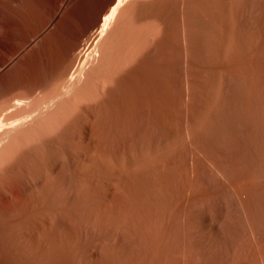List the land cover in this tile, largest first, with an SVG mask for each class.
Wrapping results in <instances>:
<instances>
[{
	"label": "bare ground",
	"instance_id": "1",
	"mask_svg": "<svg viewBox=\"0 0 264 264\" xmlns=\"http://www.w3.org/2000/svg\"><path fill=\"white\" fill-rule=\"evenodd\" d=\"M130 0H0V68L1 67H4V68H14V69H16L17 70V72H19V73H24L25 75H26V77L25 78H23V79H20L19 81V83H18V88L17 89H14V90H7L5 93H3L2 95H0V112L2 113L3 111H6L5 113H6V115L5 114H3L4 116H6L7 118H12L11 120L9 119L8 121H6V122H3L2 120H0V187L2 188V186H4L5 187V185L6 184H10L12 187H10L11 189H14L15 190V188L16 189H18V192H17V194H19L20 192V194H22L23 195V197H24V201H26V203L27 204H25L27 207H26V211L28 212H26V211H24V213L26 212V214L24 215V216H26V215H29V214H35L34 216H36V215H39L40 217V220H38V221H40L39 222V224L37 223V225H32V226H34L33 228H35V234L31 231V233H29L28 234V232H29V230L31 229V227L32 226H30L29 224L31 223H29V224H27L26 223V221H25V223H23L24 222V219L21 221V220H19V219H17L18 221H20V223L21 224H24L23 226H26V228H28L29 226H30V229L29 230H27V235H26V233H25V231H26V228L25 227H21L22 225H20V227L21 228H25V230L24 231H20V232H24V234H22L23 236H24V238H23V240L21 239L20 241H21V244H20V242H18L19 243V246L21 247V249L23 250L24 248H25V253L27 254V257H28V254H30L29 256H31L32 255V257L33 256H36V257H38L37 259H39V257H45V259H43V260H45V261H43L42 260V258H40L42 261H40V259H39V262H43V263H45L46 262V259H49V257L47 258L46 256H50L51 255V253H52V250H53V248L52 247H54V245H56L57 247H60V245H57V243H56V241H57V239H58V241H60V243H61V239H63L64 241H66V245L68 246V243H67V241H70L71 242V244L72 243H75L76 242V240H80V242H81V240L86 236H83L82 237V239H80L79 237H78V239H77V236H78V234H76L77 232H76V229H78V227L80 228L81 227V225L79 226V224H76V225H78L77 227L75 226V225H73L74 227H76L75 229H74V227L72 228L71 226V224H66V222L64 223H62V221L64 220V217H63V220L61 219V217L59 218V216L61 215V212L63 211V212H66V213H68L69 212V214H70V210L73 208H71V202L74 200V198H73V200L72 201H70V204H68L69 203V201L68 200H71V199H68V200H66V195L67 194H69L68 193V190L70 189V188H72V187H74V185L71 187V185L68 183L69 181H67V180H69V179H66V176H65V174L66 173H69L67 170H69L70 169V171H72L71 169L73 168L72 166H75V165H71L72 163H70V166H71V168H69V169H67L66 171L65 170H63V172L62 171H59L60 170V168H58L59 166H55V164H53L55 161V158L56 157H58V155L60 154V160L62 159V160H64V156H67V148L66 147H64V146H62V147H64V148H62V147H60L61 145V143H62V141H61V143L59 144V141L57 142V139H59V140H61L63 137L62 136H60V135H63V133H61L60 131H61V129L60 128H62V131H64V130H66V124H70V126H71V124H73V123H75V125H76V134H77V137L75 138L74 137V135L73 136H71L72 134H70V136L71 137H74L76 140H77V138H78V140L80 141V149H79V147H76L78 144V140L76 141V146H74V147H76L77 149L76 150H80V152H79V150H78V153L77 152H75V153H77L76 155H78V156H76L75 154V157H76V159L78 158V160H77V164H79V166L78 165H76V166H78L79 168L81 167V169H79V168H76L77 169V171L78 170H82V167H83V165L85 166L87 163V166L85 167V169L87 168V167H90L89 166V164L92 166H96L97 165V163H99L98 162V158H99V160L100 161H106V162H114V163H116L117 165H119V167L118 168H120V164H121V162H123V164L125 163V165H126V163H128L129 164V162L127 161L128 160V156H127V153L125 154L124 152L127 150V148L129 149V150H132V148H134V147H132V146H135V145H131V147L129 148V147H127V148H125L127 145L126 144H128V142L125 144L126 146L124 147L125 149H124V151H122V150H120L121 148L120 147H122L123 145H113L115 142H114V140L113 139H115V137L113 138V130H115V129H111V127L110 126H112V122L114 121V120H111V122H109V123H112V124H110L109 125V123H108V120H110V118L108 117V116H106V114H108V109H110V107L112 106V92H111V94H109L108 95V93H110V91H114V90H118V88L117 87H121V85H124V87H125V84L123 83V82H125V83H127L126 84V86H128V89H129V87L131 86V85H133V84H131V85H129L130 84V82H135L134 81V79H133V77L131 76L132 74L130 73V72H127L126 70H124V71H126V73H128L127 75H128V77H126L122 72H120V73H122V74H120V73H118L119 74V76L121 77V75H122V77H121V79H120V77H118L117 75H116V79H118V80H116L115 78V80L113 79V77L115 76H112V74H111V70H109L108 68L107 69H105L104 67H102L103 65L101 64L102 62V59L104 58V51H103V45H102V43H103V41H104V37H105V35L107 34V32L111 29V27L113 26V24L114 23H116L117 22V19L119 18V16L122 14V12L125 10V8H127V6H129V4L132 2H129ZM234 2H236V3H238L239 4V6H238V8L236 9L235 7H234ZM138 3L139 4H141V0H138ZM168 3L169 4H171V5H168ZM167 5V6H166ZM165 6V9H163V7ZM168 6H172L173 7V9H174V11H173V15H172V17L169 15L171 12H168L169 11V9L171 10L172 8H169ZM242 6H243V8H245V10L249 13V14H252L253 13V11H257V9L255 8V7H253V5H252V3H251V0H248L247 2H245L244 4H242ZM210 7H215V10L212 12V13H209V10H210ZM168 8V9H167ZM160 9H163V10H165L166 11V9H167V11H166V14H168V16H170L171 18H170V20H171V23L170 24H168V21H167V18H166V20L164 19V20H162L163 18H161L162 16L161 15H158L159 17H158V19H156V20H158V21H161L162 20V22L164 23V24H162L163 25V27H161V24L158 22H156L158 25H160L159 27H158V25L157 24H155V22H153L154 21V19L155 18H157V14H156V17H151L152 15H155V13L156 12H158ZM153 11V14L151 13ZM159 12H162V11H159ZM164 13V11L162 12V14ZM242 13H243V10H242V8H241V5H240V2L238 1V0H149V11H148V16H147V20H145V23H143V25H142V27L141 28H144V26H145V24H146V28L149 30V38H150V43H149V49H150V51H151V49L152 50H160V51H162V50H169V49H175L177 52H185V50H187V52H191V53H194V51L196 52L197 50H204V51H207V53H210V52H220V53H223V52H225V54H227L228 55V53H226L227 51H228V49H233V48H238V46L240 47V45H241V42H242V40H240L241 39V33L239 32V28H238V24H237V22H238V20H240V18L242 17ZM161 14V13H160ZM165 14V13H164ZM165 14V15H166ZM212 14V15H211ZM161 16V17H160ZM164 16V15H163ZM150 17V18H149ZM151 18H153V21H152V19ZM160 18V19H159ZM151 19V20H150ZM165 22H167V24L166 25H168V26H166L165 25ZM154 23V24H153ZM240 23H243V21H241ZM164 25L166 26V27H164ZM248 31H252L253 30V28L252 27H250V25L249 26H246L245 27ZM263 31H264V28H263ZM264 33V32H263ZM231 35H239L240 36V39H239V37H238V39L241 41H239L238 39H234V38H236V37H229V36H231ZM264 36V35H263ZM246 39H247V37H246ZM244 43H246L245 41H243ZM263 42V41H262ZM243 46H244V44H242ZM262 45L264 46V44L262 43ZM242 46V47H243ZM246 46H248V45H246ZM246 46L245 47H243V49H245L246 48ZM258 46V45H257ZM256 46V47H257ZM262 46V47H263ZM259 47V46H258ZM236 48V49H237ZM127 49V51H128V48H126ZM243 49H241V50H243ZM258 49V48H257ZM259 49H261V47H259ZM258 49V50H259ZM130 50V49H129ZM174 50V51H175ZM189 50V51H188ZM226 50V51H225ZM241 50H239V52L241 51ZM248 48H247V52H248ZM153 51V52H154ZM171 51V50H170ZM169 51V53L171 54V52ZM173 51V50H172ZM236 51V50H235ZM168 52V51H167ZM232 52V51H231ZM245 52V51H244ZM261 52V51H260ZM125 53L128 55V53L129 52H126L125 51ZM155 54L156 53H158L157 51H155L154 52ZM160 53V52H159ZM158 53V54H159ZM162 53H164V51L162 52ZM162 53H161V55H162ZM166 53V52H165ZM200 54L202 53V52H199ZM215 53V54H216ZM233 53H235L234 51H233ZM233 53H232V55H233ZM238 53V52H237ZM262 53V52H261ZM126 54H125V56H126ZM151 52H150V58H152L151 57ZM157 54V55H158ZM170 54H169V56H170ZM174 54H176V53H174ZM178 54H180V53H178ZM182 54V53H181ZM186 54H188V53H186L185 52V55ZM190 54V53H189ZM188 54V55H189ZM206 54V53H205ZM225 54H223V56L225 55ZM236 54V53H235ZM239 54V53H238ZM156 55V56H157ZM173 55V54H172ZM183 55V54H182ZM181 55V57H179V59H180V61H179V59H178V62H180V67L179 68H181V67H184V66H182V64L184 65V62H185V59L187 58V56H182ZM195 54H191V55H189L188 56V58L189 59H191V63H192V59L194 58V59H196L195 57H191V56H194ZM214 55V54H213ZM232 55L230 54V58L232 57ZM247 55V54H246ZM154 56V55H153ZM164 56V55H163ZM173 56H175V55H173ZM202 56V55H201ZM203 56H205L204 54H203ZM202 56V57H203ZM207 56V55H206ZM205 56V58H206V60H208L207 59V57ZM210 56V55H209ZM208 56V57H209ZM216 56H218V55H216ZM221 56H222V54H221ZM241 56V55H240ZM243 56V58H245L246 59V57H244V55H242ZM241 56V57H242ZM262 56V55H261ZM155 57V56H154ZM158 57V56H157ZM165 57L167 58L168 56H166L165 55ZM165 57H162V58H165ZM184 57H186V58H184ZM211 57V56H210ZM226 57V60L227 61H229V57H227V56H225ZM234 57V56H233ZM240 57V59H242ZM249 57V56H248ZM247 57V58H248ZM126 58H127V56H126ZM171 58L172 57H170V60H171ZM174 58V57H173ZM204 58V57H203ZM212 58H214V56L212 57ZM211 58V59H212ZM216 58V57H215ZM220 58L221 57H218L217 59H219L220 60ZM227 58H229V59H227ZM236 58V57H235ZM156 59H158V58H156ZM176 59V58H175ZM199 59H200V57H199ZM198 59V60H199ZM210 59V58H209ZM223 59V58H222ZM234 59V58H233ZM239 59V60H240ZM263 59V58H262ZM149 60H151V59H149ZM154 60V59H153ZM158 60H160V57H159V59ZM187 60V59H186ZM216 60V59H215ZM243 60V59H242ZM242 60H241V63H242ZM247 60V59H246ZM245 60V61H246ZM163 61V60H162ZM162 61H161V64H162ZM168 61H169V58H168ZM172 61V60H171ZM173 61H175L174 59H173ZM172 61V62H173ZM195 61V60H194ZM202 61V60H201ZM200 61V62H201ZM209 62H210V60H208ZM101 62V63H100ZM142 62V61H141ZM141 62H139L140 63V65L142 66V63ZM155 62V61H154ZM157 62V61H156ZM164 62H167V61H165V59H164ZM187 62V61H186ZM185 62V63H186ZM199 62V61H198ZM217 62V61H216ZM221 62V61H220ZM230 62V61H229ZM243 62H244V60H243ZM250 62V61H249ZM249 62L247 63V64H249ZM257 62V61H256ZM138 63V64H139ZM160 63V62H159ZM168 63V62H167ZM169 63H171V62H169ZM202 63V62H201ZM211 63H213V60L211 61ZM222 63H224V62H222ZM236 62H235V60H233V64H235ZM245 63V62H244ZM243 63V64H244ZM143 64H145L144 62H143ZM147 64V63H146ZM152 64V63H151ZM164 64V63H163ZM162 64V65H163ZM188 64H189V62H188ZM193 64V63H192ZM210 64V63H209ZM215 64V63H214ZM218 64V63H217ZM216 64V65H217ZM226 64V63H225ZM239 66L241 65L239 62L237 63ZM246 64V65H247ZM167 65V64H166ZM172 65V64H171ZM171 65H170V67H171ZM186 65V64H185ZM191 65V64H190ZM195 65V64H194ZM208 65V64H207ZM222 65V64H221ZM221 65H220V67H221ZM227 65H229L228 64V62H227ZM232 65V64H231ZM230 65V66H231ZM245 65V64H244ZM245 65V66H246ZM254 65V64H253ZM257 65H258V63H257ZM257 65H254V67L255 66H257ZM262 65H263V68H264V63H262ZM138 66V65H137ZM136 66V67H137ZM144 66H146V65H143V67ZM147 66H149V65H147ZM146 66V67H147ZM159 66V65H158ZM169 66V65H168ZM168 66H167V68H168ZM173 66V65H172ZM176 66V65H175ZM189 66V65H188ZM187 65H186V67H188ZM192 66V65H191ZM201 66V65H200ZM223 66H224V64H223ZM237 66V65H236ZM235 66V67H236ZM238 66V67H239ZM243 65H241L240 67H242ZM247 66H249V65H247ZM135 67V68H136ZM140 67V66H139ZM152 67V66H151ZM162 67V66H161ZM177 67V66H176ZM185 67V68H186ZM198 66H197V64H196V66L194 67V69L195 68H197ZM233 67H234V65H233ZM232 67V68H233ZM239 67V68H240ZM258 67V66H257ZM138 68V67H137ZM155 67H153V69H154ZM160 68V67H159ZM162 68H165V67H162ZM178 68V69H179ZM201 68V67H200ZM210 68V67H209ZM215 68V67H214ZM219 68V67H218ZM227 68V67H226ZM228 68H229V66H228ZM231 68V67H230ZM243 68H244V66H243ZM259 68V67H258ZM147 69V68H146ZM149 70H150V68H148ZM152 69V68H151ZM152 69V70H153ZM174 69H175V67H174ZM177 69V68H176ZM183 69V68H182ZM189 69H191V67H189ZM217 69V68H216ZM221 69V68H220ZM235 70L234 71H237L238 69L237 68H234ZM241 69V68H240ZM245 69H246V67H245ZM252 69H253V67H252ZM255 69H257L256 67H255ZM255 69H253V71L255 70ZM260 70H264V69H262L261 68V66H260V68H259ZM258 69V70H259ZM140 70V69H139ZM171 70V69H170ZM169 70V72H172L173 74H174V72L173 71H170ZM181 70V69H180ZM184 70V69H183ZM186 70V69H185ZM193 70V69H192ZM198 71H199V69H197ZM212 70V69H211ZM227 70V69H226ZM228 70H230V69H228ZM244 71V73L245 72H247L246 70H244V69H241V71ZM251 70V69H250ZM259 70V71H260ZM145 71V70H144ZM151 71V70H150ZM156 71L157 70H155V73H156ZM158 71H159V69H158ZM161 71V70H160ZM166 71H167V69H166ZM165 71V72H166ZM191 71V70H190ZM196 71V70H195ZM194 71V72H195ZM218 71V70H217ZM220 71V70H219ZM225 72V70H221V72ZM232 71V70H231ZM231 71H228V73L230 72L231 73ZM233 71V72H234ZM243 71H242V75H243ZM248 71H249V69H248ZM252 71V72H253ZM258 71V72H259ZM148 73H149V71H147ZM151 72H153V71H151ZM150 72V73H151ZM165 72H163L164 74H166ZM192 72V71H191ZM213 72V71H212ZM223 72V73H224ZM232 72V73H233ZM139 73V72H138ZM141 73V72H140ZM144 73V72H143ZM147 73V74H148ZM154 72H153V74H155ZM176 73V72H175ZM183 74L185 73V75L187 76V74L186 73H189L188 71H186V72H182ZM181 73V71H180V74H179V78H180V75L182 74ZM201 72H199V74H200ZM215 73H217V72H215ZM221 73V75H225L226 73ZM231 73V74H232ZM117 74V73H116ZM129 74H130V76L132 77V81H130L129 80ZM137 74V73H136ZM157 74V73H156ZM164 74H162V75H164ZM178 74V73H177ZM197 74H198V72H197ZM220 74V73H219ZM219 74H218V80L220 79L219 78ZM237 74V73H236ZM236 74H234V75H236ZM240 74L241 73H239V76H240ZM257 74V73H256ZM255 74V76L257 77V75ZM0 75H2V72L0 71ZM124 75V76H123ZM138 75V74H137ZM144 75L146 76V78H147V75H146V73H144ZM150 75H152V74H150ZM161 75V76H162ZM167 75H169V74H167ZM166 75V76H167ZM190 75H192V77L194 76L192 73L191 74H189L188 75V77L190 76ZM196 75V74H195ZM217 75V74H216ZM228 75V74H227ZM234 75H231L232 77L234 76ZM238 75V74H237ZM252 75H254V74H252ZM259 75V74H258ZM261 75H262V73H261ZM112 76V77H111ZM140 76V75H139ZM141 76H142V74H141ZM149 76V75H148ZM154 76V75H153ZM157 76V75H156ZM159 76H160V72H159ZM159 76H157V79H158V77ZM165 76V77H166ZM182 76H184V75H182ZM201 75H199V77H200ZM251 76V75H250ZM260 76V75H259ZM125 77V78H124ZM138 77V76H137ZM169 77V76H168ZM171 77V76H170ZM172 77H173V75H172ZM176 77V76H175ZM174 77V78H175ZM185 77V76H184ZM191 77V76H190ZM189 77V78H190ZM190 78V79H193V78ZM198 77V76H197ZM197 77H195L194 79H196V81H197ZM231 77V78H232ZM235 77V76H234ZM238 77V76H237ZM241 77V76H240ZM111 78L113 79V81L111 80ZM128 79V81H130L129 82V84H128V82H126V81H123V79L125 80V79ZM149 78H150V76H149ZM149 78H147L146 80H148ZM154 78V77H153ZM152 78V79H153ZM156 78V77H155ZM183 78V77H182ZM181 78V79H182ZM214 78V77H213ZM221 78L222 79H224L222 76H221ZM230 78V76L227 78V79H229ZM230 78V79H231ZM239 78V77H238ZM238 78H236L235 80H233V81H236ZM252 78H253V76H252ZM255 78V77H254ZM110 79V80H109ZM126 79V80H127ZM138 79V78H137ZM151 79V80H152ZM162 79V78H161ZM160 79V80H161ZM164 80H165V78H163ZM170 79V78H169ZM173 79V78H172ZM178 79V78H177ZM189 79V81H193V80H190ZM199 79V78H198ZM119 80H121V82L122 83H120V84H116V81H119ZM143 80H144V78H143ZM154 80H156V79H154ZM154 80H152V81H154ZM186 80H187V78H186ZM185 80V82H187ZM206 80V79H205ZM214 80V79H213ZM212 80V81H213ZM226 79H224V81H225ZM255 80V79H254ZM259 80H260V78H259ZM114 81H115V83H114ZM137 81V80H136ZM142 81V80H141ZM152 81H150V82H152ZM157 81V80H156ZM155 81V83H157ZM173 81H175V80H173ZM172 81V82H173ZM183 80H180V82H182ZM199 81V80H198ZM201 81V80H200ZM199 81V82H200ZM209 80H207V82H208ZM211 81V80H210ZM211 81V82H212ZM220 81V80H219ZM223 81V80H222ZM230 81H232V79L230 80ZM237 81H239L240 82V80H237ZM236 81V82H237ZM256 81H257V79H256ZM144 82V81H143ZM143 82H141V85H142V83ZM148 83H149V80L147 81ZM158 82H159V80H158ZM161 82H165V81H161ZM171 82V83H172ZM180 82H179V84H180ZM184 82V83H185ZM210 82V83H211ZM214 82H216L215 80H214ZM228 82V81H227ZM257 82H259V81H257ZM256 82V83H257ZM262 82V81H261ZM261 82H259V84L261 83ZM139 83V82H138ZM137 83V84H138ZM144 83H146V82H144ZM154 83V82H153ZM154 83V84H155ZM167 83H169L168 81H167ZM176 83V82H175ZM174 82H173V84H175ZM178 83V82H177ZM188 83V82H187ZM203 82H201V84H202ZM205 83H206V81H205ZM209 83V84H210ZM217 83V82H216ZM215 83V84H216ZM232 83V82H231ZM241 83V82H240ZM264 83V82H263ZM262 83V84H263ZM114 84H116V85H114ZM135 84V83H134ZM136 84V85H137ZM160 83H158L157 85V87H159L161 84H163V83H161L160 85H159ZM166 84V83H165ZM194 84V83H193ZM204 84V83H203ZM202 84V85H203ZM209 84H207V85H209ZM214 84V85H215ZM218 84H221V88H222V84H223V82L222 83H218ZM234 84V83H233ZM232 84V86H229V88L230 87H233L234 85ZM239 84V83H238ZM259 84H257V85H259ZM139 85H140V83H139ZM141 85H140V87H141ZM147 85V84H146ZM145 85V86H146ZM150 84H148L147 85V87L149 86ZM153 85V84H152ZM168 85V84H167ZM167 85L165 86V85H162L160 88H162L163 86H165V87H167ZM170 85V84H169ZM172 85V84H171ZM182 85V84H181ZM191 85V84H190ZM206 85V84H205ZM226 85V84H225ZM229 85H230V83H229ZM237 85V84H236ZM256 85V86H257ZM261 85V84H260ZM259 85V86H260ZM264 85V84H263ZM115 86H117V87H115ZM135 86V85H134ZM138 86V85H137ZM144 86V85H143ZM176 86V85H175ZM184 86H186V85H184ZM183 85H182V87H184ZM188 86V85H187ZM193 86V85H192ZM196 86V85H195ZM194 86V87H195ZM198 86H200V85H198ZM220 85H218V87H219ZM238 86H240V85H238ZM238 86H236V87H238ZM245 86V85H244ZM249 86V85H248ZM253 86V85H252ZM255 86V85H254ZM262 86V85H261ZM119 87V88H120ZM150 87V86H149ZM155 87V86H154ZM153 87V88H154ZM170 87H173V85L172 86H170ZM189 87V86H188ZM188 87H184V88H187L188 89ZM191 87V86H190ZM197 87V86H196ZM207 87V86H206ZM215 88H216V86H214ZM217 87V89L219 90V88ZM226 87V86H225ZM224 87V88H225ZM243 87V86H242ZM246 87H247V85H246ZM258 87V86H257ZM263 87V86H262ZM134 88V87H133ZM141 88H143V87H141ZM146 87H144V92H146L145 90L147 89H145ZM151 89H152V86L150 87ZM160 88H157V89H160ZM179 88H181V87H179ZM197 88H199V87H197ZM220 88V90H222ZM228 87L226 88V90L227 89H229ZM234 88V87H233ZM241 88V86L239 87V89ZM245 88V87H244ZM243 88V89H244ZM248 88V87H247ZM253 88V87H252ZM252 88H250L249 87V89H252ZM125 89H127V87L126 88H124V90ZM127 89V90H128ZM135 89H137V88H135ZM163 89H165V91H167L168 90V87H167V89L166 88H163ZM170 89V88H169ZM172 89H175V87L174 88H172ZM172 89H171V94L173 93L172 92ZM190 89V88H189ZM188 89V90H189ZM200 89H202V91H203V87L201 86V88ZM205 89V88H204ZM238 89V90H239ZM242 89V88H241ZM246 89V88H245ZM123 88H122V90H118V91H115L114 92V94L115 95H117V93L116 92H121L122 94H123ZM126 90V91H127ZM133 90V89H132ZM142 90V89H141ZM161 90V89H160ZM177 90V89H176ZM175 90V91H176ZM181 90H183V89H181ZM192 90H194V88H192ZM199 90V89H198ZM209 89H207V91H208ZM219 90V91H220ZM230 90H232V89H230ZM233 90H235V89H233ZM232 90V91H233ZM238 90H237V92H238ZM255 90V89H254ZM254 90H253V92H254ZM256 90H258L257 88H256ZM139 91V90H138ZM137 91V92H138ZM151 91V90H150ZM152 91H156V90H152ZM174 91V92H175ZM187 91V90H186ZM196 91V90H195ZM202 91L200 90V92L202 93ZM205 91H206V89H205ZM204 91V92H205ZM215 91V90H214ZM229 91V90H228ZM228 91L226 92V93H228ZM232 91L230 92V93H232ZM236 91V90H235ZM245 91H247V90H245ZM250 91V90H249ZM120 92L118 93L119 95H120ZM128 92V91H127ZM126 92V93H127ZM131 92V91H130ZM142 92H143V90H142ZM143 92V93H144ZM149 92V91H148ZM147 92V93H148ZM157 92H158V90H157ZM160 92V91H159ZM164 92V91H163ZM169 92V91H168ZM167 92V93H168ZM180 92V91H179ZM182 92V91H181ZM180 92V93H181ZM183 92H185L184 90H183ZM183 92H182V95H183ZM188 93L189 92H191V90L190 91H187ZM193 92V91H192ZM203 92V93H204ZM211 92V91H210ZM225 92V91H224ZM239 92H240V90H239ZM241 92H243V91H241ZM258 92H259V90H258ZM261 92V91H260ZM259 92V93H260ZM262 92H263V90H262ZM126 93H124V94H126ZM136 92H134V94H135ZM143 93H141L142 95H144ZM151 93V92H150ZM153 93V92H152ZM162 93V92H161ZM176 93H177V91H176ZM197 94H198V92H196ZM208 94H209V92H207ZM215 93H216V91H215ZM214 93V94H215ZM218 93V92H217ZM216 93V94H217ZM225 93V94H226ZM236 93V92H235ZM122 94L120 95V96H122ZM130 94V93H129ZM134 94H132V97L134 96ZM139 94V93H138ZM140 94V95H141ZM146 94V93H145ZM154 94V93H153ZM155 94H157V95H159L158 93H155ZM154 94V95H155ZM165 94V93H164ZM174 94V93H173ZM179 94V93H178ZM185 94V93H184ZM187 94V93H186ZM200 94V93H199ZM205 94V93H204ZM211 94H212V92H211ZM219 94V93H218ZM234 94V93H233ZM241 94V93H240ZM244 94V93H243ZM247 95H248V92L246 93ZM114 95V98L115 97H118V96H115ZM127 95H128V93H127ZM151 95V94H150ZM149 95V96H150ZM189 95H191V94H189ZM189 95L186 97V99L189 97ZM194 95V94H193ZM206 95V94H205ZM220 95V94H219ZM218 95V96H219ZM224 95V94H223ZM230 95H232V94H230ZM258 95V94H257ZM256 95V96H257ZM262 96L264 95V93H262L261 94ZM129 96V95H128ZM131 96V95H130ZM138 96V95H137ZM147 96V95H146ZM153 96V95H152ZM151 96V97H152ZM167 96V98H168V96L169 95H166ZM173 96H175V97H177L176 95H173ZM181 96V95H180ZM192 96V95H191ZM197 96V95H196ZM201 96H202V94H201ZM201 96H199V98L201 97ZM209 96H210V94H209ZM214 96V95H213ZM213 96H212V98H213ZM225 96V95H224ZM227 96V95H226ZM225 96V97H226ZM249 97L251 96L250 95V93H249V95H248ZM262 96H260V97H262ZM110 97H111V100H110ZM123 97V96H122ZM127 96L125 95V100L127 99H129V97L128 98H126ZM135 97V96H134ZM141 97V96H140ZM143 97V96H142ZM156 98H157V96H155ZM159 97V96H158ZM169 97H171V96H169ZM182 97V96H181ZM184 97V96H183ZM182 97V98H183ZM211 97V96H210ZM216 98H217V96H215ZM224 97V98H225ZM234 97H235V95H234ZM241 97V96H240ZM239 97V98H240ZM259 97V96H258ZM257 97V98H258ZM260 97L258 98V99H260ZM121 98V97H120ZM138 98V97H137ZM149 98V97H148ZM153 98V97H152ZM156 98H154V99H156ZM162 98V97H161ZM174 98V97H173ZM172 98V99H173ZM208 98V97H207ZM218 98H220V97H218ZM221 98H222V96H221ZM220 98V99H221ZM231 98V97H230ZM251 98V97H250ZM115 99H117V98H115ZM122 99V98H121ZM123 99H124V97H123ZM136 99V98H135ZM141 99H143V98H141ZM150 99V98H149ZM169 100V103H170V99L171 98H168ZM178 99V98H177ZM176 99V100H177ZM190 99H191V97H190ZM193 99H194V97H193ZM198 99V98H197ZM203 99H205V96H203ZM203 99H202V101H203ZM229 99V98H228ZM228 99H225V100H228ZM233 99V98H232ZM236 99V98H235ZM249 99V98H248ZM263 99H264V97H263ZM118 100V102H119V99H117ZM126 100V101H127ZM138 100V99H137ZM136 100V101H137ZM145 100H146V98H145ZM150 100H152V99H150ZM157 100H160V99H157ZM175 100V99H174ZM179 100V99H178ZM184 102H186V100L185 99H182ZM181 99L179 100V101H182ZM189 100V99H188ZM196 100V99H195ZM201 100V99H200ZM208 100V99H207ZM206 100V101H207ZM216 99H214L213 101L214 102H217L218 100H216ZM224 100V99H223ZM223 100H222V102H223ZM230 100V99H229ZM228 100V101H229ZM234 100V99H233ZM233 100H232V102H233ZM237 100H238V98H237ZM241 100V99H240ZM257 100V99H256ZM140 101V100H139ZM149 101V100H148ZM156 101V100H155ZM154 101V102H155ZM182 101V102H183ZM197 101V100H196ZM196 101H194V103L196 102ZM202 101H201V105H202ZM205 101V100H204ZM204 101H203V104H206V102L204 103ZM211 101V100H210ZM228 101H226V104H227V102ZM264 101V100H263ZM114 103L115 102H117L116 100L115 101H113ZM124 103V101L122 100L121 101V103ZM128 102H132V101H130V100H128L127 101V103ZM141 102H142V100H141ZM146 102V101H145ZM144 101H143V103H142V105H144V103H145ZM154 102H153V104H152V101H151V104L153 105V106H155V105H158V103H157V101L155 102V103H157V104H155L154 105ZM167 102V101H166ZM181 102V103H182ZM191 102V101H190ZM192 102H193V100H192ZM214 102L213 103H211V104H213V107H217V106H214ZM219 102H220V100H219ZM231 102V103H232ZM238 102V101H237ZM242 102H244V101H242ZM111 103V104H110ZM122 103V104H123ZM137 103H138V101H137ZM140 103V102H139ZM177 103H179V102H177ZM176 103V104H177ZM179 103L180 105H182V104H187V102L186 103ZM200 103V102H199ZM208 103H209V101H208ZM225 103V102H224ZM257 103V102H256ZM119 104V103H118ZM117 104V105H118ZM126 104V103H125ZM132 104H134V101H133V103ZM146 104H147V102H146ZM150 104V103H149ZM167 105H169L168 103H166ZM173 105H174V103H172ZM175 104V105H176ZM198 104V103H197ZM210 104V103H209ZM229 104V103H228ZM233 104V103H232ZM231 104V105H232ZM238 104H239V102H238ZM251 104V103H250ZM263 104H264V102H263ZM262 104V105H263ZM115 106H116V103L114 104ZM131 105V104H130ZM140 105V104H139ZM148 105V104H147ZM167 105H166V108H168L167 107ZM174 105V106H175ZM180 105H178V106H180ZM190 105L192 106L193 104H191L190 103ZM189 105V106H190ZM194 105H196V103L194 104ZM208 105V104H207ZM215 105H217V104H215ZM220 104H218V106H219ZM234 105H235V103H234ZM233 105V106H234ZM240 105V104H239ZM242 105V104H241ZM248 105H249V103H248ZM108 106H110V107H108ZM115 106H113L114 108H115ZM120 106V105H119ZM125 106V105H124ZM132 106V105H131ZM136 107H140V106H137V105H135ZM134 105L132 106L133 108L135 107ZM159 106V105H158ZM188 106V105H187ZM188 106V107H189ZM198 106V105H197ZM209 106H212V105H209ZM227 106V105H226ZM230 106V105H229ZM243 106V105H242ZM246 106V105H245ZM244 106V107H245ZM251 106V105H250ZM249 106V107H250ZM264 106V105H263ZM122 107V106H121ZM121 107L119 108V109H121ZM147 107V106H146ZM156 107V106H155ZM170 107V106H169ZM180 107H183V106H180ZM193 107H195V106H193ZM202 107V106H201ZM225 107V106H224ZM223 107V108H224ZM232 107V106H231ZM238 107H240V106H238ZM254 107H256V106H254ZM105 108H107V109H105ZM112 108V107H111ZM125 108V107H124ZM142 108V107H141ZM143 108H145V106L143 107ZM157 108V107H156ZM162 108V107H161ZM173 108V107H172ZM172 108H170V109H172ZM176 108H177V106H176ZM191 107H189V109H190ZM196 108V107H195ZM197 108H200V107H197ZM203 108V107H202ZM208 108V107H207ZM234 108H235V106H234ZM252 108V107H251ZM250 108V109H251ZM257 108V107H256ZM104 109H105V111H104ZM150 108H147V110H149ZM158 109V108H157ZM163 109V108H162ZM165 109V108H164ZM174 109V108H173ZM187 109V108H186ZM193 108H191V110L190 111H193L192 110ZM212 109H215V108H212ZM217 109V108H216ZM225 109V108H224ZM242 109V108H241ZM247 109V108H246ZM255 109V108H254ZM254 109H251V110H253L254 111ZM114 110V109H113ZM122 110H124L123 108H122ZM130 110V109H129ZM126 111L128 114H129V112L130 111ZM135 110V109H134ZM138 110V109H137ZM146 110V111H147ZM153 109L151 108V110L150 111H152ZM161 110V109H160ZM178 110H179V108H178ZM183 110V109H182ZM194 110H196V109H194ZM200 111H201V109H199ZM203 110H204V108H203ZM203 110L201 111V112H203ZM209 108H208V111H207V109L205 110V112H209ZM219 110V109H218ZM220 110H222L221 109V107H220ZM219 110V111H220ZM233 110V109H232ZM237 110H240V109H237ZM245 110V109H244ZM261 110H263V109H261ZM7 111H9V112H7ZM145 111V112H146ZM166 111V110H165ZM170 110H168V114H170L171 112H169ZM172 111V110H171ZM174 111H175V109H174ZM184 111V110H183ZM197 111V110H196ZM222 111H224L225 112V110H222ZM241 111V110H240ZM248 111H250V110H248ZM253 111L251 112V114L253 113ZM256 111V110H255ZM258 111V110H257ZM256 111V112H257ZM264 111V110H263ZM263 111H262V113H259V114H264L263 113ZM104 112H106L105 113V116L107 117V118H109V119H107L106 117V120H105V118H103L102 117V115L104 114ZM110 112H112L111 110H110ZM114 112V111H113ZM116 112V111H115ZM118 112V111H117ZM120 112V111H119ZM122 112V111H121ZM120 112V113H121ZM125 111H124V113H126ZM142 112H144V110H142ZM159 112V111H158ZM157 112V110H156V113H158ZM161 112V111H160ZM160 112H159V114H160ZM162 112H163V110H162ZM176 112V111H175ZM179 113H181L180 111H178ZM187 112V111H186ZM205 112H203V113H205ZM211 112V111H210ZM209 112V113H210ZM212 112H214V114L215 113H217V112H215L214 110L212 111ZM235 112H236V110H235ZM242 112V111H241ZM0 113V115L2 116V114ZM119 113V114H120ZM126 113V114H127ZM147 113L148 112H146V115H147ZM152 113H153V111L151 112V115H152ZM183 113V112H182ZM181 113V114H182ZM185 113V112H184ZM194 113V111L191 113V112H187V117H188V119L187 120H190L191 122H194L195 121V119H194V117L195 116H193V115H195V114H193ZM198 114H199V112H197ZM197 113H196V115H197ZM209 113H208V115H206L207 113H205L204 115H205V117L207 118V116H208V118L207 119H211V118H209L210 116H209ZM231 112H230V110H229V113H227L226 112V116L228 115V114H230ZM245 113V112H244ZM111 114V117H112V113H110ZM116 115H117V117H118V115L119 114H117V113H115ZM155 114V113H154ZM154 114H153V117H154ZM158 114V115H159ZM164 114V113H163ZM167 114V116L165 115L164 117L166 118V117H168L169 115ZM178 114V113H177ZM181 114H178V115H181ZM220 114V113H219ZM221 114H223V113H221ZM239 114H243V112L242 113H239ZM247 114H249V113H247ZM254 114V113H253ZM257 114V113H256ZM255 114V115H256ZM257 115V116H260V115ZM114 115V114H113ZM171 115V114H170ZM184 116H185V114H183ZM203 115V114H202ZM203 115V116H204ZM216 115H218V113L216 114ZM231 115V114H230ZM127 116V115H126ZM126 116H124V117H126ZM129 116H131L132 117V115H129ZM148 116V118H149V115H147ZM157 116V115H156ZM176 116V115H175ZM184 116H183V120H184ZM198 116V115H197ZM196 116V117H197ZM213 115L211 114V117H212ZM215 116V115H214ZM221 116V115H220ZM223 116H225V115H223ZM229 116V115H228ZM234 116V115H233ZM243 116V115H242ZM244 116H246V115H244ZM263 116V115H262ZM261 116V117H262ZM14 117V118H13ZM102 117V118H101ZM113 117H115V115L113 116ZM112 117V118H113ZM124 117H120L121 118V120L123 119V121H124ZM144 117H145V114H144ZM159 117V116H158ZM157 117V118H158ZM161 117H162V115H161ZM170 117V119H171V116H169ZM172 117H174V115L172 116ZM177 117V116H176ZM200 117H201V119H203L202 118V116H201V114H200ZM230 117V116H229ZM249 117H251L250 115H249ZM253 117V116H252ZM256 117V116H255ZM260 117V118H261ZM5 118V117H4ZM6 118V119H7ZM129 118V117H128ZM127 117L125 118V119H128ZM178 118V117H177ZM180 118V117H179ZM178 118V119H179ZM190 118V119H189ZM205 118V119H206ZM213 118V117H212ZM215 118V117H214ZM217 118H218V116H217ZM217 118H216V122H217ZM220 118V117H219ZM218 118V119H219ZM222 118V117H221ZM235 118H237L236 116H235ZM234 118V119H235ZM241 118V117H240ZM244 118V117H243ZM257 118V117H256ZM259 118V117H258ZM257 118V119H258ZM264 118V117H263ZM1 119V118H0ZM99 119H101V121H102V119H104L105 120V122L107 121V123H108V125L106 126L105 124H103V123H105L104 122V120L102 121L103 123V125H105L104 127H102L103 125L101 124V122H100V120ZM116 119V118H115ZM118 119V118H117ZM130 119V118H129ZM132 119H134V118H132ZM146 119V118H145ZM144 119V120H145ZM159 119V118H158ZM169 119V120H170ZM173 119V118H172ZM176 119V118H175ZM186 119L184 120V122H186ZM200 119V120H201ZM226 119V118H225ZM229 118H227V120H228ZM245 119H247L246 117H245ZM253 119H255V118H253ZM252 119V120H253ZM99 120V121H98ZM120 120V121H121ZM131 120V119H130ZM148 119H146L145 120V122L147 121ZM150 120V119H149ZM152 120V119H151ZM160 120H161V118H160ZM162 120H163V118H162ZM161 120V121H162ZM169 120H168V122H169ZM198 117H197V120L194 122V123H196V122H198ZM208 120V121H209ZM221 120H223V119H221ZM221 120H219V122L221 121ZM231 120H233V119H231ZM241 120H242V118H241ZM249 120V119H248ZM127 121V120H126ZM132 121V120H131ZM164 121H167V120H164ZM171 121V120H170ZM174 121V120H173ZM176 121H180V119L179 120H175V123H176ZM202 121V120H201ZM200 121V122H201ZM213 121V120H212ZM214 121V123H216ZM226 120H224L223 122H225ZM229 121V120H228ZM234 121H236L237 122V120L235 119V120H233V121H230V122H234ZM239 121V126H241L242 127V125H240V120H238ZM245 121V120H244ZM247 121V120H246ZM250 122H251V120H249ZM254 121L255 120H253V123L252 124H254ZM257 121H259V119L258 120H256V122ZM262 121H263V119H262ZM71 122H73V123H71ZM98 122L100 123V124H98ZM155 124H157L156 122H158V120L157 119H155ZM163 122V121H162ZM248 122V121H247ZM247 122H243V123H247ZM261 122V121H260ZM264 122V121H263ZM66 123V124H65ZM94 123H95V126H96V123H97V127L99 126V128L96 130L95 128H97V127H95V128H93L94 127ZM129 123V122H128ZM151 123H152V121H151ZM160 123V125L162 124L161 122H159ZM159 123L157 124L158 126H159ZM164 123V122H163ZM181 123H182V121H181ZM187 124H189L188 126L190 127H187V124H186V126L185 127H187V129H185V131H187L186 133L188 134V128L190 129V131H195V130H197V128L199 127V126H197V127H195L196 129H193V128H191L192 126V124L190 125V123L189 122H186ZM210 123V122H209ZM211 123H213V122H211ZM218 123V122H217ZM226 123H228V122H226ZM238 123V122H237ZM146 124H147V126L149 127V123L148 122H146ZM153 124V123H152ZM165 124H167V122L165 123ZM165 124H163L164 126H165ZM168 124H172V123H168ZM166 125V127L167 126H169V125ZM176 124H178V123H176ZM175 124V125H176ZM197 124V123H196ZM196 124H194V125H196ZM208 124V123H207ZM220 124H221V122H220ZM223 124H225V123H223ZM231 125H232V123H230ZM63 125H65V129H63ZM74 124H73V126H75ZM92 125H93V127H92ZM123 125V124H122ZM157 125H154V126H156L157 127ZM173 125H174V122H173ZM180 125H182V124H180ZM209 125V124H208ZM212 125H214V124H212ZM230 125V126H231ZM237 125V124H236ZM244 125H247V124H244ZM250 125V124H249ZM72 126V127H73ZM126 126H128V125H126ZM145 126V125H144ZM163 126V127H164ZM210 126H211V124H210ZM215 126V125H214ZM213 126V127H214ZM251 126V125H250ZM258 126H259V124H258ZM258 126H256V128L258 127ZM67 127H69V126H67ZM101 127V128H100ZM106 127V128H105ZM108 127V128H107ZM109 127H110V129H109ZM123 127H124V125H123ZM129 127V126H128ZM127 127V128H128ZM146 127V126H145ZM150 127H152V126H150ZM160 127V126H159ZM159 127L158 128H156V129H158V131H159ZM162 127V126H161ZM173 127H175V126H173ZM176 127H180L179 126V124H178V126H176ZM181 127H183V126H181ZM194 127V126H193ZM216 127H218L217 125H216ZM220 127H222V125L220 126ZM224 127V126H223ZM222 127V128H223ZM234 127H235V125H234ZM237 128H239L238 126H236ZM247 128L249 127L248 125L246 126ZM253 127H255V126H253ZM104 128V129H103ZM124 128H126V127H124ZM210 128H212V126L210 127ZM219 128V127H218ZM222 128L220 129V130H222ZM224 128H226V127H224ZM227 128H229V127H227ZM231 128V127H230ZM250 128V127H249ZM249 128L247 129V130H249ZM255 128V129H256ZM260 128V127H259ZM262 128H263V126H262ZM95 129V130H94ZM100 129H101V131H100ZM106 129V130H105ZM107 129L110 131H112L111 132V134L110 135H108L109 137V139H110V137H111V135H112V137L111 138H113L112 140H113V144H112V142L107 138V139H102L103 138V136L102 137H100V138H98L96 135H98L99 133H102V131L103 130H105L104 132H106L107 133ZM144 129V128H143ZM150 128H148L147 130H149ZM170 128L169 127H167V130L166 131H168ZM172 129V128H171ZM170 129V130H171ZM174 129V128H173ZM180 129V128H179ZM191 129H193V130H191ZM233 129V128H232ZM240 129V128H239ZM252 129V128H251ZM254 129V128H253ZM60 130V131H59ZM67 130H69V131H67ZM67 130H66V132L67 133H70V131H74V129L73 128H71V130L69 129V128H67ZM119 132H120V128L119 129H117ZM117 130H116V133H117ZM128 130V129H127ZM161 130H164V128L162 129L161 128ZM160 130V131H161ZM169 130V131H170ZM178 130V129H177ZM176 130V131H177ZM183 130H184V127H183ZM209 130V129H208ZM207 130V131H208ZM213 130V129H212ZM215 130H216V128H215ZM218 130V129H217ZM226 130V129H225ZM228 130V129H227ZM226 130V131H227ZM230 130V129H229ZM242 130V129H241ZM246 129H245V132L244 133H246V131H247ZM262 129L260 128V131H261ZM109 131H108V133H109ZM122 131H124V129L122 130ZM121 131V132H122ZM181 131H182V128H181ZM181 131H180V133H181ZM194 131L193 132H191V133H193V136H192V134H191V136L193 137V138H195L197 135H195V133H194ZM226 131H222V132H224L226 135L228 134ZM233 131V130H232ZM232 131H230V132H232ZM236 131V130H235ZM256 131V130H255ZM255 131H253V132H255ZM263 131H264V129H263ZM57 132H60V133H57ZM98 133V134H94V133ZM103 132V134H105ZM115 132V131H114ZM125 132V131H124ZM148 132H150V133H152L151 131H148ZM165 131H163V133H164ZM204 132V131H203ZM213 132V131H212ZM215 132V131H214ZM219 132V131H218ZM221 132V131H220ZM219 132V133H220ZM221 132V133H222ZM248 132V131H247ZM250 133H251V131H249ZM55 133H57L60 137H61V139L60 138H57L58 136L55 134ZM67 133H66V135H67ZM74 133V132H73ZM126 133V132H125ZM129 133V132H128ZM128 133H126V134H123V136H125V135H127ZM131 133H133V132H131ZM144 133H145V129H144ZM147 133V132H146ZM156 133H159V132H156ZM167 134H168V132H166ZM173 133V132H172ZM175 133V132H174ZM173 133V134H174ZM177 133H179L178 131H177ZM176 133V134H177ZM197 133V132H196ZM199 133V132H198ZM209 133H210V131H209ZM221 133H220V135H221ZM233 133H236V132H233ZM239 133H240V131H239ZM243 132H241V134H242ZM243 133V135H245ZM130 134V133H129ZM134 134V133H133ZM133 134H131V135H133ZM214 134V133H213ZM213 134H212V136H213ZM230 134V133H229ZM246 134H248V133H246ZM261 134H262V132H261ZM65 135V136H66ZM95 135V136H94ZM100 135H98V136H100ZM115 135H117V134H115ZM114 135V136H115ZM130 135V136H131ZM135 135V134H134ZM133 135V136H134ZM142 135V134H141ZM145 135V134H144ZM144 135H143V137H144ZM149 135V134H148ZM152 135V134H151ZM155 135V134H154ZM158 135H161L160 133L158 134ZM164 136H165V133L163 134ZM162 135V136H163ZM189 135V134H188ZM201 135H203V134H201ZM209 135H211V134H209ZM214 135H216L217 136V134H216V132H215V134ZM263 135H264V133H263ZM55 136H57V137H55ZM76 136V135H75ZM107 136V135H106ZM120 136V135H119ZM119 136H117V137H119ZM133 136L132 137H130L131 139L133 138ZM145 136H147V135H145ZM153 136V135H152ZM151 136V137H152ZM163 136V137H164ZM190 136V135H189ZM195 136V137H194ZM215 136V137H216ZM229 136V135H228ZM231 136V135H230ZM229 136V137H230ZM232 136H234V135H232ZM231 136V137H232ZM237 135H235V137H236ZM240 136V135H239ZM239 136H237V137H239ZM248 136V135H247ZM252 136V135H251ZM250 136V137H251ZM116 137V138H117ZM127 137H129L128 135H127ZM143 137H141L142 139H143ZM157 137V136H156ZM155 137V138H156ZM160 138V139H163V140H166V139H164L165 137L167 138V139H171V137L170 138H168L169 137V135L167 136H165L164 138ZM178 137V136H177ZM180 137H184V136H180ZM187 137V136H186ZM206 137V136H205ZM214 137V138H215ZM218 137V136H217ZM220 137V136H219ZM223 137V136H222ZM221 137V138H222ZM229 137H226V139H228ZM235 137H233V138H235ZM245 137V136H244ZM250 137H248V138H250ZM104 138H106V137H104ZM126 138V137H125ZM138 138V137H137ZM140 138V137H139ZM138 138V141L140 140L141 141V139H139ZM173 139H175L176 140V138L175 137H172ZM179 138V137H178ZM177 138V139H178ZM181 138V139H182ZM192 138V139H193ZM197 138V137H196ZM207 138H208V135H207ZM224 139H225V137H223ZM223 138H222V140H223ZM248 138H246V139H248ZM75 139L73 140V141H75ZM120 139H122V138H120L119 137V139H117V140H120ZM124 139V138H123ZM127 139L128 138H126V140H123V142L124 141H127ZM135 139V138H134ZM150 138L149 137H147V140L148 141H150L149 140ZM152 139H153V137H152ZM187 139V138H186ZM185 139V141H186V143H187V140ZM191 139V138H190ZM199 139L200 138H198V140L196 139V141H199ZM203 139H204V136H203ZM211 139H213V138H211ZM216 139V138H215ZM220 139V138H219ZM236 139V138H235ZM245 139V140H246ZM262 139V138H261ZM264 139V138H263ZM63 140V139H62ZM143 140H145V139H143ZM142 140V141H143ZM163 140H161V141H163ZM195 140V139H194ZM210 140V139H209ZM231 140V139H230ZM233 140V139H232ZM244 140V139H243ZM249 140H251V139H249ZM116 141V140H115ZM131 142H133V144H134V142L135 141H133V140H130ZM136 141H137V139H136ZM146 141V140H145ZM152 141H154V140H152ZM158 141H160V140H158ZM158 141H157V143H158ZM161 141L159 142V143H161ZM172 141V140H171ZM180 141V140H179ZM184 140H182V142H183ZM184 141V142H185ZM204 141V140H203ZM206 141V140H205ZM216 141V140H215ZM219 142H221L220 140H218ZM218 141H217V143H218ZM226 141V140H225ZM227 141H229V140H227ZM262 141V143L261 144H263V140H261ZM111 142V143H110ZM166 142H169V140L168 141H166ZM181 141H180V144H179V147H177V148H179L178 149V152L179 151H181L182 150V148H181V146L184 144H182L181 145V143H182ZM192 142V141H191ZM190 142V143H191ZM194 142V141H193ZM192 142V143H193ZM200 142V141H199ZM210 142H212V140L210 141ZM210 142H209V145L211 146L212 145V143H214V141L210 144ZM116 143H118V142H116ZM137 143V142H136ZM139 143V142H138ZM142 143H145L144 141L142 142ZM152 143V142H151ZM158 143V144H159ZM165 143V142H164ZM170 143V142H169ZM189 143V142H188ZM191 143V144H192ZM201 143H202V141H201ZM205 143V142H204ZM224 143V142H223ZM223 143H222V145H223ZM225 143H231L230 141L229 142H225ZM236 143H237V141H236ZM250 143V142H249ZM74 144H75V142H74ZM120 144V143H119ZM121 144H122V142H121ZM148 144H149V142H148ZM153 144H155V142H153ZM153 144H152V146H153ZM157 144V145H158ZM163 144V143H162ZM171 144H173V143H171ZM171 144H169L171 147H172V145ZM206 144H207V142H206ZM214 144H216V142L214 143ZM213 144V145H214ZM239 144H241L240 142H239ZM239 144H238V146H239ZM244 144V143H243ZM243 144H241V145H243ZM247 144V143H246ZM259 144H260V142H259ZM260 144V146L262 147V145ZM129 145V144H128ZM138 145V144H137ZM136 145V146H137ZM156 145V146H157ZM181 145V146H180ZM189 145V144H188ZM196 145H198V144H195V146ZM200 145V144H199ZM198 145V146H199ZM204 145V144H203ZM221 145V144H220ZM225 145V144H224ZM226 145H228V144H226ZM235 145V144H234ZM233 145V146H234ZM240 145V146H241ZM253 145V144H252ZM264 145V144H263ZM67 146V145H66ZM130 146V145H129ZM140 147H141V145H139ZM151 146V147H152ZM160 146V145H159ZM158 146V147H159ZM167 147H169L168 146V144L166 145ZM175 146H178L177 144L175 145ZM194 146V145H193ZM193 146H191V147H193ZM201 146H202V144H201ZM218 146H219V143H218ZM233 146H231V147H233ZM240 146H239V148H240ZM255 146V145H254ZM258 146V145H257ZM27 147H29V148H27ZM143 147H144V145H143ZM146 147V146H145ZM148 147V146H147ZM147 147H146V149H147ZM161 147V146H160ZM165 147V146H164ZM167 147H165V149L167 148ZM173 147H174V145H173ZM184 147V146H183ZM189 147V146H188ZM203 147V150H204V147H206V146H202ZM201 147V148H202ZM214 147V146H213ZM224 147V146H223ZM228 147V146H227ZM226 147V148H227ZM236 147V146H235ZM242 147V146H241ZM244 147V146H243ZM245 147H247V146H245ZM61 148H62V150H61ZM70 148H73V146L72 147H70ZM69 148V149H70ZM149 148H150V144H149ZM148 148V149H149ZM154 148H155V146H153V150H154ZM176 148V147H175ZM181 148V149H180ZM201 148H199V149H201ZM210 148H212V147H210ZM219 148H220V146H219ZM229 148H230V146H229ZM229 148H228V151H229ZM237 149H239L238 147H236ZM235 148V149H236ZM247 148H249V147H247ZM256 148V147H255ZM254 148V149H255ZM258 148H260L259 146H258ZM257 148V150H260V149H258ZM264 147H262V149H263ZM28 149V150H27ZM66 150L65 152L63 151V150ZM123 149V148H122ZM145 149V148H144ZM145 149V150H146ZM187 149V148H186ZM191 149V148H190ZM194 149V148H193ZM192 149V150H193ZM207 149H208V147H207ZM207 149L205 150V151H207ZM216 148H213V151L215 150ZM222 149H225V148H222ZM222 149H220V150H222ZM234 149V150H235ZM245 149V148H244ZM252 149H253V147H252ZM253 149V150H254ZM71 150V149H70ZM73 150V149H72ZM76 150H74V151H76ZM128 150V151H129ZM135 150H138V149H135ZM139 150H140V148H139ZM151 150V149H150ZM149 150V151H150ZM171 149H169V150H167V151H170ZM173 150H176V149H173ZM197 150V149H196ZM217 150V149H216ZM215 150V151H216ZM219 150V151H220ZM240 150V149H239ZM243 150V149H242ZM247 150V149H246ZM245 150V151H246ZM249 150H251V149H249ZM256 149H255V152L257 151ZM134 151V150H133ZM140 151H142V152H144V150L142 149V150H140ZM155 151H156V149H155ZM160 151H161V148H160ZM159 151V152H160ZM163 151V150H162ZM162 151H161V153H162ZM185 151V150H184ZM191 151V150H190ZM210 151V150H209ZM211 151H212V149H211ZM213 151H212V153H213ZM218 151V150H217ZM217 151H216V153H217ZM219 151H218V153H219ZM224 151H227V150H224ZM223 151V152H224ZM228 151L227 152H224V153H228ZM241 151V150H240ZM248 151V150H247ZM252 151V150H251ZM264 151V150H263ZM70 152H72L71 154L70 153H68V154H70V155H72L73 154V151H70ZM154 152V151H153ZM158 152V153H159ZM171 152V151H170ZM172 152H174V151H172ZM171 152V153H172ZM183 152V151H182ZM192 153H193V151H191ZM190 152V153H191ZM197 152L199 153V151L197 150ZM196 151H194V153H197ZM221 152V151H220ZM233 152H235V151H233ZM232 152V153H233ZM243 152V151H242ZM261 152V151H260ZM64 153L66 154V155H64ZM79 153H81V157L79 156ZM129 153H133V152H131V151H129ZM128 153V154H129ZM150 153H151V151H150ZM150 153H149V156H150ZM154 153H156V152H154ZM160 153V154H161ZM193 153V154H194ZM207 153H208V151H207ZM210 153V152H209ZM211 153V154H212ZM232 153L231 154H229V156L230 155H232ZM241 153V152H240ZM239 153V154H240ZM244 153V152H243ZM246 153H249V152H246ZM254 153V152H253ZM257 153V152H256ZM159 154V155H160ZM163 156H165V155H167V152H166V154H165V152H163ZM170 154V153H169ZM169 154H168V157H170L169 156ZM176 155H177V152L175 153ZM180 154H181V152H180ZM180 154H178V155H180ZM186 154H188V152L186 153ZM201 154V153H200ZM221 154H222V152H221ZM220 154V155H221ZM237 154V153H236ZM235 154V156H239V154L238 155H236ZM245 154V153H244ZM259 154V153H258ZM61 155H64V156H61ZM73 155V156H74ZM140 155L141 154H139V156L138 157H136V158H140L142 161L144 160L143 158H141L140 157ZM146 155H147V153H146ZM156 155V154H155ZM154 155V156H155ZM184 155V154H183ZM183 155L181 156V157H183ZM204 155V154H203ZM202 155V156H203ZM205 155H206V153H205ZM216 155V154H215ZM222 155H224V154H222ZM221 155V156H222ZM241 155V154H240ZM246 155V154H245ZM248 155V154H247ZM249 155H250V153H249ZM256 156H257V154H255ZM132 156H133V154H132ZM134 156H136V155H134ZM148 156V159L150 158ZM173 156H175L174 155V153H173ZM194 156H195V154H194ZM197 156V155H196ZM206 156H208V158L210 157L209 155H206ZM206 156H204V157H200L201 158V160H202V158H204V159H206L207 157ZM225 156H226V154H225ZM228 156V157H229ZM252 156V158H254V155H251ZM250 156V157H251ZM259 157H262L263 156V158H264V152L262 153V156H260V155H258ZM70 158H71V156H69ZM74 157V158H75ZM146 157V156H145ZM144 157V158H145ZM157 157V156H156ZM162 157V155L160 156V159H162L161 158ZM166 157V156H165ZM164 157V159H166ZM179 157V156H178ZM187 157H189L188 159H189V161L191 160V157H190V155L189 156H187ZM206 157V158H205ZM212 157H215V156H213L212 155ZM219 158H220V156H218ZM227 157V158H228ZM233 157H234V155H233ZM232 157V158H233ZM242 157V159H245V158H247V157H244V155L243 156H241ZM244 157V158H243ZM249 157V158H250ZM67 158V157H66ZM74 158H72V159H74ZM136 158H134V159H136ZM147 158V157H146ZM158 158H159V156H158ZM158 158H156V159H158ZM180 158V157H179ZM178 158V159H179ZM186 158V157H185ZM193 158V157H192ZM199 158V157H198ZM197 158V159H198ZM224 158V157H223ZM222 158V159H223ZM236 158V157H235ZM240 158V157H239ZM238 158V159H239ZM261 159V158H259V160H258V157H256V159H257V161H258V163H260L261 165H263L264 166V159ZM58 161H59V158H56ZM97 160V163L95 162V164L96 165H94V162L93 161H96ZM155 159V158H154ZM155 159V160H156ZM170 159V158H169ZM175 159V158H174ZM181 159V158H180ZM204 159L201 161V163L202 162H204ZM212 158H210V160H211ZM215 159H218L217 158V156L215 157ZM221 159V160H222ZM226 159V158H225ZM237 159V158H236ZM235 159V160H236ZM237 159V160H238ZM242 159H240V160H242ZM260 159L261 160H263V161H260ZM15 160H20V162L22 161L23 162V166L22 165H19V166H22V167H15V165L16 164H14V161ZM139 160V159H138ZM137 160V161H138ZM139 161V162H137V163H139L140 164V162L141 163H143L142 161ZM154 160V161H155ZM168 160V159H167ZM186 160H187V158H186ZM194 160H196V159H193V161ZM199 160V162H200V159H198ZM220 159H218L217 160V162L219 161ZM220 160V161H221ZM227 160V159H226ZM237 160H236V163H237ZM239 160V161H240ZM17 161V162H18ZM70 161H73V160H70ZM74 161H75V159H74ZM74 161H73V163H74ZM129 161H131L132 162V159H130L129 158ZM135 161V160H134ZM154 161H152V162H154ZM158 160H156L155 162H157ZM162 161V160H161ZM170 161V160H169ZM171 161H172V159H171ZM170 161V162H171ZM174 161H178V160H174ZM183 161V159L181 160V162ZM185 161V160H184ZM188 161V160H187ZM214 161V160H213ZM244 161V160H243ZM250 161H253V160H251V158H250ZM249 161V162H250ZM256 161V160H255ZM254 161V162H255ZM16 162V161H15ZM57 162V161H56ZM55 162V163H56ZM92 162H93V164H92ZM106 162H104V164L106 163ZM148 162V161H147ZM151 161H149V165L151 164V169H152V164H153V166L155 165V163H150ZM164 162H165V160H164ZM173 162V161H172ZM172 162L170 163V164H172ZM212 162V161H211ZM223 162H225V160L223 161ZM227 162V161H226ZM262 162H263V164H262ZM19 163V162H18ZM76 163H74V164H76ZM109 163V164H110ZM114 163H113V165H110L111 167L113 166L114 168H115V165H114ZM133 163V162H132ZM136 163V164H137ZM158 163V162H157ZM159 163H160V161H159ZM159 163H158V165H159ZM161 163H163V162H161ZM166 163V162H165ZM165 163H164V165H165ZM169 163V162H168ZM180 163V162H179ZM183 163V162H182ZM187 163V162H186ZM190 163V162H189ZM207 163V162H206ZM213 163H216V161L215 162H213ZM218 163H220V162H218ZM218 163H216V165H215V167L218 165ZM239 163H241V161L239 162ZM14 166H13V165ZM21 164V163H20ZM104 164H102V165H104ZM127 164V165H128ZM134 164V163H133ZM132 164V165H133ZM146 164V159L144 160V163H143V167L142 168H144V165ZM170 164H167V165H169L168 167L170 168V166L172 167V165H170ZM181 164V163H180ZM185 164V163H184ZM191 164V163H190ZM190 164H185L186 166L187 165H190ZM193 164H194V162H193ZM205 164V163H204ZM208 164H209V162H208ZM208 164H206V165H208ZM212 164V163H211ZM224 164V163H223ZM242 164H244V162L242 163ZM246 164H247V161H246ZM54 165V166H53ZM57 165H60V164H57ZM80 165H82V166H80ZM99 165H100V163H99ZM117 165H116V167H117ZM126 165V166H127ZM131 165V166H132ZM161 165V164H160ZM176 165H177V163H176ZM182 165V164H181ZM181 165H179L178 164V168H181L180 170H184V168L183 167H181ZM184 165V167H186ZM202 165H203V163H202ZM210 165V164H209ZM209 165H208V167H209ZM226 165H227V163H226ZM236 165H238V164H236ZM251 165V164H250ZM254 164H252V166H253ZM18 166V165H17ZM69 166V167H70ZM75 166V167H76ZM107 166H108V163H107ZM125 166V167H126ZM137 166H139L138 164H137ZM156 166H157V164H156ZM166 166V165H165ZM175 165L173 164V167H174ZM192 166V165H191ZM190 166V167H191ZM212 166L213 165H210V168H209V170L210 169H213L212 168ZM221 166H223L222 165V163H221ZM220 166V167H221ZM229 166V165H228ZM240 166H242L241 164H240ZM244 166V165H243ZM243 166L241 167V168H243ZM56 169H55V168ZM74 167V168H75ZM93 167V168H94ZM96 167H98V166H96ZM95 167V168H96ZM104 167V166H103ZM102 167V168H103ZM113 167H112V172L114 173V171L113 170H115V169H113ZM122 167V166H121ZM124 167V166H123ZM140 168H141V166H139ZM146 167H147V165H146ZM160 167V166H159ZM190 167H188V168H190ZM194 167H197V166H194ZM200 168H201V165L199 166ZM219 167V168H220ZM247 167V166H246ZM250 167V166H249ZM254 167V166H253ZM256 168L257 167H259L258 165L257 166H255ZM84 168V167H83ZM101 168V169H102ZM104 168H106V166L104 167ZM108 168V167H107ZM117 168V169H118ZM134 168L135 169H133L132 168V170H135L136 171V169H138V168H136L135 166H134ZM148 168V167H147ZM154 168V167H153ZM162 168V167H161ZM165 168H167V167H165ZM176 168V167H175ZM177 168V169H178ZM183 168V169H182ZM204 168H205V165H204ZM203 167H202V170L204 169ZM218 168V169H219ZM264 168V167H263ZM262 168V169H263ZM91 169L92 168H87V170H90L91 171ZM97 169V168H96ZM100 169V168H99ZM127 169V168H126ZM158 169V168H157ZM160 169V168H159ZM158 169V170H159ZM163 169V168H162ZM168 169V168H167ZM172 169V168H171ZM177 169H175V170H177ZM191 169H194V168H191ZM190 169V170H191ZM208 169V168H207ZM217 169V170H218ZM224 169V168H223ZM230 169V168H229ZM258 170H260L259 168H257ZM75 170V169H74ZM87 170H85V171H87ZM98 170V169H97ZM109 170V168L107 169V172H109L108 171ZM111 170V169H110ZM120 170H123V168L122 169H120ZM125 170V169H124ZM148 170H149V168H148ZM153 170V169H152ZM152 170H150V172L152 171ZM170 170V169H169ZM186 170V169H185ZM184 170V171H185ZM200 170V169H199ZM198 170V167H197V172L199 171ZM208 170V171H209ZM214 170H216L215 168H214ZM216 170V171H217ZM222 170V169H221ZM250 170V169H249ZM254 170V169H253ZM37 171H38V174H39V176H38V174H36L37 175V177H35L34 175V173H37ZM89 171V172H90ZM95 169H94V173H95ZM116 171V170H115ZM140 171H142V169L140 170ZM154 171V170H153ZM152 171V172H153ZM162 171V170H161ZM172 171V170H171ZM192 171V170H191ZM204 171H206V170H204ZM206 172V173H209V172ZM212 171V170H211ZM219 171H220V169H219ZM251 171H252V169H251ZM7 172H8V174H7ZM9 172L11 173V174H9ZM66 172V173H65ZM79 172V171H78ZM76 173V172H73L74 174H79V173ZM84 172V169H83V171L81 172V175H82V177H84L83 176V173ZM88 171L87 172H85V175L87 176V174L89 173ZM91 172H93V169H92V171ZM99 172V171H98ZM104 172V174H105V171H103ZM106 172V173H107ZM120 172V171H119ZM119 172L117 171V173L119 174ZM125 172H127V171H125ZM125 172H124V174H125ZM130 172V174L132 175V173H131V171H129ZM147 172V171H146ZM149 172V173H150ZM155 172H156V168H155ZM157 172H159V171H157ZM157 172H156V174H157ZM165 172H167V170H165ZM176 172V171H175ZM175 172L172 174L173 176H174V174H175ZM177 172H179V170L177 171ZM183 172V171H182ZM187 172V171H186ZM190 172V171H189ZM201 172V171H200ZM203 172V171H202ZM212 172H214V171H212ZM218 172V171H217ZM222 172V171H221ZM253 172H255V171H253ZM258 172V171H257ZM259 172H261V171H259ZM262 172H264V171H262ZM94 173H92L93 175H92V177H94ZM100 173H101V171H100ZM122 173H123V171H122ZM138 173V172H137ZM140 173V172H139ZM142 173V172H141ZM162 172H160V174H161ZM181 172H179V174H180ZM194 173V172H193ZM205 173V174H206ZM236 173V172H235ZM234 173V174H235ZM241 173V172H240ZM256 173V172H255ZM90 174V173H89ZM98 174V173H97ZM115 174H116V172H115ZM134 174H135V172H134ZM155 173L154 174H151V175H156ZM170 174V173H169ZM169 174H167L168 175V177H169ZM185 174V173H184ZM187 174H189L188 172H187ZM186 174V175H187ZM195 174H197L196 172H195ZM200 174V173H199ZM215 174V173H214ZM231 174V173H230ZM229 174V175H230ZM243 174V173H242ZM245 174V173H244ZM258 174V173H257ZM262 174V173H261ZM67 175V174H66ZM80 175V174H79ZM78 175V176H79ZM80 175V176H81ZM102 176H103V174H101ZM120 175V174H119ZM118 175V178L119 177H121V176H119ZM139 175V174H138ZM142 175H144V174H142ZM159 175V174H158ZM164 175V174H163ZM162 174H161V177L163 176ZM165 175H166V173H165ZM181 175V174H180ZM179 175V176H180ZM186 175H185V177H181L180 176V179L182 178H187L186 177ZM191 177H193V174L191 175V174H189ZM202 175V174H201ZM200 175V176H201ZM204 175V174H203ZM207 175V174H206ZM228 175V177H230ZM239 175H241V174H239ZM70 175H68L67 177H69ZM73 175L71 174V177H72ZM76 175H74V177H75ZM98 176L99 177H102V176H100V174H98ZM97 176V177H98ZM108 176V175H107ZM109 176H110V173H109ZM112 176H114V178H115V175L113 174V175H111L110 177H112ZM124 176H126V175H124ZM128 176V175H127ZM144 176H146V175H144ZM172 176V177H173ZM177 176V175H176ZM176 176H174V177H176ZM184 176V175H183ZM198 176V175H197ZM241 176H243V175H241ZM244 176H246V174L244 175ZM260 176H262V175H260ZM35 177V178H34ZM73 177V178H74ZM89 177H91L90 175H89ZM128 177H130V175L128 176ZM134 177H135V175H134ZM141 177V176H140ZM139 177V178H140ZM147 177V176H146ZM153 177V176H152ZM159 176H157L156 178H158ZM190 177V178H191ZM231 177H233V175L231 176ZM238 177V176H237ZM240 177V176H239ZM238 177V178H239ZM263 177H264V174H263ZM263 177H262V179H263ZM72 178V179H73ZM76 178H78L77 176H76ZM95 178V180H96V176L94 177ZM103 178H105V177H103ZM102 178V179H103ZM116 178H117V176H116ZM117 178V179H118ZM133 178V177H132ZM141 178H144L143 176L141 177ZM148 179L150 178V177H147ZM147 178H146V180H144V184H146V182L145 181H149V180H147ZM154 178V177H153ZM153 178H151L152 180H153ZM177 178V177H176ZM196 178V177H195ZM194 177H193V180L195 179ZM203 178H205V177H203ZM202 178V179H203ZM207 178V177H206ZM220 178H222V177H220ZM227 178V177H226ZM226 178H225V180H226ZM236 178V176L234 177V179ZM247 178V177H246ZM9 179H10V182H9ZM71 179V178H70ZM71 179V180H72ZM79 179V178H78ZM90 178H87V180H89ZM93 179V178H92ZM91 179V180H92ZM98 179V178H97ZM100 179V178H99ZM113 179V178H112ZM123 179H124V177H123ZM123 179H121L122 181H123ZM127 179V178H126ZM129 179H131V178H129ZM136 179V178H135ZM134 179V181H137V179L135 180ZM150 179V180H151ZM155 179V178H154ZM161 179H163V178H161ZM166 179V178H165ZM164 179V180H165ZM174 179V178H173ZM181 179V180H182ZM197 179V178H196ZM229 179V178H228ZM231 179H233V178H231ZM242 180H245L243 177L241 178ZM261 179V180H262ZM84 180H86V179H84ZM94 180V179H93ZM101 180V179H100ZM99 180V181H100ZM128 180V179H127ZM139 180H141V179H139ZM143 180H141V182H143ZM164 180H161V181H164ZM171 181H173L172 180V178L170 179ZM192 180V179H191ZM209 180V179H208ZM222 180H223V178H222ZM230 180V179H229ZM236 180H237V178H236ZM247 181H248V179H246ZM8 181V182H7ZM82 180H80V182H81ZM104 181H106V179L104 180ZM115 181L117 182V180L115 179ZM118 181H120V180H118ZM126 181V180H125ZM130 181V180H129ZM134 181H133V183H134ZM158 181H160V180H158ZM160 181V182H161ZM175 181H176V179H175ZM188 181V180H187ZM190 181V180H189ZM196 181V180H195ZM205 181V180H204ZM228 181V180H227ZM227 181H223L225 184L224 185H226V182ZM231 181V180H230ZM246 181V182H247ZM252 180H250V182H251ZM262 181H264V179L262 180ZM261 181V182H262ZM72 182H73V180H72ZM71 182V183H72ZM76 182V181H75ZM86 182V181H85ZM92 182V181H91ZM97 182V181H96ZM101 182H103V180L102 181H100L99 183H101ZM112 182V181H111ZM114 182V181H113ZM121 182V181H120ZM139 182V181H138ZM137 182V183H138ZM153 182H154V180H153ZM180 182H182L181 184H184V183H187L186 181L183 183V180L182 181H180ZM192 182V181H191ZM198 182H199V180H198ZM222 182V181H221ZM222 182V183H223ZM235 181H232L231 182V187H232V183H234ZM237 182H238V180H237ZM239 182H240V179H239ZM238 182V184L236 185V187H239L238 185L240 184ZM243 182V181H242ZM249 182V181H248ZM78 183H79V181H78ZM94 183V181L92 182V184ZM108 183H110V182H108ZM122 183V182H121ZM123 183H124V181H123ZM123 183H122V186H123ZM127 183V182H126ZM136 183V182H135ZM151 183V182H150ZM159 183V182H158ZM167 183H168V181H167ZM166 183V181L164 182V184H167ZM169 183L171 184V182L169 181ZM175 183V182H174ZM174 183H173V186L172 187H170V185H166V186H169L170 188H171V191H173L172 190V188L174 189V194H175V192L177 191V189H176V187H180V186H175V188H174ZM82 184V183H81ZM88 184V183H87ZM113 184V183H112ZM115 185H116V183H114ZM131 184V183H130ZM141 184V183H140ZM143 183H142V186L144 185ZM180 184V185H181ZM189 184V183H188ZM229 185H230V183H228ZM235 184V183H234ZM249 184V183H248ZM251 184H255L254 183V181H253V183H251ZM250 184V185H251ZM262 183H260V184H256L255 186H252V187H254V188H256V186H258V188H259V185H260V187H262L261 189H263V184L261 185ZM9 185V186H10ZM70 185V186H69ZM88 185H90V184H88ZM101 185V184H100ZM105 185V184H104ZM111 185V184H110ZM125 185V184H124ZM138 185H139V183H138ZM148 185V184H147ZM150 185V184H149ZM176 185H178V183L176 184ZM193 185V184H192ZM199 185H201L200 183H199ZM198 185V186H199ZM205 185H207V184H205ZM242 185V184H241ZM244 185V184H243ZM8 185L6 186L7 188L9 187ZM78 186H81V185H79L78 184ZM91 186V185H90ZM97 186V185H96ZM102 186V185H101ZM114 186V185H113ZM113 186H111V187H113ZM129 186V185H128ZM132 186H133V184H132ZM134 186H136V185H134ZM145 186V185H144ZM151 186V185H150ZM150 186H149V188H150ZM153 186V185H152ZM151 186V187H152ZM154 186L155 187H157L155 184H154ZM162 186V184L160 183V186L159 187H161ZM189 186V185H188ZM234 186V185H233ZM15 187V188H14ZM70 187V188H69ZM88 187V186H87ZM98 187V186H97ZM110 187V188H111ZM119 187V186H118ZM140 186H138V188H139ZM146 187V186H145ZM144 187V188H145ZM148 187V186H147ZM162 187H165V186H162ZM185 187V186H184ZM187 187V186H186ZM191 187H196V184H195V186H191ZM205 187V186H204ZM207 187V186H206ZM205 187V188H206ZM226 187H228V185L226 186ZM230 187V186H229ZM228 187V188H229ZM244 187V186H243ZM247 187H250V186H247ZM1 188H0V191H1ZM75 188V187H74ZM73 188V189H74ZM84 189V191L82 190V189ZM93 188H94V186H93ZM101 188V187H100ZM106 188V187H105ZM109 188V189H110ZM115 189H116V187H114ZM123 188H125L124 186L122 187V191H125V189L123 190ZM133 188V187H132ZM136 188H137V186L135 187V188H133V189H135V191H136ZM142 188V187H141ZM144 188H143V190H144ZM154 188V187H153ZM166 188H168V187H165V189ZM183 188V187H182ZM188 188V187H187ZM186 188V189H187ZM190 188V187H189ZM189 188L187 189V190H189ZM203 188V187H202ZM234 188H235V186H234ZM234 188H232V190L234 189ZM240 188V187H239ZM246 188V187H245ZM244 188V189H245ZM253 188V190L254 191H252L253 192V194H254V192H255V190L256 189H254ZM258 188H257V190H258ZM6 189V188H5ZM4 189V190H5ZM79 189V188H78ZM80 189H81V191H83L84 192V195H86L85 194V186L83 187V185L80 187ZM96 189V188H95ZM102 189V188H101ZM103 189H104V187H103ZM118 190H120L121 189V187H120V189L119 188H117ZM116 189V190H117ZM140 189V188H139ZM151 189V188H150ZM150 189H148V190H150ZM157 190H158V192H159V190L161 189H158V188H156ZM164 189V188H163ZM162 189V190H163ZM169 189V188H168ZM196 189H197V187H196ZM209 189V188H208ZM231 189V188H230ZM238 189V188H237ZM248 189V188H247ZM261 189L259 188V190H260V192H261V194H262V191H261ZM13 190V191H14ZM19 190H20V192H19ZM75 190H77V189H74V191ZM87 190V189H86ZM88 190H89V188H88ZM93 190V189H92ZM92 190L91 191H89V192H92ZM100 190V189H99ZM114 191V192H117V191ZM130 193H131V191H133L132 189H131V187H130ZM128 189H127V191H129ZM152 190H154V189H152ZM176 190V191H175ZM185 190V189H184ZM186 190V191H187ZM191 190V189H190ZM192 190H194V189H192ZM191 190V191H192ZM201 190V189H200ZM204 190H206V189H204ZM203 190V191H204ZM231 190V191H232ZM240 190H242V187L240 188ZM240 190H233V191H240ZM246 190V189H245ZM250 190V189H249ZM264 190V189H263ZM2 191H3V189H2ZM6 191V195H8V196H13V195H16V192L15 193H13V194H11L10 193V191L12 192V190H5ZM5 191H3V192H5ZM17 191V190H16ZM73 191V192H74ZM80 190H78L77 192H79ZM80 191V192H81ZM98 191V190H97ZM96 191V192H97ZM102 191V190H101ZM107 191V190H106ZM106 191H105V193H106ZM121 190H120V193L122 192ZM135 191H133L131 194H133ZM137 191H138V189H137ZM136 191V193H138V194H141V193H143L144 191H142L141 189L139 190V192H141V193H139V192H137ZM154 191H156V190H154ZM170 191V190H169ZM169 191L167 190V191H165V192H168L169 193ZM186 191H184V193L186 192ZM206 191H208V190H206ZM215 191V190H214ZM219 191V190H218ZM79 192V193H80ZM88 191H86V193H87ZM95 192V191H94ZM94 192H93V194H94ZM95 192V193H96ZM100 192V191H99ZM113 192V191H112ZM146 192V191H145ZM149 192V191H148ZM148 192H146L147 193V195L150 193H148ZM157 191H156V193H158ZM164 192V191H163ZM162 192V193H163ZM180 192V190L178 191V192H176V193H179ZM181 192H183L182 190H181ZM180 192V193H181ZM217 192V191H216ZM241 192L242 191H240V193H239V195H241ZM248 192H250V191H248ZM252 192H250V193H252ZM259 192V193H260ZM101 193V192H100ZM108 193H109V191H108ZM119 193V192H118ZM161 190H160V192L158 193V195L160 196L161 194ZM173 193V192H172ZM187 193V192H186ZM190 193V192H189ZM192 193H194V192H192ZM196 193V192H195ZM200 193V192H199ZM210 193V192H209ZM212 193H214V192H212ZM245 193V192H244ZM243 193V194H244ZM264 193V192H263ZM19 194V195H20ZM71 195L70 196H73V194H72V192L70 193ZM76 194V193H75ZM88 194V193H87ZM90 194H92V193H90ZM92 194V195H93ZM111 194V193H110ZM121 194H124V192L123 193H121ZM121 194H120V196H121ZM126 194H129V193H126ZM125 194V195H126ZM138 194H133L132 196L131 195H129V196H131V198L133 197V199L134 198H136L137 196H139ZM153 194H155V193H153ZM152 194V192H151V195H153ZM188 194V193H187ZM196 194H198V191H197V193ZM195 194V195H196ZM204 194V193H203ZM208 193H206L205 195H207ZM218 194H219V192H218ZM225 194V193H224ZM229 194H231V193H229ZM234 194V193H233ZM233 194H232V196H233ZM237 194V193H236ZM253 194L251 195V196H253ZM255 194H258V193H255ZM259 195L260 197L262 196V195ZM4 195H5V193H4ZM22 195H21V197H22ZM81 195H82V193H81ZM95 195V194H94ZM93 195V196H94ZM108 195V194H107ZM116 195V194H115ZM118 195V194H117ZM136 195V196H135ZM156 195V194H155ZM157 195V196H158ZM168 195V194H167ZM170 195V194H169ZM179 195V194H178ZM183 194H181V196H182ZM216 195V194H215ZM227 195H228V193H227ZM227 195H221V196H223L224 198L225 197H228ZM247 195H248V193L246 194V197H247ZM1 196H3V195H1ZM4 197V198H6V199H8L9 197ZM18 195H16V197H17ZM69 195H67V197H68ZM102 196V195H101ZM100 196V197H101ZM106 196V195H105ZM111 196H113V197H111V198H113L114 199V195H111ZM119 196V195H118ZM117 196V197H118ZM120 196H119V200H121V202H123V197H122V199H120ZM127 196V198L129 197L128 195H126ZM135 196V197H134ZM141 196H143V194L141 195ZM149 196V195H148ZM184 196V195H183ZM185 196H186V194H185ZM187 196H189V195H187ZM193 196H194V194H193ZM200 196V195H199ZM202 196V195H201ZM201 196L199 197V198H201ZM208 196V195H207ZM214 196V195H213ZM213 196H211V194H210V199H211V197H213ZM217 196V198H218V195H216ZM220 196V197H221ZM244 196V195H243ZM258 196V195H257ZM259 196L256 198V199H258L259 198ZM14 197V196H13ZM16 197H14V198H16ZM19 197V196H18ZM22 197V198H23ZM84 197V196H83ZM92 197V196H91ZM95 197V199H96V196H94ZM97 197H99V196H97ZM117 197H115L116 199H118ZM152 197V196H151ZM161 197V196H160ZM159 197V198H160ZM166 198H167V196H165ZM171 197H172V195H171ZM195 197H198V196H195ZM230 197V196H229ZM233 197H235V195L233 196ZM236 197H238V199H239V196H236ZM255 197H256V195H255ZM3 198V197H2ZM65 198V199H64ZM69 198V197H68ZM88 198V197H87ZM87 198H84V199H87ZM89 198H90V195H89ZM110 198V197H109ZM124 198H126V197H124ZM126 198V200H129V199H127ZM131 198H130V200H129V202L131 201H136V200H138V199H142L143 200V198L141 197H137V199L135 200H131ZM147 198V197H146ZM157 198V197H156ZM162 198H164V196L162 197ZM166 198H164V199H166ZM168 198H170V197H168ZM176 198V197H175ZM181 198V197H180ZM188 198H191V197H188ZM187 197L185 198V199H188ZM202 198H204V196L202 197ZM208 198H209V196H208ZM208 198H207V200H208ZM241 198H242V196H241ZM249 198H250V196H249ZM254 198V197H253ZM10 200L12 199L11 197L9 198ZM78 199H81L82 200V198H80V197H78ZM83 199V200H84ZM92 199H94L93 197H92ZM94 199V200H95ZM100 199V198H99ZM101 199H103V198H101ZM113 199H110L111 201H113L112 202V204H110V206H106V207H108L109 209V211L108 212H106L107 211V209L104 207V209H106L105 211H104V209H103V211L104 212H106V213H108V214H106L105 215V213H103L104 214V216H105V219H107V215L110 217V215H109V213H111V217H112V215L113 214H115V216L117 215V214H122V215H124V214H127V216L129 215V214H131V215H129V216H131V217H129V218H132V215H134L135 214V212H136V210H138L139 208L140 209H142V207L143 206H147L148 207V209H151V208H149V205L147 204H144L142 207L139 205V208L137 207V205L135 206V207H132V206H130L129 205V203L125 200L124 202H127L128 204H126V203H121V202H119L118 200L116 201V199L115 200H113ZM145 199V198H144ZM161 199V198H160ZM173 198H171L170 200H172ZM177 199H178V197H177ZM176 199V200H177ZM209 199V201H208V203H207V201H205V198H204V203L206 202V206H207V208H208V205H209V202L211 201L212 203L214 202V200L212 201V200H210ZM222 199V198H221ZM227 199V198H226ZM230 199H232V197L230 198ZM243 199V198H242ZM241 199V200H242ZM255 199V198H254ZM263 199V198H262ZM261 198L259 199V200H262ZM14 200V199H13ZM83 200H82V202H83ZM104 200V199H103ZM141 200V201H142ZM152 201H154L153 200V197H152V199H151ZM151 200L149 199L148 200V202L150 201L151 202ZM170 200L168 199V201L170 202ZM175 200V199H174ZM219 200V199H218ZM234 200V199H233ZM236 200V199H235ZM234 200V201H235ZM249 200V199H248ZM247 200V201H248ZM253 200V199H252ZM1 201V200H0ZM17 201V200H16ZM19 201V200H18ZM77 201V200H76ZM75 201V202H76ZM79 201V200H78ZM104 201H106V200H104ZM103 201V202H104ZM164 201V200H163ZM173 201V200H172ZM178 201V200H177ZM185 202L187 201V200H184ZM184 201H183V203H184ZM192 201H193V199H192ZM191 201V202H192ZM195 201H199V199L197 200H195ZM195 201H193V202H195ZM201 201H203V199H201ZM231 201V200H230ZM246 200L244 199V202H245ZM264 201V200H263ZM262 201V202H263ZM7 202H8V200H7ZM11 202V201H10ZM21 202H22V199H21ZM68 202V203H67ZM74 202V201H73ZM72 202V203H73ZM81 202V203H82ZM85 203H86V201H84ZM92 202V201H91ZM98 202H99V200H98ZM103 202H101V205H102V203ZM145 202H146V200H145ZM144 202V203H145ZM155 202L157 203V200H155ZM161 202H162V200H161ZM180 202V201H179ZM189 202V201H188ZM193 202L191 203V205L193 204ZM237 200H236V204H237ZM242 202V201H241ZM243 202V203H244ZM248 202H250V201H248ZM254 202H255V200H254ZM14 203H15V201H14ZM80 203V204H81ZM85 203L83 204V206L85 205ZM88 205H86V206H90V202H89V200H88ZM93 203V202H92ZM94 203H96L95 201H94ZM100 203V202H99ZM139 202H137L136 201V204H138ZM152 203V202H151ZM163 203V202H162ZM168 203V202H167ZM176 202H174L173 201V204H175ZM181 203V205L183 204L182 203V201L180 202ZM190 203V202H189ZM189 203H185V206H183V207H180L181 209L183 208L184 210H185V208L188 206L189 208H194V207H190L189 205H187L186 206V204H189ZM202 203V202H201ZM203 203V204H204ZM231 203L232 204H234L232 201H231ZM239 204H240V206L242 205L240 202H238ZM255 203H258V202H255ZM254 203V204H255ZM8 204V203H7ZM16 204H19V203H16ZM76 204H78L77 202H76ZM75 204V205H76ZM103 204H105V203H103ZM131 204V203H130ZM154 205L153 206H155V203H153ZM168 204H170V203H168ZM177 204V203H176ZM175 204V205H176ZM198 204H199V202H198ZM202 204V205H203ZM214 204V203H213ZM224 205H226L225 203H223ZM235 204V205H236ZM238 204V205H239ZM249 204V203H248ZM252 204H253V202H252ZM259 204H261V202H259ZM258 204V205H259ZM1 205H3V204H1ZM75 205H72V206H74L75 207ZM101 205H99L98 204V206H101ZM107 205H109L108 203H107ZM132 205L134 206L135 204H134V202L132 203ZM151 205V204H150ZM164 205V204H163ZM162 205V206H163ZM166 206H167V204H165ZM165 205H164V208H166L165 207ZM172 205V204H171ZM179 203H178V208H179ZM184 205V204H183ZM198 206L196 203H194V206ZM201 205V204H200ZM204 205V206H205ZM212 205V204H211ZM262 205V204H261ZM9 207H10V205H8ZM12 206H14V204L12 205ZM19 206V205H18ZM20 206H22V205H20ZM19 206V207H20ZM96 206V205H95ZM104 206V205H103ZM153 206H152V208H153ZM173 206V205H172ZM176 206H175V208H176ZM205 206V207H206ZM210 206V205H209ZM227 206V205H226ZM225 206V207H226ZM242 206H252V208L251 209H253L254 207V205H242ZM256 206V205H255ZM7 207V206H6ZM14 207H17V206H14ZM18 207V208H19ZM81 207H82V204H81ZM85 207V206H84ZM91 207V206H90ZM137 207V208H136ZM159 207V206H158ZM157 207V208H158ZM161 207V206H160ZM168 207H170V206H168ZM185 207V208H184ZM201 207V206H200ZM205 207H203V208H205ZM211 207V206H210ZM225 207H223V208H225ZM234 207V206H233ZM236 207V206H235ZM234 207V208H235ZM259 207V206H258ZM263 207V208H262ZM260 209L263 211V214H262V216H263V219H262V225L263 226H261V227H263V228H261V229H263L262 230V237H257L258 239H262L263 238V241H258L257 240V238H256V240H257V243H259V242H262V246L260 245V247L262 248L261 249V251H262V253L260 254V259L259 260H261V264H264V203H263V206H262ZM1 208H2V206H1ZM11 208V207H10ZM78 209H79V211H80V209L82 210V208H79V207H77ZM77 208H75V210L77 211L78 209ZM93 207H91V210H93L92 209ZM95 208V207H94ZM101 208V207H100ZM99 208V209H100ZM144 208V207H143ZM173 207H171L170 209L171 210H173L172 209ZM202 208V207H201ZM207 208H205V209H207ZM212 208V207H211ZM211 208H208V209H211ZM250 208H248L249 209V211L251 210ZM7 209V208H6ZM5 209V210H6ZM84 209H86V208H83V210ZM89 209V208H88ZM95 209H98V208H95ZM98 209V210H99ZM136 209V210H135ZM147 208H144V210H140V211H137L136 213H139V214H141L142 213V211H146V212H148L147 210H146ZM155 209V208H154ZM160 209V208H159ZM159 209H157V210H159ZM161 209H163V208H161ZM161 209H160V211H161ZM167 209H169V208H167ZM170 209L169 210H167L168 212H170ZM195 209H196V207H195ZM207 209V211H209ZM222 209V208H221ZM236 209H238V208H236ZM242 209H244V208H242ZM245 209H247V207L245 208ZM257 209V208H256ZM11 210V209H10ZM14 210V209H13ZM17 210V209H16ZM24 210V209H23ZM23 210H21L22 212H23ZM61 210V212H58V211H60ZM82 210V211H83ZM91 210H88V213H89V211H91ZM174 210H176V209H174ZM190 210L191 209H189V211L186 209L185 211H187V213L188 212H190ZM204 210V209H203ZM222 210H224V209H222ZM240 210H241V208H240ZM240 210H238V211H240ZM254 210V209H253ZM253 210H252V212H253ZM259 210V209H258ZM257 210V211H258ZM261 210H260V212H261ZM2 210H0V212H1ZM18 211H20V209L18 210ZM72 211V210H71ZM74 211V210H73ZM76 211H74L73 213H71V214H73V215H76ZM95 211V210H94ZM97 211V210H96ZM102 210L100 211V213H102L103 212ZM151 211V210H150ZM150 211L148 212V213H150ZM155 211V210H154ZM164 211V210H163ZM178 211V210H177ZM176 211V213L178 214V213H180V212H177ZM183 210H181V212H182ZM196 211V210H195ZM206 211V210H205ZM243 211V210H242ZM246 212H248L247 210H245ZM4 212V211H3ZM7 212V211H6ZM8 212H10V211H8ZM7 212V213H8ZM14 212H16V211H14ZM86 211H83L82 213L84 214ZM92 212V211H91ZM152 212V211H151ZM165 212H166V210H165ZM167 212V214L168 215H170L171 216V212H170V214ZM174 212V211H173ZM192 212V211H191ZM190 212V213H191ZM210 212H211V210H210ZM213 212V211H212ZM245 212V213H246ZM252 212H251V215H252ZM256 212V211H255ZM11 213V212H10ZM13 213V212H12ZM23 213V214H24ZM58 213L60 214V215H58ZM80 213H81V211H80ZM79 213V214H80ZM87 213V212H86ZM87 213V214H88ZM99 213V212H98ZM153 213V212H152ZM160 213H162V212H160ZM164 213V212H163ZM162 213V214H163ZM183 213V212H182ZM186 213V212H185ZM187 213L186 214H184V217L187 215ZM196 213H197V211H196ZM205 213V214H204ZM203 214L204 215H206V212H204ZM222 213V212H221ZM239 213V212H238ZM237 212H235V214H238ZM243 213V212H242ZM3 214H5V213H3ZM13 214H15V213H13ZM13 214H11L12 216H13ZM20 214V213H19ZM18 214V215H19ZM56 214L58 215V217L56 216ZM86 214V215H87ZM91 214V213H90ZM103 214H98L99 216H100V218H101V216L103 215ZM119 214V215H120ZM138 214V215H139ZM142 214H144V213H142ZM162 214H160V215H162ZM165 214V213H164ZM174 214V213H173ZM192 214H194V213H192ZM200 214V213H199ZM202 214V213H201ZM200 214V215H201ZM212 213H210V215H211ZM233 214H234V210H233ZM239 214H241V213H239ZM259 214V213H258ZM261 214V213H260ZM9 214H7V216H8ZM17 215V214H16ZM22 215V214H21ZM32 215H31V217H32ZM66 215V214H65ZM92 215V214H91ZM90 215V216H91ZM122 215L120 216V217H122ZM137 215V214H136ZM136 215H135V217H136ZM149 216L150 214H147V213H145V215H143V216H145L146 218H147V216ZM168 215H166V216H168ZM182 215V214H181ZM191 215V214H190ZM190 215H188V216H190ZM195 215H197V214H195ZM199 215V217H201ZM223 214H221V216H222ZM243 215H245L244 213H243ZM255 215V214H254ZM257 215V214H256ZM15 216V215H14ZM67 216V215H66ZM65 216V217H66ZM83 216H85V215H83ZM89 216V217H90ZM98 216V217H99ZM104 216H102L103 217V220H102V222H104ZM115 216H113L112 218H115ZM141 216V215H140ZM139 216V217H140ZM151 216V215H150ZM152 216H153V214H152ZM154 216H155V214H154ZM157 216V215H156ZM166 216H165V218H166ZM173 216V218H174V215H172ZM177 216V215H176ZM179 216V215H178ZM198 216V215H197ZM196 216V217H197ZM214 216V214H212V217ZM217 214L215 215V218H213L214 220L216 219V218H218L219 216H217ZM238 216H240V215H238ZM246 216V215H245ZM9 217H10V215H9ZM17 217V216H16ZM18 217H20V216H18ZM17 217V218H18ZM68 218H66V220L68 219H70L69 217H71V216H67ZM78 217V216H77ZM77 217H75L76 219H77ZM81 217V216H80ZM79 217V218H80ZM97 217V216H96ZM97 217V218H98ZM108 217V219L109 220H111L110 218ZM117 217H119L118 215H117ZM117 217H116V219H117ZM138 217V216H137ZM136 217V218H137ZM162 217H163V215H162ZM209 217H211V216H209ZM235 217V216H234ZM242 217V216H241ZM240 217V218H241ZM247 217H250V216H247ZM253 217V216H252ZM255 217V216H254ZM253 217V218H254ZM6 218V217H5ZM15 218V217H14ZM25 218V217H24ZM82 218V217H81ZM87 218V217H86ZM90 218H93V217H90ZM90 218H89V220L88 221H91L90 220ZM95 218V217H94ZM93 218V219H94ZM96 218V220H99V218L97 219ZM123 218H125L124 216H123ZM128 218V217H127ZM141 219H143L142 217H140ZM149 218V217H148ZM157 218H158V216H157ZM156 218V219H157ZM160 218V217H159ZM178 218V217H177ZM182 218V217H181ZM190 218V217H189ZM201 218H204L205 219V217H201ZM201 218H199L200 220H198V224H201L200 223V221L202 220ZM207 218V217H206ZM222 218V217H221ZM220 218V219H221ZM243 218H245L244 216H243ZM242 218V219H243ZM255 218H257V216L255 217ZM255 218L253 219V220H255ZM260 218V217H259ZM259 218H257V219H259ZM8 219V218H7ZM12 220H13V218H11ZM28 219V218H27ZM27 219H25V220H27ZM29 219H30V216H29ZM29 219H28V221H29ZM31 219H33V218H31ZM75 219V220H76ZM84 219H85V217H84ZM145 219V218H144ZM155 219V220H156ZM161 219V218H160ZM168 219H169V217H168ZM167 219V220H168ZM180 219V218H179ZM185 219H188V218H185ZM190 219H193V220H195L194 218H190ZM210 219V218H209ZM261 219V218H260ZM5 220V219H4ZM37 220V219H36ZM35 220V221H36ZM60 220H62V221H60ZM71 220H73V218L71 219ZM87 220V219H86ZM113 220V219H112ZM118 220V219H117ZM121 220V219H120ZM119 220V221H120ZM125 220V219H124ZM129 220V219H128ZM128 220H126V221H128ZM136 220V219H135ZM149 220V219H148ZM151 220H153V219H151ZM197 220V219H196ZM195 220V221H196ZM205 220H207V219H205ZM211 220V219H210ZM222 220H223V218H222ZM238 220V219H237ZM244 220V219H243ZM247 220V219H246ZM252 220V221H253ZM9 221V220H8ZM14 221V220H13ZM15 221H16V219H15ZM18 221H16V223L18 222ZM35 221L34 222H32V224L34 223L35 224ZM74 221V220H73ZM73 221H71L72 222V224H75ZM77 221H79L78 219L76 220V222ZM81 221H82V219H81ZM93 221V220H92ZM91 221V222H92ZM119 221H117V222H119ZM144 220H142L141 222V224H143V223H145V221L143 222ZM154 221V220H153ZM166 221V220H165ZM171 221V220H170ZM174 221V220H173ZM175 221H177V220H175ZM179 221V220H178ZM177 221V222H178ZM183 222V226L186 224V221L185 220H182ZM185 221V222H184ZM189 221H191V220H188V222ZM208 221V220H207ZM219 221H221V220H219ZM240 221V220H239ZM245 221V220H244ZM251 221V222H252ZM257 221V220H256ZM256 221H254V222H256ZM259 221V220H258ZM258 221L256 222L257 224H258ZM5 222V221H4ZM3 222V223H4ZM70 222V221H69ZM80 222V221H79ZM96 222V221H95ZM94 222V223H95ZM98 222V221H97ZM101 222V221H100ZM108 222V221H107ZM112 222V221H111ZM123 222V221H122ZM128 222H130V221H128ZM134 221H132V222H130L131 224L133 223ZM140 222V221H139ZM138 222V223H139ZM161 222V221H160ZM168 222V221H167ZM166 222V223H167ZM181 222V219H180V221H179V223ZM203 222V221H202ZM209 222V221H208ZM212 222V221H211ZM214 222H216V220L214 221ZM238 222V221H237ZM249 222V221H248ZM250 222V223H251ZM5 223H7V220H6V222ZM9 223H10V221H9ZM12 223V222H11ZM20 223H18V224H20ZM92 224V225H95V224ZM137 222L135 223L134 222V224H138ZM150 223V222H149ZM152 223V222H151ZM155 223V222H154ZM157 223H159V222H157ZM157 223H156V225H157ZM162 223V222H161ZM166 223H165V225H166ZM176 223V222H175ZM181 223V224H182ZM185 223V224H184ZM194 223V222H193ZM213 223V222H212ZM219 223H224V222H219ZM242 223V222H241ZM244 223V225L243 226H245L246 225V223H247V221H246V223L245 222H243ZM259 223H261L260 221H259ZM8 224V223H7ZM7 224H5V225H7ZM14 224V223H13ZM29 225V226H27V225ZM85 224H87L86 226H87V228L89 227V225L88 224H90L91 225V223L90 222H88V223H85ZM114 224H117L116 222L114 223ZM120 224V222L118 223V225ZM126 224H128V223H126ZM125 224V226H127ZM134 224H132L133 226H134ZM146 224V223H145ZM144 224V225H145ZM147 224H148V221H147ZM146 224V225H147ZM160 224V223H159ZM170 224H172V223H170ZM170 224H168V226H169V230L170 229H172L173 227L170 225ZM173 224H174V222H173ZM178 224V223H177ZM181 224H179V226L181 225ZM196 224V223H195ZM203 224V223H202ZM205 224V223H204ZM206 224H207V222H206ZM211 224V223H210ZM215 224V223H214ZM218 224V223H217ZM229 224H230V222H229ZM229 224H226V225H229ZM233 224V223H232ZM231 224V225H232ZM3 225V227H4V224H2ZM11 225V224H10ZM71 225V226H70ZM91 225V226H92ZM97 225H98V223H97ZM102 225V224H101ZM104 225V224H103ZM105 225H106V228L108 227V224H106L105 223ZM104 225V226H105ZM118 225H116V226H118ZM121 225V224H120ZM119 225V226H120ZM124 225V224H123ZM122 225V226H123ZM144 225H142V226H144ZM155 225V224H154ZM163 225H164V223H163ZM162 225V226H163ZM165 225H164V228L166 229V227H165ZM190 224H188V226H189ZM208 225V224H207ZM216 225V224H215ZM224 225V224H223ZM224 226L225 228L226 227H228V226ZM238 225V224H237ZM247 225H248V223H247ZM253 225V224H252ZM252 225H250V226H252ZM8 226V225H7ZM11 226H15V225H11ZM11 226H9L10 228H11ZM84 226V225H83ZM111 226V224H109V228H111L110 227ZM115 225L113 226L114 227V229H115V227H116ZM122 226H121V228H122ZM149 226V228L151 227V225H147V227ZM167 226V225H166ZM170 226L172 227V228H170ZM197 226V225H196ZM209 226V225H208ZM210 226H212V225H210ZM222 226V225H221ZM249 225H248V228L250 227ZM254 226V225H253ZM6 227V226H5ZM17 227V226H16ZM19 227V226H18ZM17 227V228H18ZM94 227V226H93ZM97 227V226H96ZM124 227V226H123ZM129 227H131V225H128V228ZM134 227H137V225L136 226H134ZM138 227H140V225H138ZM137 227V229H139ZM152 227H155V226H153L152 225ZM151 227V228H152ZM186 227V228H185ZM185 229L187 230V226L185 225ZM189 227H191V225L189 226ZM192 227H193V225H192ZM192 227H191V229H192ZM201 227V226H200ZM200 227H196V228H200ZM214 227V226H213ZM234 227V226H233ZM238 227H240V226H238ZM238 227H237V229H236V232H235V234L237 233H239V232H237L238 231ZM247 227V226H246ZM245 227V228H246ZM259 227V226H256V224H255V229H257V228ZM31 229V230H34V229ZM81 228H83V227H81ZM80 228V229H81ZM90 228V227H89ZM89 228H88V230H89ZM99 227H97V229H98ZM103 228V227H102ZM146 227H143V229H145ZM163 228V227H162ZM161 228V229H162ZM175 228H178V227H176L175 226ZM181 229V230H185V229ZM195 227H193V229H194ZM202 228V227H201ZM209 228V227H208ZM219 228H220V226H219ZM228 228H230V227H228ZM242 227H240V229H241ZM244 228V227H243ZM244 228V229H245ZM2 229V228H1ZM6 229H8V228H6ZM12 229V228H11ZM11 229L9 230V231H11ZM13 229H16V228H14L13 227ZM85 229V228H84ZM83 229V230H84ZM95 230H96V228H94ZM100 229H101V226H100ZM122 229H124V228H122ZM130 229V228H129ZM131 229H132V227H131ZM135 229V228H134ZM136 229V230H137ZM141 229V228H140ZM139 229V231H141ZM155 229V228H154ZM156 229H158V225L156 226ZM160 229V228H159ZM178 229H180V228H178ZM177 229V231H179ZM203 229V228H202ZM206 229V228H205ZM204 229V231H206ZM213 229V228H212ZM223 229V228H222ZM227 229V228H226ZM231 229V228H230ZM230 229H229V231H230ZM255 229H253V230H255ZM4 230V229H3ZM20 230V229H19ZM82 230V229H81ZM81 230H80V232H81ZM82 230V232H84L85 233V231H83ZM94 230V231H95ZM110 230V229H109ZM124 230H126V228L124 229ZM123 230V231H124ZM168 230V229H167ZM166 230V231H167ZM168 230V231H169ZM173 230H175V229H173ZM180 230V231H181ZM196 230V229H195ZM201 230V229H200ZM216 230V229H215ZM214 230V231H215ZM234 229H232L231 231L232 232H234L233 231ZM242 230V229H241ZM246 230V229H245ZM244 230V231H245ZM248 230V229H247ZM8 231V230H7ZM6 231V232H7ZM15 231V230H14ZM13 231V232H14ZM17 231V230H16ZM91 231V230H90ZM93 231V230H92ZM91 231V233L90 234H92L93 232ZM97 231V230H96ZM95 231V232H96ZM102 231V230H101ZM107 231H108V229H107ZM110 231H112V230H110ZM110 231H108V232H110ZM115 231H119V230H117V228L115 229ZM114 231V232H115ZM128 231V230H127ZM130 231V230H129ZM132 231V230H131ZM134 231V230H133ZM139 231L137 230L135 233H139ZM142 231H144V230H142ZM149 231V232H148ZM148 231H146V232H148V234H150V232H155V231H151V230H148ZM164 231V230H163ZM167 231V232H168ZM172 231V230H171ZM188 231V230H187ZM189 231H190V229H189ZM189 231H188V234L190 235V233H189ZM191 231H193V230H191ZM190 231V232H191ZM202 231V230H201ZM224 231V230H223ZM228 231V230H227ZM228 231V232H229ZM231 231H230V233H231ZM240 231V230H239ZM249 232H251L250 230H248ZM257 231H259L258 229H257ZM261 231V230H260ZM4 231H2V233H3ZM12 232V233H13ZM94 232V233H95ZM104 232V231H103ZM120 232H122L121 231V229H120ZM159 232V231H158ZM157 232V233H158ZM175 232V231H174ZM183 232V231H182ZM197 232H198V229H197ZM203 232V231H202ZM202 232H200V233H202ZM222 232V231H221ZM224 232H226V231H224ZM253 232H255L254 234H256V231H253ZM8 233V235H9V232H7ZM32 233H33V235H32ZM79 233V232H78ZM86 233H87V231H86ZM94 233H93V235H94ZM106 233V232H105ZM119 233V232H118ZM125 233V232H124ZM126 233H128V232H126ZM125 233V234H126ZM134 233V232H133ZM132 233V234H133ZM159 233H161V231L159 232ZM158 233V234H159ZM164 233V232H163ZM172 233H173V231H172ZM179 233V232H178ZM184 234L186 233L185 231L183 232ZM199 233V234H200ZM203 233H205V232H203ZM209 233H210V231H209ZM211 233H212V230H211ZM258 233H260V232H258ZM5 234L6 233H3L2 235H3V237H5ZM15 234H17V232L15 233ZM20 234V235H21ZM88 234V233H87ZM96 234V233H95ZM98 234H99V232L96 234L97 236H98ZM100 234H102V233H100ZM111 234V233H110ZM113 234V233H112ZM111 234V235H112ZM122 234H123V232H122ZM125 234H123L124 236H126ZM131 234V232H130V234L128 233V235H132ZM141 234V233H140ZM139 234V235H140ZM144 234V233H143ZM152 234V233H151ZM150 234V235H151ZM156 234V233H155ZM168 234V233H167ZM175 234H177V233H175ZM183 234V235H184ZM193 234V233H192ZM194 234L195 235H197L195 232H194ZM218 234V233H217ZM233 235H234V233H232ZM236 234V236H240V235H237ZM240 234V233H239ZM242 234V233H241ZM250 234V233H249ZM13 234H11V237H13L12 236ZM84 235V234H83ZM103 235H104V233H103ZM114 235V234H113ZM113 235H112V237H113ZM115 235H116V233H115ZM121 235V234H120ZM138 234H137V240H138V243H139V241L141 240V238L142 237H139L140 239H138V236H139ZM150 235H148V237L150 236ZM157 235V234H156ZM161 235V234H160ZM159 235V236H160ZM179 235V234H178ZM177 235V236H178ZM186 235V234H185ZM203 235V234H202ZM220 235H221V233H220ZM223 236H224V233L222 234ZM247 235V234H246ZM253 235V234H252ZM16 236V235H15ZM18 236V235H17ZM36 236V237H35ZM79 236H82L81 234H79ZM106 236V235H105ZM104 236V237H105ZM124 236H122V237H124ZM133 236V235H132ZM135 236V235H134ZM141 236V235H140ZM143 236V235H142ZM153 236V235H152ZM158 236V235H157ZM162 237H164V235L162 234L161 235ZM160 236V237H161ZM166 236V235H165ZM170 236H171V234H170ZM173 236H176V235H173ZM176 236V237H177ZM199 237H200V235H198ZM198 236H197V239H198V241H201L199 238H198ZM205 236V235H204ZM204 236H201V237H204ZM208 236H209V234H208ZM211 236V235H210ZM209 236V237H210ZM214 237L215 236H218V235H213ZM212 236V237H213ZM235 236V235H234ZM242 236V235H241ZM261 236V235H260ZM2 237V238H3ZM9 237V236H8ZM20 236H18V238H19ZM88 237H90V235L88 236ZM118 237V236H117ZM117 237H113L114 239H116ZM122 237H121V239H122ZM126 237H128V236H126ZM146 237H147V235H146ZM151 237V236H150ZM166 237H169V236H166ZM192 237L194 238V236H191V239H192ZM226 237H227V234H226ZM228 237H229V235H228ZM230 237H232L231 235H230ZM248 238V239H250L249 237H251V236H245V238ZM253 237V236H252ZM5 238H7V237H5ZM17 238V239H18ZM92 238V237H91ZM94 238V237H93ZM96 238V237H95ZM106 238H107V236H106ZM110 238V237H109ZM113 238H112V240H113ZM144 238V237H143ZM153 238H154V241H155V237L153 236ZM159 238V237H158ZM171 238H173V237H171ZM171 238H168V239H170L171 240ZM180 238H182V237H180ZM180 238H179V240H180ZM189 238H190V236H189ZM189 238H188V240H189ZM234 238V237H233ZM0 239H1V236H0ZM8 239V238H7ZM14 239V238H13ZM12 239V240H13ZM15 239H16V237H15ZM16 239V240H17ZM60 239V240H59ZM100 239H101V237H100ZM99 239V240H100ZM126 239V238H125ZM131 239V247L133 248V246H135V245H133V239H134V241H135V237L134 238H128V240H130ZM148 239V238H147ZM150 239H152V238H150ZM163 240H164V238H162ZM166 239V238H165ZM174 239V238H173ZM176 239V238H175ZM184 239V238H183ZM190 239V240H191ZM196 239V240H197ZM201 239H203V238H201ZM205 239V238H204ZM203 239V240H204ZM207 240H208V238H206ZM205 239V240H206ZM216 239V238H215ZM235 239V238H234ZM238 239V238H237ZM4 240V238L2 239V241ZM10 240V241H9ZM15 240V241H16ZM84 240V239H83ZM95 240V239H94ZM103 240H105V239H103ZM108 240H110V239H108L107 238V241ZM112 240H110L109 242V246H108V249H109V247L111 248V247H113L114 248V244L112 243ZM117 240V239H116ZM118 240H119V238H118ZM123 240V239H122ZM162 240V241H163ZM178 240V239H177ZM178 240V241H179ZM185 240H187V239H185ZM193 240V239H192ZM195 239H194V241H196ZM221 240H222V238H221ZM225 240V239H224ZM229 240V239H228ZM233 240V239H232ZM245 240V239H244ZM243 240V241H244ZM8 241L11 243V239H8ZM8 241H6V242H8ZM15 241L13 240V242L15 243ZM77 241V242H78ZM86 241H87V239H86ZM85 240L84 241H82V242H86ZM91 241H93V240H91ZM98 241V240H97ZM96 241V242H97ZM100 241H102V239L100 240ZM142 241V240H141ZM145 241V240H144ZM148 241V240H147ZM146 241V242H147ZM172 241V240H171ZM174 241V240H173ZM172 241V242H173ZM197 241V242H198ZM220 241V240H219ZM219 241L217 242V243H219ZM227 243L229 242V241H227V239L225 240ZM245 241H249V242H251L250 240H245ZM253 241V240H252ZM6 242H4V243H6ZM13 242L11 243V244H13ZM16 242V243H17ZM80 242H78V244L80 243ZM88 242L90 243V241H89V238H88ZM87 242V243H88ZM103 242V241H102ZM101 242V243H102ZM120 242V241H119ZM125 242H126V240H124V244H125ZM160 242H161V240H160ZM167 242V241H166ZM176 242V241H175ZM180 242H182V241H180ZM210 242H211V240H210ZM215 241L213 240V243H214ZM222 242H223V240H222ZM226 242H224V243H226ZM238 242H239V240H238ZM3 243V244H4ZM17 243V244H18ZM23 243V244H22ZM53 243V245H51ZM55 243V244H54ZM86 243V244H87ZM100 243V242H99ZM99 243H97V244H99ZM105 243H107L106 241H105ZM113 245H112V244ZM115 243V242H114ZM136 244H137V242H135ZM148 243H153V242H149L148 241ZM156 243H158V242H156ZM162 243H164V242H162ZM169 243H171V242H169ZM169 243H167V244H169ZM178 243V242H177ZM183 243H184V241H183ZM192 243H194V242H192ZM190 241L189 242H187L186 241V243H184V244H182L183 246H185V248H186V250L188 249V250H191L192 252H193V249L195 248V247H198V245L199 244H196V246L194 247L193 245H195V244H193V245H191L192 244ZM217 243H214V244H217ZM223 243V244H224ZM226 243V244H227ZM232 242H229L228 244H230V245H232L231 244ZM236 243H237V241H236ZM241 242H239V244H240ZM243 243V242H242ZM241 243V244H242ZM253 242H251V244H252ZM254 243H256V242H254ZM11 244H10V246H11ZM62 244H63V242H62ZM70 244V243H69ZM70 244V247H72V245H74V244H72L71 245ZM77 244V243H76ZM76 244L74 245V247H72L73 249H72V252H73V250L75 251V248H76V250H79V251H76V252H71V248L68 246V253H69V251L71 252V254H75V256L74 255H71V254H69V257L70 256H74V258H76V256H78L77 257V259L79 258V260H81V258L79 257V255L81 254L80 253V249H78L77 247H79L78 245L76 246ZM91 244V243H90ZM108 244V243H107ZM110 244H111V246H110ZM116 244H117V242H116ZM120 244H122L121 246H120ZM142 244V243H141ZM160 244V243H159ZM172 245H174V243H171ZM170 244V245H171ZM205 243H203V245H204ZM207 244H209V243H207ZM220 245H221V243H219ZM222 244V245H223ZM245 244H247V242H245ZM259 244H261V243H259ZM0 245L2 246V244L0 243ZM9 245V244H8ZM22 245V246H21ZM23 245H24V248H22L23 247ZM64 245V244H63ZM81 245V244H80ZM93 245H95V242H94V244ZM102 245H104L105 246V244H102ZM101 245V246H102ZM118 245V244H117ZM128 245H129V243H128ZM133 245V246H132ZM143 245H145V244H143ZM150 245V244H149ZM154 245V244H153ZM163 245V244H162ZM161 245V246H162ZM171 245V246H172ZM202 245V244H201ZM202 245V246H203ZM213 245V244H212ZM218 245V244H217ZM217 245H216V247H217ZM236 245V244H235ZM257 245V244H256ZM0 246V247H1ZM4 246L5 247H7L5 244H4ZM50 246H51V248H52V250H50L51 248H50ZM62 246V245H61ZM86 246V245H85ZM84 246V247H85ZM87 246H88V244H87ZM92 246V245H91ZM103 246V247H104ZM122 246H123V248H122ZM137 246V245H136ZM135 246V247H136ZM168 247H169V245H167ZM170 246V247H171ZM175 247L177 246V245H174ZM183 246L181 247V248H183ZM200 246V245H199ZM237 246V245H236ZM242 246H245V245H243L242 244ZM250 246V245H249ZM253 246V245H252ZM252 246H250V247H252ZM255 246V245H254ZM5 247H4V249H5ZM9 247V246H8ZM7 247V249H9ZM63 247V248H62ZM61 248L62 249H64L65 250V245L64 246H62ZM88 247H90V246H88ZM94 247H96V246H94ZM115 247H117V246H115ZM119 247H121L120 249H123L122 251H125L126 250V248H127V246L125 245H123V243H119V245H118V249H119ZM138 247H140V246H138ZM142 247V246H141ZM140 247V249H142L143 251H144V249L143 248H141ZM146 247H147V245H146ZM149 247V246H148ZM147 247V248H148ZM152 247V246H151ZM163 247H165V245L163 246ZM174 247V248H175ZM192 247V248H191ZM194 247V248H193ZM203 247H205V246H203ZM208 247L210 248V246L208 245ZM211 247H213V246H211ZM215 247V246H214ZM239 247V246H238ZM248 247V246H247ZM249 247V248H250ZM258 247H259V245H258ZM2 248V247H1ZM18 248V247H17ZM55 248V247H54ZM80 248V247H79ZM83 248V247H82ZM117 248L115 249L116 251H117ZM130 248V247H129ZM129 248L127 249L130 253H131V248H130V250H129ZM166 248V247H165ZM176 248H178V246L176 247ZM202 248V247H201ZM219 248H221V246L219 247ZM218 248V249H219ZM226 248H228V247H226ZM230 248V247H229ZM235 248V247H234ZM240 248V247H239ZM238 248V249H239ZM242 248V247H241ZM255 248V247H254ZM4 249L2 250V251H4ZM10 249H11V247H10ZM10 249L9 250H7V251H10ZM21 249H20V251H21ZM59 248H56V251H55V253L53 254V257H54V255L57 253V250H58ZM87 249V248H86ZM100 249V251H102L101 250V247L99 248ZM103 249V248H102ZM105 249V248H104ZM107 249V248H106ZM107 249V250H108ZM114 249H112V250H114ZM136 249H139V248H136ZM134 250V251H136V254L138 255L140 252H141V250H139V251H137V250ZM150 249V248H149ZM152 249H153V247H152ZM155 249H156V246H155ZM159 249V248H158ZM161 249V248H160ZM159 249V250H160ZM170 249H172V248H170ZM214 249V248H213ZM217 248H216V250H218ZM222 249H225V246H224V248H222ZM231 249H233V247L231 248ZM237 249V248H236ZM238 249H237V252L236 253H234L233 251H231V252H233L235 255L238 253ZM243 249V248H242ZM248 249V248H247ZM246 249V250H247ZM12 250V249H11ZM61 250V249H60ZM59 250V251H60ZM63 250V253L65 252V251H67V250H65L64 251ZM89 250V249H88ZM96 250V249H95ZM97 250H98V248H97ZM111 249H109V251H110ZM112 250L110 251V253L112 252ZM126 250V251H127ZM157 250V249H156ZM155 250V251H156ZM169 250V249H168ZM180 250H182V249H178V251H180ZM184 250V249H183ZM186 250H185V252H186ZM196 250H199V249H196ZM201 250V249H200ZM205 250V249H204ZM220 250V249H219ZM228 250V253H229V249H227ZM226 250V251H227ZM235 250V249H234ZM251 250V249H250ZM256 249H254V251H255ZM2 251H0L1 253H2ZM14 251V250H13ZM13 251L11 252V253H13ZM16 251V250H15ZM19 251V250H18ZM24 251H23V253H24ZM51 251V252H50ZM87 251V250H86ZM93 251V250H92ZM100 251H99V253H100ZM105 251V250H104ZM120 252H121V250H119ZM150 251V250H149ZM154 253H155V251H154V249L152 250ZM158 251V250H157ZM165 251V250H164ZM174 251V250H173ZM177 251V250H176ZM206 251V250H205ZM209 252L211 251V250H208ZM215 251V250H214ZM222 251V250H221ZM236 251V250H235ZM244 251H245V249H244ZM257 251V250H256ZM28 252V253H27ZM50 252V253H49ZM78 252V253H77ZM84 252V251H83ZM91 252V251H90ZM97 252V251H96ZM103 252V251H102ZM106 252V251H105ZM118 252V251H117ZM138 252V253H137ZM160 252H163V249H162V251H160ZM159 252V253H160ZM172 251H170L168 254L171 256V254H173V253H171ZM181 252H183V251H181ZM184 252V253H185ZM188 252V251H187ZM190 252V251H189ZM188 252V253H189ZM191 252V253H192ZM199 252L200 251H198V254H199ZM202 252V251H201ZM212 252V251H211ZM217 251H215V253H216ZM225 252V251H224ZM230 252V253H231ZM251 252V251H250ZM250 252H248V253H250ZM5 252H3V254H4ZM25 253H24V255H25ZM59 254L61 253V252H58ZM62 253V254H63ZM65 253H67V252H65ZM80 253V254H79ZM91 253H93V252H91ZM90 253V254H91ZM95 253V252H94ZM93 253V254H94ZM109 252H107V254H108ZM110 253H109V256H107V257H109L110 258ZM114 253V252H113ZM119 253V252H118ZM117 253V255H116V252H115V254L114 255H116V259H118L119 260V258L122 256H120L119 254ZM134 253V252H133ZM147 253V249H146V251H145V254ZM150 253H152V252H150ZM150 253H148V254H150ZM153 253V254H154ZM171 253V254H170ZM179 253V252H178ZM197 253V252H196ZM202 253H204V252H202ZM206 253V252H205ZM204 253V254H205ZM208 253V252H207ZM206 253V254H207ZM214 253V254H215ZM223 253V252H222ZM227 253V252H226ZM240 253H242V252H240ZM244 253V252H243ZM246 253V252H245ZM244 253V254H245ZM251 253H254L253 251L251 252ZM250 253V254H251ZM5 254H7V253H5ZM48 254V255H47ZM89 254V253H88ZM87 254V252H86V254L85 255H88ZM96 254V253H95ZM97 254H98V252H97ZM121 254H122V252H121ZM124 254V253H123ZM136 254H131L132 255V259H133V256L134 255H136ZM141 254H143V255H141ZM144 253H140V256H139V258L141 257V258H143V256L145 257V256H147L148 254H146L145 255ZM156 254V256H157V253H155ZM165 252H164V256H165ZM175 254H177V252H175ZM197 254V255H198ZM205 254V255H206ZM212 254H213V252H212ZM223 254H225V253H223ZM243 254V255H244ZM249 254V255H250ZM257 254H259V252L257 253ZM10 255V254H9ZM12 255V254H11ZM14 255V254H13ZM12 255V256H13ZM19 255H21V253L19 254ZM19 255H18V257H19ZM46 255V256H45ZM58 255V254H57ZM67 255V254H66ZM99 256H97L96 255V258L98 259V257H101L100 256V254H98ZM111 255H112V253H111ZM114 255H112V257L113 258H110V259H114L115 258V256ZM125 255V254H124ZM123 255V256H124ZM127 255H128V253H127ZM130 255V254H129ZM128 255V256H129ZM134 256V258L136 257H138V256ZM161 254H159L158 256H160ZM163 255V254H162ZM179 255H183L182 253H180ZM185 255V254H184ZM189 255V254H188ZM194 255H196L195 254V252H194ZM194 255H192V258H194L193 256ZM216 256L214 257L213 256V260H215L214 258H217V254H215ZM240 255V254H239ZM238 254H237V257H235V256H233V259H235V258H238V256H239ZM249 255H247V256H249ZM252 255V254H251ZM16 258H17V256L16 255H14ZM14 256L12 257V259L14 258ZM56 256V255H55ZM60 257H61V255H59ZM65 256V255H64ZM84 256V255H83ZM83 256H82V258H83ZM91 256V255H90ZM117 256L119 257V258H117ZM122 256V257H123ZM151 255H149V257H150ZM153 256V255H152ZM155 256V257H156ZM158 256H157V259L155 258V257H153V258H155L156 260H158ZM202 256V255H201ZM204 256V255H203ZM207 256H208V254H207ZM212 256V255H211ZM231 255H229V257H230ZM246 256V255H245ZM244 256V257H245ZM256 256H258V255H256ZM23 257H25V256H23ZM32 257H30V258H32ZM36 257H33V258H35V260H37L36 259ZM93 257V256H92ZM106 257V258H107ZM121 257V258H122ZM126 257V256H125ZM124 257V258H125ZM148 257V256H147ZM148 257V258H149ZM162 257V256H161ZM166 259H168L167 258V254H166ZM164 257V258H165ZM178 257V259L181 261L182 259H180L179 258V256H177ZM183 257V256H182ZM181 257V258H182ZM187 257V256H186ZM188 257H190V256H188ZM198 257V256H197ZM222 257H224L223 255H222ZM227 257V256H226ZM228 257V258H229ZM239 257H241V256H239ZM243 257V256H242ZM252 257V256H251ZM8 258V257H7ZM21 258V257H20ZM52 258V257H51ZM55 258V257H54ZM65 259H66V257H64ZM74 258H71V259H73L74 261L76 260V259H74ZM85 258V257H84ZM94 258V257H93ZM105 258V257H104ZM120 258V259H121ZM129 258V257H128ZM127 258V259H128ZM135 258V260H138V259H136ZM148 258H146L145 260H144V258H143V260L144 261H146L145 263H144V261L142 260V259H140L139 260V262H141V264H142V261H143V263L144 264H149L150 262H152L153 261V259H152V257H151V260L152 261H150ZM172 259H173V255H172V257H171ZM170 258V259H171ZM184 258V257H183ZM204 258V257H203ZM202 258V259H203ZM208 258V257H207ZM219 258V257H218ZM218 258H217V260H218ZM248 258H250V257H248ZM248 258H245V259H248ZM258 258V257H257ZM18 259V258H17ZM22 259V258H21ZM24 259H26V258H24ZM62 259V257L60 258V260ZM69 259V258H68ZM70 259V260H71ZM90 258L88 257V260H89ZM100 259V258H99ZM101 259H103V258H101ZM126 259V261H128ZM131 259V260H132ZM148 259V260H147ZM165 259V260H166ZM176 259V258H175ZM178 259H176L177 260V262H178ZM196 259V258H195ZM206 259V258H205ZM210 260L212 259V258H209ZM209 259L207 260V261H209ZM224 259V258H223ZM230 259H232L231 257H230ZM232 259V260H233ZM251 259V258H250ZM253 259V258H252ZM3 260V259H2ZM8 260V259H7ZM27 260V259H26ZM32 260V259H31ZM34 260V259H33ZM34 260V261H35ZM51 260V259H50ZM56 260V259H55ZM54 259H53V261H55ZM78 260V261H79ZM86 260V259H85ZM107 260V259H106ZM117 260V261H118ZM125 260V259H124ZM130 260V261H131ZM160 261H161V258L159 259ZM158 260V261H159ZM169 260V259H168ZM187 260V259H186ZM190 260H192L191 258H190ZM197 260V259H196ZM198 260H199V257H198ZM220 260V259H219ZM225 260V259H224ZM228 260V259H227ZM238 260V259H237ZM236 259H235V261H237ZM241 260V259H240ZM239 260V261H240ZM255 260H256V258H255ZM258 260V259H257ZM4 262H6L5 260H3ZM2 261V262H3ZM62 261H64L63 259H62ZM62 261H60V262H62ZM67 261V260H66ZM69 261V260H68ZM77 261V260H76ZM77 261V262H78ZM91 260H89V262H90ZM92 261H94V262H96L95 261V259L94 260H92ZM101 261V260H100ZM109 262H110V260H108ZM121 261H123V259L121 260ZM155 261V260H154ZM157 261V263H159ZM164 261V260H163ZM171 260H169V261H167V262H170ZM173 261V260H172ZM187 261H189V260H187ZM195 261V260H194ZM201 261V260H200ZM203 261V260H202ZM212 261V260H211ZM210 261V262H211ZM216 261V260H215ZM20 262H21V260H20ZM25 262H27V261H25ZM25 262H23L24 264H26ZM47 262H49V260L47 261ZM52 262V261H51ZM59 262V261H58ZM57 262V263H58ZM59 262V263H60ZM103 262H104V260H103ZM109 262H107L106 261V264L107 263H109ZM120 264L122 263V262H120V261H118ZM118 262H114V261H112V263H115V264H117ZM166 261H165V263L166 264H168ZM177 262H174V263H177ZM196 262V261H195ZM206 262V261H205ZM217 262V261H216ZM227 262V261H226ZM228 262H231V260H229ZM227 262V263H228ZM233 262L234 261H232L231 263L233 264ZM251 262L253 263V260L251 261L250 260V264H251ZM256 262V261H255ZM254 262V263H255ZM12 263V262H11ZM13 263H14V260H13ZM19 263V262H18ZM28 263H29V260H28ZM34 263V262H33ZM58 263V264H59ZM63 263V262H62ZM65 263V262H64ZM63 263V264H64ZM68 263V262H67ZM66 263V264H67ZM69 263H71V262H69ZM79 263H81V262H79ZM82 263H84V262H82ZM105 263V262H104ZM123 263H125V262H123ZM130 263V262H129ZM128 263V264H129ZM156 263V264H157ZM178 263H181V262H178ZM177 263V264H178ZM184 263V262H183ZM202 263V262H201ZM204 263V262H203ZM225 263V262H224ZM230 263V264H231ZM235 263H237V262H235ZM239 263V262H238ZM242 263V262H241ZM245 264H247V263H249V261H247V263L246 262H244ZM258 262H256V264H257ZM259 263V264H260ZM3 264V263H2ZM4 264H7V263H4ZM17 264V263H16ZM21 264V263H20ZM30 264V263H29ZM47 264V263H46ZM49 264H50V262H49ZM56 264V263H55ZM74 264V263H73ZM76 264V263H75ZM86 264V263H85ZM87 264H88V262H87ZM94 264V263H93ZM97 264H98V262H97ZM101 264V263H100ZM134 264H136L135 262H134ZM154 264H155V262H154ZM160 264V263H159ZM162 264H164V262L162 263ZM185 264V263H184ZM192 264H194V262L192 263ZM198 264V263H197ZM205 264V263H204ZM206 264H211V263H207L206 262ZM213 264H215V263H213ZM218 264H222V262L221 263H218ZM226 264V263H225Z\"/></svg>",
	"mask_w": 264,
	"mask_h": 264
},
{
	"label": "rangeland",
	"instance_id": "2",
	"mask_svg": "<svg viewBox=\"0 0 264 264\" xmlns=\"http://www.w3.org/2000/svg\"><path fill=\"white\" fill-rule=\"evenodd\" d=\"M131 1H132V2H131ZM233 1H234V0H233ZM238 1L240 2L241 8H242V10H243L242 17H241L240 20H238V22H237V24H238V28H239V32L241 33V35H240V36H241V39H240V36H239V35H238V36H237V35H231V36H229V37H236V38H234V39H238V37H239V39L242 40V42H241V41L238 39V40L241 42L240 47H239V46H238V48L236 47L237 49H236V48H233V49L230 48V49H228V51L226 52V53H228V55L225 54V52H223V53H220V52H219V53H218V52H217V53H216V52H210V53H207V51H204V50H202V51H201V50H197L196 52L194 51V53H191L189 50H188L189 52H187V50H185L186 53H188V54L190 53L189 55H191V54H195L194 56H191V57H195V56H196V57H195L196 59H194V58L192 59V63H193V64L191 63V59L188 58L189 55H188V54L185 55V52H177L175 49H169V50H162V51H160V50H159V51H158V50H155V51H157L158 53L160 52L159 54H158V53L155 54V53H154V52H155L154 50L151 49V51H150V49H149V43H150L149 30L146 28V24H145L144 28H141L142 25H143V23H145V20H147L148 11H149V0H141V4L138 3V0H130V1H129V2H131V3L129 4V6H127V8H125V10L122 12V14H121V15L119 16V18L117 19V22L113 24V26L111 27V29L107 32V34H106L105 37H104V41H103V43H102V45H103V51H104V58H103L102 61H101L102 63H101V62H100V63L103 65L102 67H104L105 69L108 68L109 70H111L110 72H111L112 76L115 75V76L113 77V79H114V78L116 79V75H117L118 77H120L118 73H120V72H122V71L127 75V74H128V73H126V71H127V72H130V73L132 74L131 76L133 77V79L135 78V79H134L135 82H130V81H132L133 79H132V77H131L130 74H129V76H130V77H129V80L131 79L130 81H128L127 78H126L127 80H126V79H125V80L123 79V81L128 82V84H129V82H130L129 85L133 84V85H131V86L129 87V89H128V86H126L127 83H125V82H123V81H122V82L125 84V87H124V85H121V87L119 86L120 88L117 87V86H115V87L118 88V90H122V88H123V90H124V88L127 87L128 90L125 89V90L123 91V94L119 91V92H120V95L122 94V96L124 97V99H123L122 96H120V95L118 94L119 92H116L117 95L114 94L115 91H118L117 89L114 90V91L112 90V91H110V93H108V95L111 94V92L113 93V94H112V96H113L112 98H113V99L111 100V97H110V100L112 101V106H111L112 108H111L110 106H108V107H110V109H108V114H106V116H108V117L110 118V120H108V123L111 122V120H114V121L112 122L113 124H112V123H109V125L112 124V126H110L111 129H115V130H113V134H114V135L117 134V135H115V136L113 135V138L115 137V139L111 138L112 135H111L110 139L108 138V137H109L108 135H110L111 132H112L111 130L109 131L108 129H107V133L104 132V131L106 130V129H105V130L102 131V133H99V134H98V133L96 132V133H94V134H98V135L101 134L102 136L104 135L102 139H107V138H108V139L112 142V144H113V140H114L115 143H114L113 145H116V146H117V145H118V146H119V145H120V146L123 145L122 147H120V148H121L120 150H122V151H124V149L127 148V147L130 148L131 145H135V146H132V147H134V148H132V150H129V149L127 148V150L125 149L126 151L124 152L125 154L127 153V156H128L130 159H132V162H133L134 164H133L131 161H129V158H128L127 161L129 162V164L126 163V165L128 164V165L126 166L125 163L123 164V162H121V164H120V168H118L119 165H117L116 163H114V162H111V163H110L109 161H108V162L104 161V162H106V163L104 164V162H103V161H100L99 158H98V162L100 163V165H99V163H97V160H96V159H95L96 161H93V162H94V165H96L95 162L97 163L96 166H98V167H96V166H95V167H96L98 170H97L93 165L91 166L90 164H89L90 167H87V168H92V169H93V172H91L92 169H91V171H90V170H87V168L85 169V167H86L87 164H88V163H87L85 166L83 165L84 168L82 167V170H78V171L80 172V173H79V172L77 171V169H76V168H79V167H78L79 164H77V163H78V162H77L78 158L76 159V157H75V155L78 153V150L80 149V147H79V146H80V144H79L80 141L78 140V138H77L78 141L75 139V138L77 137V134H76V132H75V131L77 130V129H76L77 127H76L75 123H73V122H71V123H73L75 126H73V124H71V126H70V124H66V123H65V124H66V127H65V125H63V129L66 128V130H67V128H69V129L71 130V128H73L74 131L72 130V131H70V133H67L66 130L62 131V128H60L61 131H60V130H59V131H60L61 133L64 132L63 135H60V136L63 137V138H62L63 140H62L61 137L57 134V133H60V132L55 133V134L58 136V137H57V136H55V137L61 139V140L57 139V142L59 141V144H60L61 141H62V143L60 144V145H61L60 147H62V146L65 145L64 147L67 148V151H68V152H67L65 149L63 150L64 152H65V151L67 152V156H64V155H66V154L64 153V155H61V156H64V157H65L64 160H62V159L60 160L61 157H60V154H59L58 157H56V158H59V161L55 158L54 161H55V162L57 161V162H56V163L54 162L53 164H55V166H59L58 168H60V170H59L57 167H56V168H57L59 171H62V172H63V170L66 171L67 169L71 168L70 163H72L71 165H75V166L78 165V166H76V167H75V166H72V167H73V168L71 169L72 171H70V169L67 170L69 173H66L67 171L65 172V173L67 174V175L65 174L66 179H69V180H67V181H69L68 183H69L70 185L72 184L71 187H72L73 185H74V187H75V188H74V187H72V188L69 187L70 189L68 190V193H69V192H70V193L72 192L73 196H70L71 194L69 193V194H67V195H69V196H68L69 198H68L67 195H66V200L71 199V200H68L69 203H68V202H67V203L70 204V201H72L73 198H74V200H73L74 202L72 201L73 203L71 202V204H72V205H75L76 202H77L78 204H76L75 207L72 206V205L70 204V205H71V208L73 207V208L71 209L72 211L70 210V214H69V212H68V213L63 212V211L61 212V210H60V211H58V212H61V215H60L59 213H58V215H60L59 218L61 217L62 220H63V217H64V220H63V221L60 220V221H62V223H63V222H64V223L66 222V224H71L72 226H71V225H70V226H71L72 228L74 227L73 225H75V226L77 227L78 225H76V224H79V226L81 225V227H83V228L80 227L82 230L85 228L83 231H85V230L87 231L88 234L86 233V231H85V233L82 232V230L78 227V229H76V232H77V231L79 232V233H78V232L76 233V234H78L77 239H78V237H79L80 239H82V237L86 235L83 239H84L85 241H86V239H87V241H86V242H82V241H84V240L82 239L81 242H80V240H79V241L76 240L75 243H72V244H74V245L77 243L76 246L78 245V246L80 247V248H79V247H77V248L81 250V251H80L81 254L79 253V254H80L79 257L81 258V260H79V258L77 259L78 256H76V258H74L75 254H71L72 249H73L72 247H74V245H72L70 241H67V243L69 242V243L72 245V247H70V244L68 243V246L71 248V249L69 248V249L71 250V252L69 251V253H68V250H69V249H68V246L65 244L66 241H64L63 239H61V240H62L61 243H60V241H58V239H57V241H56V243L58 242L57 245H60V247H57L56 245H54L55 248L52 247V248H53V250H52V248H51V246H50V248H51L50 250H52V253H53V254L55 253L56 248H59V249L57 250V253L55 254L56 256L54 255L55 258L53 257V254H52V253H51L50 256L47 254L48 256H46V255H45V256H46L47 258L49 257V259H46V262L43 263V262H39V259L42 258V257H39V259H37L38 257L33 256V257H36L37 260H35V258H33L32 255L29 256L30 254H28V257H27V254H26L25 251H24V250H25L24 245H23V247H22V248H24V249L22 250L21 247L19 246V243H18V242H20V244H21V241H20V240H21V239L23 240V238H24V236H25V235H24V236L22 235V234H24V232H20V231H24L25 228H26V226H23L24 224H21L20 221H18L17 219H19V220H21V221L24 219V222H23V223H25V221H26L27 224H29V223L31 222L29 225L32 226V225H37V223L39 224L40 221H38V220H40V218H39L40 216H39V215L34 216L35 214H33V215H32V214H29V215L24 216V215L26 214V212H27V211H26V207H27V206L25 205V204H27V203H26V201H24V197H23V195L20 194V193H21L20 190H19V192H20V193H19L20 195H19V194H17L18 189H16L15 187H14L15 190H14V189H11L10 187H12V186H11L10 184H6L5 187H4V186H2V188L0 187V188H1V191H0V200H1V201H0V210H2V211L0 212V236H1L0 243L2 244V246L0 245V246L2 247V248L0 247V251H2V250L4 249V247H5L4 244H5L7 247L9 246V247H8L9 249H10V247H11L12 250L10 249V251H7V250H9V249H7V247H5L4 251H2V253L0 252V264H2V263H3V264H4V263H7V264H16V263H17V264H20V263H21V264H24L23 262H25V261H27V262H25L26 264H29V263H30V264H46V263L49 264V262H50V264H55V263L58 264L60 261H62V259L64 260V261H62V262H63V263L65 262L64 264H66L67 262H68L67 264H73V263H74V264H75V263H76V264H85V263L87 264V262H88V264H93V263H94V264H97V262H98V264H100V263H101V264H106V261L109 262L108 260H110V262L107 263V264H115V263L118 262V261L122 262L121 264H128L129 262H130L129 264H134V262H135L136 264H141V262H139V260H140V259L143 260V258H144V260H145L146 258L149 257V255H151V256H150L148 259H149L150 261H152V260H151V257H152V259H153V261L150 262L149 264H154V262H155V264H156L157 261H158L160 258H161V261H160V260H159L160 262L158 261L160 264H162L163 262H164V264H166L165 261L167 262V261H169V260H171V261H170V262H167L168 264H177L178 262H181V263H178V264H184V263H185V264H192L193 262H194V264H197V263H198V264H204V263L206 264V262H207V263L209 262V263H211V264H213V263L218 264V263H221V262H222V264H225V263H226V264H230L232 261H234L233 264H245L244 262L247 263V261H249V263H247V264H250V260H251V261L253 260V263L251 262V264H256V262H258L257 264H259V263L261 262V260H259V259H260V254L262 253V251H261L262 248L260 247V245L262 246V242H259V243H261V244H259V243H257V240H258V241H263V238H262V239H261V238L258 239V238H259V237H262V234H263V233H262V230H263V229H261V228H263V227H261V226H263V225H262V219H263L262 214H263V211H262L261 209L263 208L262 206H263V203H264V201H263V200H264V193H263V192H264V190H263V189H264V184H263L264 181H262V180L264 179V177H263L264 172H262V171H264V168H263L264 166L260 164L261 162L258 163L256 157H258V160H259V158L262 159V158H263L262 153L264 152V151H263L264 148L262 149V147H264V145H263V144H264V139H263V138H264V135H263V133H264V131H263V129H264V122H263V121H264V118H263V117H264V114H259V113H262V111L264 110V106H263V105H264V104H263V102H264V101H263V100H264V99H263L264 95H263V96L261 95L262 93H264V85H263V84H264V83H263V82H264V70H260V69H259L260 66H261L262 69H264V68H263V65H262V63H264V46L262 45V43L264 44V36H263V35H264V33H263V32H264V31H263V28H264V0H251V3H252V5H253V7H255V8L257 9V11H253L252 14H249V13L245 10V8H243V6H242V4H244V3L247 2L248 0H238ZM168 5H171V4L168 3ZM166 6H167V5H166ZM238 6H239V4L236 3V2H234V7H235L236 9L238 8ZM168 7H169V8H172L171 10L169 9V11H168V12H171V11H172L170 14L168 13V14L172 17V15L174 14V13H173L174 9H173L172 6H168ZM163 9H165V6L163 7ZM163 9H160L159 11H162V12L164 11V13L166 14V11H167L168 8L166 9V11L163 10ZM212 10L214 11V10H215V7H210L209 13H212V12H213ZM159 11L156 12L155 15H152V16H151V17H156V14H157V18H155L154 21H153V18H151L152 21H153V22L156 21L157 23L159 22V23L161 24V27H163L162 24H164V23H163L164 21L162 22V20H164V19L166 20V18H167L168 24H170V23H171V20H170L171 17L168 16V14L165 15L164 13L162 14V12H159ZM211 11H212V12H211ZM151 13L153 14V11H152ZM160 13H161V14H160ZM172 13H173V14H172ZM158 15H161L162 17H161V16H160V17H161V18L164 17V18H163L161 21H158V20H156V19H158V17H159ZM163 15H164V16H163ZM211 15H212V14H211ZM149 18H150V17H149ZM151 19H150V20H151ZM159 19H160V18H159ZM241 21H243V23H240ZM156 22H155V24H157ZM153 24H154V23H153ZM166 24H167V22H165V25H166ZM157 25H158V24H157ZM165 25H164V27L168 26V25H166V26H165ZM249 25H250V27L253 28L252 31H248V30L245 28L246 26H249ZM159 26H160V25H158V27H159ZM246 37H247V39H246ZM243 41H245L246 43H244ZM262 41H263V42H262ZM242 44H244V46H243ZM246 45H248V46H246ZM257 45H258L259 47H261V49H259V47H258ZM242 46H243V47L246 46V48L243 49ZM256 46H257V47H256ZM262 46H263V47H262ZM126 48H128V51H127ZM247 48L249 49L248 52H247ZM257 48H258L259 50H258ZM129 49H130V50H129ZM241 49H243V50H241ZM170 50H171V51H170ZM172 50H173V51H172ZM174 50H175V51H174ZM235 50H236V51H235ZM239 50H241V51L239 52ZM125 51H126V52H129L128 55L125 53ZM153 51H154V52H153ZM163 51H164V53H162ZM167 51H168V52H167ZM169 51L171 52V54L169 53ZM225 51H226V50H225ZM231 51H232V52H231ZM233 51H234L236 54L233 53ZM244 51H245V52H244ZM260 51H261L262 53H261ZM150 52L152 53V54H151V57H152V58H150ZM165 52H166V53H165ZM199 52H202V53L200 54ZM237 52H238L239 54H238ZM161 53H162V55H161ZM174 53H176V54H174ZM178 53H180V54H178ZM181 53H182L183 55H182ZM205 53H206V54H205ZM215 53H216V54H215ZM232 53H233V55H232ZM125 54H126L127 58H126ZM157 54H158V55H157ZM169 54H170V56H169ZM172 54L175 55V56H173ZM203 54H204L205 56L207 55L206 57H207L208 60H210V62H209L208 60H206V58H205V56H203ZM213 54H214V55H213ZM221 54H222V56H221ZM223 54H225V55L223 56ZM230 54L232 55L231 58H230ZM246 54H247V55H246ZM153 55H154L155 57H154ZM156 55H157L158 57H157ZM163 55H164V56H163ZM165 55L168 56V57L166 58ZM181 55H182V56H187V58L184 57V58L187 59V60L185 59V62H186V61H187V62H186V63L184 62V65L182 64V66H184V67L179 68V67H180V65H179L180 62H178V59H179V57H181ZM201 55H202L204 58H203ZM209 55H210L211 57H210ZM216 55H218V56H216ZM240 55H241V56L244 55V57H246L247 60H246L245 58H243V56L241 57ZM261 55H262V56H261ZM208 56H209V57H208ZM213 56H214V58H212ZM225 56H227V57L230 58V59L227 58V59H229L230 62L226 60V57H225ZM233 56H234V57H233ZM248 56H249V57H248ZM159 57H160V60H158ZM162 57H165V58H162ZM170 57H172V58H171L172 61H173V59H174L175 61L172 62V61L170 60ZM173 57H174V58H173ZM189 57H190V56H189ZM199 57H200V59H199ZM215 57H216V58H215ZM218 57H221L220 60L217 59ZM235 57H236V58H235ZM240 57L244 60L245 63L243 62L242 59H240ZM247 57H248V58H247ZM156 58H158V59H156ZM168 58H169V61H168ZM175 58H176V59H175ZM209 58H210V59H209ZM211 58H212V59H211ZM222 58H223V59H222ZM233 58H234V59H233ZM262 58H263V59H262ZM149 59H151V60H149ZM153 59H154V60H153ZM164 59H165V61H167L168 63H167V62H164ZM198 59H199V60H198ZM215 59H216V60H215ZM239 59H240V60H239ZM162 60H163V61H162ZM194 60H195V61H194ZM201 60H202V61H201ZM212 60H213V63H211ZM233 60H235V62H236L235 64H233ZM241 60H242V63H241ZM245 60H246V61H245ZM141 61H142V62H141ZM154 61H155V62H154ZM156 61H157V62H156ZM161 61H162V64L164 63L163 65L161 64ZM179 61H180V59H179ZM198 61H199V62H198ZM200 61H201L202 63H201ZM216 61H217V62H216ZM220 61H221V62H220ZM249 61H250V62H249ZM256 61H257V62H256ZM139 62L142 63V66L140 65ZM143 62H144L145 64H143ZM159 62H160V63H159ZM169 62H171V63H169ZM188 62H189V64H188ZM222 62H224V63H222ZM227 62H228L229 65H227ZM238 62H239L241 65H243L244 68H243V66L240 67L241 65L239 66V65L237 64ZM248 62H249V64H247ZM138 63H139V64H138ZM146 63H147V64H146ZM151 63H152V64H151ZM209 63H210V64H209ZM214 63H215V64H214ZM217 63H218V64H217ZM225 63H226V64H225ZM243 63H244L245 65L247 64V65H249V66H247V65L245 66ZM257 63H258V65H257ZM166 64H167V65H166ZM171 64H172L173 66H172ZM185 64H186L187 66H188V65H189V66L186 67ZM190 64H191L192 66H191ZM194 64H195V65H194ZM196 64H197L198 67L194 69V67L196 66ZM207 64H208V65H207ZM216 64H217V65H216ZM221 64H222V65H221ZM223 64H224V66H223ZM231 64H232V65H231ZM253 64H254V65H257L259 68H258L257 66H255V67L257 68V69H255V67H254ZM137 65H138V66H137ZM143 65H146V66L149 65V66H147V67L144 66V67H143ZM158 65H159V66H158ZM168 65H169V66H168ZM170 65H171V67H170ZM175 65H176L177 67H176ZM200 65H201V66H200ZM220 65H221V67H220ZM230 65H231V66H230ZM233 65H234V67H233ZM236 65H237V66H236ZM136 66H137L138 68H137ZM139 66H140V67H139ZM151 66H152V67H151ZM161 66H162V67H165V68H162ZM167 66H168V68H167ZM228 66H229V68H228ZM235 66H236V67H235ZM238 66H239L241 69L246 70L247 72L244 73V71L242 70V71H243V75H242V71H241V69H240ZM135 67H136V68H135ZM153 67H155V68L153 69ZM159 67H160V68H159ZM174 67H175V69H174ZM185 67H186V68H185ZM189 67H191V69H189ZM200 67H201V68H200ZM209 67H210V68H209ZM214 67H215V68H214ZM218 67H219V68H218ZM226 67H227V68H226ZM230 67H231V68H230ZM232 67H233V68H232ZM245 67H246V69H245ZM252 67H253V69H255L254 71H253ZM146 68H147V69H146ZM148 68H150V70L153 71L154 73H155V70H157V71H156L157 74H156V73L153 74V72H151ZM151 68H152L153 70H152ZM176 68H177V69H176ZM178 68H179V69H178ZM182 68H183L184 70H183ZM216 68H217V69H216ZM220 68H221V69H220ZM234 68H237L238 70H237V71H234V70H235ZM139 69H140V70H139ZM158 69H159V71H158ZM166 69H167V71H166ZM170 69H171V70H170ZM180 69H181V70H180ZM185 69H186V70H185ZM192 69H193V70H192ZM197 69H199V71H198ZM211 69H212V70H211ZM226 69H227V70H226ZM228 69H230V70H228ZM248 69H249V71H248ZM250 69H251V70H250ZM258 69H259L260 71H259ZM124 70H126V71H124ZM144 70H145V71H144ZM160 70H161V71H160ZM169 70H170V71H173L174 74H173L172 72H169ZM190 70H191L192 72H191ZM195 70H196V71H195ZM217 70H218V71H217ZM219 70H220V71H219ZM221 70H225V72H224V71H223V72H224V73L227 72V73L223 76V75H221V73H223V72H221ZM231 70H232V71H231ZM0 71L2 72V75H0V95H2L3 93H5L7 90H14V89H17V88H18V83L20 82L19 80H20V79H23V78L26 77V75H25L24 73H19V72H17V70L14 69V68H4V67H1V68H0ZM147 71H149V73H148ZM165 71H166L167 73H166ZM180 71H181V73H182V72H186V71H188L189 73H186L187 76L185 75V73H184V74L182 73V74L180 75V78H179ZM194 71H195V72H194ZM212 71H213V72H212ZM228 71H231V73H232L233 71H234V72L231 74L230 72L228 73ZM252 71H253V72H252ZM258 71H259V72H258ZM123 72H122V73H123ZM138 72H139V73H138ZM140 72H141V73H140ZM143 72L146 73L147 78H149V76H150V78L148 79V80H149V83L147 82L148 80H146L147 78H146V76L144 75ZM150 72H151V73H150ZM159 72H160V76H159ZM163 72H165L166 74H164ZM175 72H176V73H175ZM197 72H198V74H197ZM199 72H201V73L199 74ZM215 72H217V73H215ZM116 73H117V74H116ZM122 73H120V74H122ZM124 73H123V74H124ZM136 73H137L138 75H137ZM147 73H148V74H147ZM177 73H178V74H177ZM191 73L194 75L193 77H192V75H190L193 79H190V78H191L190 76H189L190 78L188 77V75L191 74ZM219 73H220V74H219ZM224 73H223V74H224ZM236 73H237L238 75H237ZM239 73H241V74H240L241 77L239 76ZM256 73H257V74H256ZM261 73H262V75H261ZM125 74H124V75H125ZM141 74H142V76H141ZM150 74H152V75H150ZM162 74H164V75H162ZM167 74H169V75H167ZM195 74H196V75H195ZM216 74H217V75H216ZM218 74H219V78H220L219 80H220V81L218 80ZM227 74H228V75H227ZM234 74H236V75H234ZM252 74H254V75H252ZM255 74L257 75V77L255 76ZM258 74H259L260 76H259ZM124 75H123V76H124ZM126 75H125V76H126ZM139 75H140V76H139ZM148 75H149V76H148ZM153 75H154V76H153ZM156 75L159 76L158 79H157V76H156ZM161 75H162V76H161ZM166 75H167V76H166ZM172 75H173V77H172ZM182 75H184L185 77L182 76ZM199 75H201V76L199 77ZM231 75H234L235 77H234V76L232 77ZM250 75H251V76H250ZM112 76H111V77H112ZM137 76H138V77H137ZM165 76H166V77H165ZM168 76H169V77H168ZM170 76H171V77H170ZM175 76H176V77H175ZM197 76H198V77H197ZM221 76H222L224 79H226V80L224 81V79H222ZM229 76H230V78L232 77V78H231L232 81H230V80H231L230 78L227 79ZM237 76H238L239 78H238ZM252 76H253V78H252ZM121 77H122V75H121ZM121 77H120V79H121ZM126 77H128V75H127ZM153 77H154V78H153ZM155 77H156V78H155ZM174 77H175V78H174ZM182 77H183V78H182ZM195 77H197V81H196V79H194ZM213 77H214V78H213ZM254 77H255V78H254ZM122 78H123V77H122ZM124 78H125V77H124ZM137 78H138V79H137ZM143 78H144V80H143ZM152 78H153V79H152ZM161 78H162V79H161ZM163 78H165V80H164ZM169 78H170V79H169ZM172 78H173V79H172ZM177 78H178V79H177ZM181 78H182V79H181ZM186 78H187V80H186ZM198 78H199V79H198ZM236 78H238L237 80H240L241 83H240L239 81H237V80H236L237 82H236V81H233V80H235ZM259 78H260V80H259ZM113 79L111 78L112 81H113ZM115 79H114V80H115ZM118 79H119V78H118ZM118 79H116V80H118ZM151 79H152V80L156 79L157 81H156V80L152 81ZM160 79H161V80H160ZM189 79H190V80H193V81L191 82V81H189ZM205 79H206V80H205ZM213 79H214L217 83L214 82ZM254 79H255V80H254ZM256 79H257V81H259V82L262 81L260 84H261L263 87L259 84V82L256 81ZM109 80H110V79H109ZM121 80H122V79H121ZM121 80L116 81V84H117V83H118V84L122 83ZM136 80H137V81H136ZM141 80H142V81H141ZM158 80H159V82H158ZM173 80H175V81H173ZM180 80H183V81L180 82ZM185 80H186L188 83L185 82ZM198 80H199V81L201 80V81L199 82ZM207 80H209V81L207 82ZM210 80H211V81L213 80V81L211 82ZM222 80H223V81H222ZM143 81L146 82V83H144ZM150 81H152V82H150ZM155 81H156L157 83H155ZM161 81H165V82H161ZM167 81H168L169 83H167ZM172 81H173L174 83H175V82H176V83L173 84ZM205 81H206V83H205ZM227 81H228V82H227ZM119 82H120V83H119ZM138 82L140 83V85H141V82H143L142 85H141V87H143V88L140 87V85H139ZM153 82H154L155 84H154ZM171 82H172V83H171ZM177 82H178V83H177ZM179 82H180V84H179ZM184 82H185V83H184ZM201 82H203L204 84L202 83V84H203V85H202ZM210 82H211V83H210ZM222 82H223V84H222V88H223V89L221 88V84H218V83H222ZM231 82H232V83H231ZM256 82H257V83H256ZM114 83H115V81H114ZM134 83H135V84H134ZM137 83H138V84H137ZM158 83H160V84L163 83V84H161V85L159 84L160 86L157 87V86H158V85H157ZM165 83H166V84H165ZM193 83H194V84H193ZM209 83H210V84H209ZM215 83H216V84H215ZM229 83H230V85H229ZM233 83H234V84H233ZM238 83H239V84H238ZM262 83H263V84H262ZM116 84H114V85H116ZM118 84H117V85H118ZM136 84H137L138 86H137ZM146 84H147V85L150 84L149 86H150V87L152 86V89H151L149 86L147 87ZM152 84H153V85H152ZM167 84H168V85H167ZM169 84H170V85H169ZM171 84L173 85V87H170V86H172ZM181 84H182L183 86L186 85V86H184V87H188V86H189L188 89H189V88H190V89L188 90L187 88L182 87ZM190 84H191V85H190ZM205 84H206V85H205ZM207 84H209V85H207ZM214 84H215V85H214ZM225 84H226V85H225ZM232 84L234 85V86H233L234 88H233V87H230V88H229V86H232ZM236 84H237V85H236ZM257 84H259L260 86L257 85ZM134 85H135V86H134ZM143 85H144V86H143ZM145 85H146V86H145ZM162 85H165V86L167 85L168 90L165 91V89H163V88H166V89H167V87H165V86H163L162 88H160ZM175 85H176V86H175ZM187 85H188V86H187ZM192 85H193V86H192ZM195 85H196L197 87H199V88H197ZM198 85H200V86H198ZM218 85H220V86L218 87ZM238 85H240L242 89H241V88L239 89L240 86H238ZM244 85H245V86H244ZM246 85H247L248 88L246 87ZM248 85H249V86H248ZM252 85H253V86H252ZM254 85H255V86H254ZM256 85H257L258 87H257ZM154 86H155V87H154ZM190 86H191V87H190ZM194 86H195V87H194ZM201 86L203 87V91H202V89H200ZM206 86H207V87H206ZM214 86H216V88H215ZM225 86H226V87H225ZM236 86H238V87H236ZM242 86H243V87H242ZM133 87H134V88H133ZM144 87L147 88V89L145 88V89H146V90H145L146 92H144ZM153 87H154V88H153ZM174 87H175V89H172V88H174ZM179 87H181V88H179ZM217 87L219 88V90H220V88H221L222 90L219 91V90L217 89ZM224 87H225V88H224ZM227 87H228L229 89L226 90ZM244 87H245L246 89H245ZM249 87H250V88L253 87V88H252V89H249ZM135 88H137V89H135ZM157 88H160L161 90H160V89H157ZM169 88H170V89H169ZM192 88H194V90H192ZM204 88L206 89V91H205ZM243 88H244V89H243ZM256 88L259 90V92H260V91H261V92L259 93L258 90H256ZM132 89H133V90H132ZM141 89L143 90L144 93L142 92ZM153 89L156 90V91H155V92L152 91ZM171 89H172V92H173L174 94H173V93L171 94ZM176 89H177V90H176ZM181 89H183L185 92H183V90H181ZM198 89H199V90H198ZM207 89H209V90L207 91ZM230 89H232V90L235 89L236 91H235V90L232 91V90H230ZM238 89L240 90V92H239ZM254 89H255V90H254ZM126 90H127L128 92H127ZM138 90H139V91H138ZM150 90H151V91H150ZM157 90H158V92H157ZM175 90L177 91V93H176ZM186 90H187V91H190V90H191V92L188 93ZM195 90H196V91H195ZM200 90L202 91V93L200 92ZM214 90L216 91V93L218 92L220 95H219L218 93L216 94ZM228 90H229L230 92L232 91V93H230ZM237 90H238V92H237ZM245 90H247V91H245ZM249 90H250V91H249ZM253 90H254V92H253ZM262 90H263V92H262ZM130 91H131V92H130ZM137 91H138V92H137ZM148 91H149V92H148ZM159 91H160V92H159ZM163 91H164V92H163ZM168 91H169V92H168ZM174 91H175V92H174ZM179 91H180V92L182 91V92H183V95H182V92L180 93ZM192 91H193V92H192ZM204 91H205V92H204ZM210 91L212 92V94H211ZM224 91H225V92H224ZM227 91H228V93H226ZM241 91H243V92H241ZM126 92L128 93L129 96L127 95ZM134 92H136V93L134 94ZM147 92H148V93H147ZM150 92H151V93H150ZM152 92H153L154 94H155V93H158L159 95H157V94L154 95ZM161 92H162V93H161ZM167 92H168V93H167ZM196 92H198V94H197ZM203 92H204L206 95H205ZM207 92H209V94H210L211 97L209 96V94H208ZM235 92H236V93H235ZM247 92H248V95H249V93H250V95H251L250 97H251V98L246 94ZM124 93H126V94H124ZM129 93H130V94H129ZM138 93H139V94H138ZM141 93H143L144 95H142ZM145 93H146V94H145ZM164 93H165V94H164ZM178 93H179V94H178ZM184 93H185V94H184ZM186 93H187V94H186ZM199 93H200V94H199ZM214 93H215V94H214ZM225 93H226V94H225ZM233 93H234V94H233ZM240 93H241V94H240ZM243 93H244V94H243ZM132 94H134L135 97H134V96L132 97ZM140 94H141V95H140ZM150 94H151V95H150ZM189 94H191L192 96L189 95ZM193 94H194V95H193ZM201 94H202V96H201ZM223 94H224L225 96H226V95H227V96L225 97ZM230 94H232V95H230ZM257 94H258V95H257ZM114 95H115V96H118V95H119L118 97H115V98L119 99V102H118L117 99L114 98ZM125 95L127 96L126 98L129 97L128 100L132 101L131 103H130V102L127 103L128 100H127V99H126L127 101L125 100ZM130 95H131V96H130ZM137 95H138V96H137ZM146 95H147V96H146ZM149 95H150V96H149ZM152 95H153V96H152ZM166 95L171 96V97L168 96V98H171V99H170V100H171L170 103H169V101H168L169 99L167 98ZM173 95H176L177 97H175V96H173ZM180 95H181L182 97H183V96H184V97L182 98ZM188 95H189V97L186 99V97H187ZM196 95H197V96H196ZM213 95H214V96H213ZM218 95H219V96H218ZM234 95H235V97H234ZM256 95H257V96H256ZM109 96H110V95H109ZM140 96H141V97H140ZM142 96H143V97H142ZM151 96H152L153 98H152ZM155 96H157V98H156ZM158 96H159V97H158ZM199 96H201V97L199 98ZM203 96H205V99H203ZM212 96H213V98H212ZM215 96H217V98H216ZM221 96H222V98H221ZM240 96H241V97H240ZM258 96H259V97L262 96V97H260V99H258V98H259ZM120 97H121L122 99H121ZM137 97H138V98H137ZM148 97H149L150 99H152V100H150ZM161 97H162V98H161ZM173 97H174V98H173ZM190 97H191V99H190ZM193 97H194V99H193ZM207 97H208V98H207ZM218 97H220L221 99L218 98ZM224 97H225V98H224ZM230 97H231V98H230ZM239 97H240V98H239ZM257 97H258V98H257ZM135 98H136V99H135ZM141 98H143V99H141ZM145 98H146V100H145ZM154 98H156V99H154ZM172 98H173V99H172ZM177 98H178L179 100H180V99H181V100H182V99H185L186 102H187V104H182V103H186V102H184L183 100H182L183 102H182V101H179ZM197 98H198V99H197ZM228 98H229L230 100H229ZM232 98H233L234 100H233ZM235 98H236V99H235ZM237 98H238V100H237ZM248 98H249V99H248ZM137 99H138V100H137ZM157 99H160V100H157ZM174 99H175V100H174ZM176 99H177V100H176ZM188 99H189V100H188ZM195 99H196L197 101H196ZM200 99H201V100H200ZM202 99H203V101L205 100L204 103L206 102V104H203ZM207 99H208V100H207ZM214 99H216V100L219 99L220 102H219V100H218L217 102H214V101H213ZM223 99H224V100H223ZM225 99H228L229 101H228V100H225ZM240 99H241V100H240ZM256 99H257V100H256ZM115 100L117 101V102H115V103H116V106L114 105L115 103L113 102V101H115ZM122 100L124 101V103L122 102L123 104L121 103ZM136 100L138 101V103H137ZM139 100H140V101H139ZM141 100H142V102H141ZM148 100H149V101H148ZM155 100L157 101V103H158L159 106H158V105H155V104H157V103H155V102H156ZM192 100H193V102H192ZM206 100H207V101H206ZM210 100H211V101H210ZM216 100H215V101H216ZM222 100H223V102H222ZM232 100H233V102H232ZM133 101H134V104H132ZM143 101H144V102L146 101L148 105L146 104V102L144 103V105H142ZM151 101H152V104H153V102L155 101V102H154V105H155L158 109H157L155 106H153V105L151 104ZM166 101H167V102H166ZM190 101H191V102H190ZM194 101H196V102H195L196 105H194V104H195ZM201 101H202V105H201ZM208 101H209L210 104L208 103ZM226 101H228L227 104H226ZM237 101L239 102L240 105L238 104ZM242 101H244V102H242ZM139 102H140V103H139ZM177 102H179V103L182 102V103H181L182 105H180V104L177 103ZM199 102H200V103H199ZM213 102H214V106H217V107H213V104H211V103H213ZM224 102H225V103H224ZM231 102H232L233 104H232ZM256 102H257V103H256ZM118 103H119V104H118ZM125 103H126V104H125ZM149 103H150V104H149ZM166 103H168L169 105H167ZM172 103H174V105H175L176 103H177V104L174 106ZM190 103L193 104V105L191 106ZM197 103H198V104H197ZM228 103H229V104H228ZM234 103H235V105H234ZM248 103H249V105H248ZM250 103H251V104H250ZM110 104H111V103H110ZM117 104H118V105H117ZM130 104H131L132 106H133V105H134V106L137 105V106H140V107L138 108V107L135 106V107L133 108ZM139 104H140V105H139ZM207 104H208V105H207ZM215 104H217V105H215ZM218 104H220V105L218 106ZM231 104H232V105H231ZM241 104H242L243 106H242ZM262 104H263V105H262ZM119 105H120V106H119ZM124 105H125V106H124ZM166 105H167L168 108H166ZM178 105L183 106V107H180V106H178ZM187 105H188V106L190 105L189 107L193 108L192 110L194 111L193 114H195V115H193V116H195V117H194L195 121L197 120V117H198L199 120H198V122H196L197 124L194 123L195 121H194V122H191V121H190V120H191L190 118H189L190 120H187V119H188V117H187V112H188V111L191 112V113L193 112V111H190L191 108L189 109V107H188ZM197 105H198V106H197ZM209 105H212V106H209ZM226 105H227V106H226ZM229 105H230V106H229ZM233 105L235 106V108H234ZM245 105H246V106H245ZM250 105H251V106H250ZM113 106H115V108H114ZM121 106H122V107H121ZM144 106H145V108H143ZM146 106H147V107H146ZM169 106H170V107H169ZM176 106H177V108H176ZM193 106H195L196 108L193 107ZM201 106L204 108V110H203V108H202ZM224 106H225V107H224ZM231 106H232V107H231ZM238 106H240V107H238ZM244 106H245V107H244ZM249 106H250V107H249ZM254 106H256L257 108L254 107ZM120 107H121V109H119ZM124 107H125V108H124ZM141 107H142V108H141ZM161 107H162L163 109H162ZM172 107L175 109L176 112L174 111V109H173ZM197 107H200V108H197ZM207 107L210 109V110H209V112L211 111L210 113H209V112H205L206 109H207V111H208V108H207ZM220 107H221L222 110H225V112L222 111V110H220ZM223 107H224L225 109H224ZM251 107H252V108H251ZM122 108H123L124 110H122ZM147 108H150V109L147 110ZM151 108L153 109V110H152V111H153L152 115H151V112H152V111H150ZM164 108H165V109H164ZM170 108H172V109H170ZM178 108H179V110H178ZM186 108H187V109H186ZM212 108H215V109H212ZM216 108H217V109H216ZM241 108H242V109H241ZM246 108H247V109H246ZM250 108H251V109H254V108H255V109H254V111H253V110H251ZM105 109H107V108H105ZM105 109H104V111H105ZM113 109H114V110H113ZM129 109H130V110H129ZM134 109H135V110H134ZM137 109H138V110H137ZM160 109H161V110H160ZM182 109H183L184 111H183ZM194 109H196L197 111L194 110ZM199 109H201V111L203 110V112L207 113L206 115H208V113H209V116H210L209 118H211V119H210V120L207 119L208 116H207V118H206L205 115H204L205 113L201 112ZM218 109H219L220 111H219ZM232 109H233V110H232ZM237 109H240V110L243 112V114H239V113H242V112H241L240 110H237ZM244 109H245V110H244ZM261 109H263V110H261ZM110 110H111L112 112H110ZM128 110L130 111L129 114L126 112V111H128ZM142 110H144V112H142ZM146 110H147V111H146ZM156 110H157V112H158V111H159V112L161 111L160 114H159V112L156 113ZM162 110H163V112H162ZM165 110H166L167 112H168V110H170L169 112H171V113H170L171 115L168 114ZM171 110H172V111H171ZM213 110H214L215 112L218 111V112H217L218 115H216L217 113L214 114V112H212ZM229 110H230V112H231V113H230L231 115L228 114L230 117H229L228 115L226 116V112L229 113ZM235 110H236V112H235ZM248 110H250V111H248ZM255 110H256V111L258 110V111L256 112ZM113 111H114V112H113ZM115 111H116V112H115ZM117 111H118V112H117ZM119 111H120V112L122 111V112L120 113ZM124 111H125L127 114L124 113ZM145 111L148 112L147 115H149V118H148V116L146 115V112H145ZM178 111H180V112L182 111L183 113L181 112V113H182V114H181V113H179ZM186 111H187V112H186ZM252 111H253L254 114H253V113L251 114ZM5 112H6V111H3L2 113L6 115ZM7 112H9V111H7ZM184 112H185V113H184ZM197 112H199V114H198ZM244 112H245V113H244ZM0 113H1V112H0ZM2 113H1V114H2ZM105 113H106V112H104V114L102 115L103 118L106 117V116H105ZM110 113H112V117H113L114 115H115V117L112 118ZM115 113H117V114L120 113V114H119L118 117H117V115H116ZM154 113H155V114H154ZM163 113H164V114H163ZM177 113H178V114H181V115H178ZM196 113H197L198 116L196 115ZM219 113H220V114H219ZM221 113H223V114H221ZM247 113H249V114H247ZM256 113H257V114H256ZM263 113H264V111H263ZM3 114H2V116L0 115V118H1L0 120H2V121L4 120L3 122L8 121L10 118H7V117L4 116ZM113 114H114V115H113ZM144 114H145V117H144ZM153 114H154V117H153ZM158 114H159V115H158ZM167 114H168L169 116H171V119H170L169 116L166 117V118L164 117L165 115L167 116ZM183 114H185V116H184ZM200 114H201V116H202L203 119H201ZM202 114H203L204 116H203ZM211 114L213 115V116H212L213 118L211 117ZM255 114H256V115H255ZM258 114H259L260 116H257ZM126 115H127V116H126ZM129 115H132V117L129 116ZM156 115H157V116H156ZM161 115H162V117H161ZM173 115H174V117H172ZM175 115H176L178 118L180 117V118H179L180 121H176V123H178L180 127H176V126H178V124L175 123V120H176V119L179 120V119H178ZM214 115H215V116H214ZM220 115H221V116H220ZM223 115H225V116H223ZM233 115H234V116H233ZM242 115H243V116H242ZM244 115H246V116H244ZM249 115H250L251 117H249ZM262 115H263V116H262ZM124 116H126L127 118L129 117L132 121H131L129 118H128V119H125L126 117H124ZM158 116H159V117H158ZM183 116H184V120L187 118V119H186V122H189L190 125L192 124V125H191V126H192L191 128L196 129L195 127L199 126V127L197 128V130H195V131H194L193 129H191V130L194 131L195 135L198 134V135L196 136L197 138H196L195 136H194L195 138L192 137V136H193V133H191V132H193V131H190V129H189L190 127L188 126L189 124H187L186 122H184V120H183ZM196 116H197V117H196ZM217 116H218V118H219V117H220V118L218 119ZM235 116H236L237 118H235ZM252 116H253V117H252ZM255 116H256L257 118L259 117V118H258L259 121L256 122V120H258V119H257ZM261 116H262V117H261ZM4 117H5V118H4ZM102 117H101V118H102ZM120 117H121V118L124 117V121H123V119L121 120ZM157 117H158L159 119H158ZM214 117H215V118H214ZM221 117H222V118H221ZM240 117L242 118V120H241ZM243 117H244V118H243ZM245 117H246L247 119H245ZM260 117H261V118H260ZM6 118H7V119H6ZM13 118H14V117H13ZM106 118H107V117H106ZM106 118H105V120H106ZM109 118H107V119H109ZM115 118H116V119H115ZM117 118H118V119H117ZM132 118H134V119H132ZM145 118L148 119L146 122H148V123L150 124L149 127L147 126V124H146V122H145V120H146ZM160 118H161V120H162V118H163L162 121H163L164 123L160 120ZM172 118H173V119H172ZM175 118H176V119H175ZM205 118H206V119H205ZM216 118H217V122H218V123L215 121ZM225 118H226V119H225ZM227 118H229V119H228L229 121L227 120ZM234 118L237 120L238 123H237L236 121H234V122H230V121L235 120ZM253 118H255V119H253ZM11 119H12V118H11ZM11 119H10V120H11ZM144 119H145V120H144ZM149 119H150V120H149ZM151 119H152V120H151ZM155 119L158 120V122H156L157 124H158L159 122L162 123L161 125H160V123H159V126H160V127H159L157 124H155V122H154ZM169 119H170L171 121H170ZM200 119H201L202 121H201ZM214 119H215V120H214ZM221 119H223V120H221ZM231 119H233V120H231ZM248 119L251 120V122H250ZM252 119L255 120V121H254V124H252V123H253V120H252ZM262 119H263V121H262ZM99 120H100V122H101V124H102V123H103L102 121H103L104 119H102V121H101V119H99ZM99 120H98V121H99ZM105 120H104V122H105ZM120 120H121V121H120ZM126 120H127V121H126ZM164 120H167V121H164ZM168 120H169V122L172 123V124H168V123H169ZM173 120H174V121H173ZM208 120H209V121H208ZM212 120H213V121H212ZM219 120H221V121H220L221 124H220ZM224 120H226V121L223 122ZM238 120H240V125H242V127L239 126V121H238ZM244 120H245V121H244ZM246 120H247L248 122H247ZM151 121H152L153 124L151 123ZM181 121H182V123H181ZM200 121H201V122H200ZM214 121H215L216 123H214ZM260 121H261V122H260ZM128 122H129V123H128ZM166 122H167V124L169 125V126H167V127H169L170 129L172 128L171 130L169 129L170 131H169V130L166 131V130H167V127H166L167 124H165ZM173 122H174V125H173ZM209 122H210V123H209ZM211 122H213V123H211ZM226 122H228V123H226ZM243 122H247V123H243ZM108 123H107V121H106V122L103 123V124H105V125L107 126ZM207 123H208L209 125H208ZM223 123H225V124H223ZM230 123H232V125H231ZM98 124H100V123L98 122ZM103 124H102V125H103ZM122 124H123L124 127H126V128H124ZM163 124H165V126H164ZM175 124H176V125H175ZM180 124H182V125H180ZM186 124H187V127H189V128H188V130H189V131H188V134H189L190 136L186 133L187 131H185V129H187V127H185ZM194 124H196V125H194ZM210 124H211L212 128H210V127H211ZM212 124H214L215 126L212 125ZM236 124H237V125H236ZM244 124H247V125L250 127V128L248 127L249 130H247V129H248V128L246 127L247 125H244ZM249 124H250L251 126H250ZM258 124H259V126H258ZM105 125H103L102 127H104ZM126 125H128L129 127L126 126ZM144 125H145L146 127H145ZM154 125H157V127L154 126ZM216 125H217L219 128L216 127ZM221 125H222V127L224 126V127H226V128H224V127H223V128L220 127ZM230 125H231V126H230ZM234 125H235V127H234ZM67 126H69V127H67ZM72 126H73V127H72ZM99 126H100V125H99ZM99 126L97 127V123H96V126H95V123H94V127H93V125H92L93 128L97 127V128H95L96 130L99 128ZM150 126H152V127H150ZM161 126H162V127H161ZM163 126H164V127H163ZM173 126H175V127H173ZM181 126L184 127V130H183V127H181ZM193 126H194V127H193ZM213 126H214V127H213ZM236 126H238L240 129L237 128ZM253 126H255V127H253ZM256 126H258V127L256 128ZM262 126H263V128H262ZM64 127H65V128H64ZM110 127H109V129H110ZM127 127H128V128H127ZM158 127H159V131H158V129H156V128H158ZM227 127H229V128H227ZM230 127H231V128H230ZM259 127L262 129L261 131H260V128H259ZM100 128H101V127H100ZM105 128H106V127H105ZM107 128H108V127H107ZM119 128H120V132L117 130V129H119ZM143 128L145 129V133H144V129H143ZM148 128H150V129L147 130ZM161 128H162V129L164 128V130H161ZM173 128H174V129H173ZM179 128H180V129H179ZM181 128H182V131H181ZM215 128H216V130H215ZM221 128H222V130H220ZM232 128H233V129H232ZM251 128H252V129H251ZM253 128H254V129H253ZM255 128H256V129H255ZM95 129H94V130H95ZM103 129H104V128H103ZM123 129H124V131H125L126 133H128V132L130 133V134H129V133L127 134L129 137H127V135L123 136V134H126L124 131H122ZM127 129H128V130H127ZM177 129H178V130H177ZM208 129H209V130H208ZM212 129H213V130H212ZM217 129H218V130H217ZM225 129H226V130L228 129V130L226 131ZM229 129H230V130H229ZM241 129H242V130H241ZM245 129L248 131V132L246 131V133H248V134L244 133V132H245ZM116 130H117V133H116ZM160 130H161V131H160ZM176 130H177L179 133H177ZM207 130H208V131H207ZM232 130H233V131H232ZM235 130H236V131H235ZM255 130H256V131H255ZM67 131H69V130H67ZM100 131H101V129H100ZM108 131H109V133H108ZM114 131H115V132H114ZM121 131H122V132H121ZM148 131H151L152 133H150V132H148ZM163 131H165V132H164V133H165V136H166V135H167V136L169 135L168 138L171 137V139H167V138L163 135V134H164ZM180 131H181V133H180ZM203 131H204V132H203ZM209 131H210V133H209ZM212 131H213V132H212ZM214 131L216 132V134H217L218 137H217L216 135H214V134H215ZM218 131H219V132H220V131H221V132H222V131H226L228 134L226 135L224 132H222V133L220 132V133H221V135H220V133H219ZM230 131H232V132H230ZM239 131H240V133H239ZM249 131H251V133H250ZM253 131H255V132H253ZM73 132H74V133H73ZM103 132H104L105 134H103ZM131 132H133L135 135H134L133 133H131ZM146 132H147V133H146ZM156 132H159L161 135H158L159 133H156ZM166 132H168V134H167ZM172 132H173V133L175 132V133L173 134ZM196 132H197V133H196ZM198 132H199V133H198ZM233 132H236V133H233ZM241 132H243L245 135H243V133L241 134ZM261 132H262V134H261ZM66 133H67V135H66ZM122 133H123V134H122ZM176 133H177V134H176ZM213 133H214V134H213ZM229 133H230V134H229ZM70 134H72L71 136L74 135L75 138H74V137H71ZM131 134H133L134 136L131 135ZM141 134H142V135H141ZM144 134L147 135V136H145ZM148 134H149V135H148ZM151 134H152L153 136H152ZM154 134H155V135H154ZM191 134H192V136H191ZM201 134H203V135H201ZM209 134H211V135H209ZM212 134H213V136H212ZM65 135H66V136H65ZM75 135H76V136H75ZM98 135H96L98 138L102 137L101 135H100V136H98ZM106 135H107V136H106ZM119 135H120V136H119ZM130 135H131V136H130ZM143 135H144V137H143ZM162 135H163L165 138H164ZM207 135H208V138H207ZM228 135H229V136H230V135H231V136L234 135V136H232V137L230 136V137H229ZM235 135H237V136L240 135V136H239V137H237V136L235 137ZM247 135H248V136H247ZM251 135H252V136H251ZM94 136H95V135H94ZM117 136H119V137L122 138V139L117 140V139H119V137H117ZM132 136H133V138L131 139L130 137H132ZM151 136L153 137V139H152ZM156 136H157V137H156ZM177 136H178L179 138H178ZM180 136H184V137L182 138V137H180ZM186 136H187V137H186ZM203 136H204V139H203ZM205 136H206V137H205ZM215 136H216V137H215ZM219 136H220V137H219ZM222 136L225 137V139H224ZM244 136H245V137H244ZM250 136H251V137H250ZM104 137H106V138H104ZM116 137H117V138H116ZM125 137L128 138V139H127V141H124V142H123V140H126ZM137 137H138V138L140 137L139 139H141V141H140V140L138 141V138H137ZM141 137H143V139H145L146 141L143 140ZM147 137L150 138V139H149L150 141L147 140ZM155 137H156V138H155ZM162 137H163L164 139H166V140L160 139V138H162ZM172 137H175L176 140L173 139ZM214 137H215L216 139H215ZM221 137L223 138V140H222ZM226 137H229V138L226 139ZM233 137H235L236 139L233 138ZM248 137H250V138H248ZM123 138H124V139H123ZM134 138H135V139H134ZM177 138H178V139H177ZM181 138H182V139H181ZM186 138H187V139H186ZM190 138H191V139H190ZM192 138H193V139H192ZM198 138H200V139H199L200 142H199V141H196V139L198 140ZM211 138H213V139H211ZM219 138H220V139H219ZM246 138H248V139H246ZM261 138H262V139H261ZM74 139H75V141H73ZM100 139H101V138H100ZM112 139H113V140H112ZM136 139H137V141H136ZM185 139L187 140V143H186ZM194 139H195V140H194ZM209 139H210V140H209ZM230 139H231V140H230ZM232 139H233V140H232ZM243 139H244V140H243ZM245 139H246V140H245ZM249 139H251V140H249ZM115 140H116V141H115ZM130 140L135 141L134 144H133V142H131ZM142 140H143L145 143H142V142H143ZM152 140H154V141H152ZM158 140H160V141L163 140V141H161V143H159L160 141H158ZM168 140H169L170 143H169V142H166V141H168ZM171 140H172V141H171ZM179 140H180L181 142H182V140H184L185 142L183 141V142L181 143V145H182L183 143H184V144H183L182 146L180 145L181 148H182V150L178 152V149H179V148H177V147H179V144H180V141H179ZM203 140H204V141H203ZM205 140H206V141H205ZM211 140H212V142L214 141V143L216 142V144L210 142ZM215 140H216V141H215ZM218 140H220L221 142H219ZM225 140H226V141H225ZM227 140H229L231 143H225V142H229V141H227ZM261 140H263V144H261V143H262ZM76 141L78 142V143H77V144H78L77 146H76ZM128 141H129V142H128ZM157 141H158L159 144L157 143ZM191 141H192V142L194 141V142L192 143ZM201 141H202V143H201ZM217 141H218V143H219L220 148H219V146H218ZM236 141H237V143H236ZM74 142H75V144H74ZM111 142H110V143H111ZM116 142H118V143H116ZM121 142H122V144H121ZM127 142H128V144H129L130 146H129L128 144H126ZM136 142H137V143H136ZM138 142H139V143H138ZM148 142H149V144H150V148H149V144H148ZM151 142H152V143H151ZM153 142H155V144H153ZM164 142H165V143H164ZM188 142H189V143H188ZM190 142H191L192 144H191ZM204 142H205V143H204ZM206 142H207V144H206ZM209 142H210V144L212 143L211 146L209 145ZM223 142H224V143H223ZM239 142H240L241 144H243V143H244V144L241 145V144H239ZM249 142H250V143H249ZM259 142H260V144L262 145V147L260 146ZM119 143H120V144H119ZM162 143H163V144H162ZM171 143H173V144H171ZM178 143H179V144H178ZM222 143H223V145H222ZM246 143H247V144H246ZM125 144H126L127 146H126ZM137 144H138V145H137ZM152 144H153V146H155L154 150H153V146H152ZM157 144H158V145H157ZM167 144H168L169 147L166 146ZM169 144H171L172 147H171ZM176 144H177L178 146H175ZM188 144H189V145H188ZM195 144H198V145L200 144V145H199V146H198V145L195 146ZM201 144H202V146H206V147H204V150H203V147L201 146ZM203 144H204V145H203ZM213 144H214V145H213ZM220 144H221V145H220ZM224 144H225V145H224ZM226 144H228V145H226ZM234 144H235V145H234ZM238 144H239V146L241 145L242 147L240 146V148H239ZM252 144H253V145H252ZM66 145H67V146H66ZM136 145H137V146H136ZM139 145H141V147H140ZM143 145H144V147H143ZM156 145H157V146H156ZM159 145H160L161 147H160ZM173 145H174V147H173ZM193 145H194V146H193ZM233 145H234V146H233ZM254 145H255V146H254ZM257 145H258L260 148H258ZM72 146H73V148H70V147H72ZM74 146L79 147V149L76 150L77 148L74 147ZM125 146H126V147H125ZM145 146H146V147L148 146L147 149H146ZM151 146H152V147H151ZM158 146H159V147H158ZM164 146L167 147V148L165 149ZM183 146H184V147H183ZM188 146H189V147H188ZM191 146H193V147H191ZM213 146H214V147H213ZM223 146H224V147H223ZM227 146H228V147H227ZM229 146H230V148H229ZM231 146H233V147H231ZM235 146L238 147L241 151H240L239 149H237ZM243 146H244V147H243ZM245 146H247V147H249V148H247V147H245ZM64 147H62V148H64ZM124 147H125V148H124ZM175 147H176V148H175ZM201 147H202V148H201ZM207 147H208V149H207ZM210 147H212V148H210ZM226 147H227V148H226ZM252 147H253V149L256 147V148H255L256 150H257V148L260 149V150H257V151H256L257 153H256V152H255V149L253 150ZM27 148H29V147H27ZM62 148H61V150H62ZM69 148H70L71 150H70ZM122 148H123V149H122ZM139 148H140V150L143 149L144 152L140 151ZM144 148H145L146 150H145ZM148 148H149V149H148ZM160 148H161V151L163 150L162 153H161V151H160ZM181 148H180V149H181ZM186 148H187V149H186ZM190 148H191V149H190ZM193 148H194V149H193ZM199 148H201V149H199ZM213 148H216L218 151H219L220 149H222V148H225V149L220 150V151L222 152V154H224V155H222L220 151H219V153H218V151L215 149V150L217 151V153H216L215 150L213 151ZM228 148H229V151H228ZM235 148H236V149H235ZM244 148H245V149H244ZM29 149H30V148H29ZM72 149H73V150H72ZM135 149H138V150H135ZM150 149H151V150H150ZM155 149H156V151H155ZM169 149H171V150H170L171 152H172V151H174V152L171 153L170 151H167V150H169ZM173 149H176V150H173ZM192 149H193V150H192ZM196 149L199 151V153L197 152ZM206 149H207L208 153H207V151H205ZM211 149H212L213 153H212ZM234 149H235V150H234ZM242 149H243V150H242ZM246 149H247L248 151H247ZM249 149H251L252 151L249 150ZM27 150H28V149H27ZM30 150H31V149H30ZM74 150H76V151H74ZM128 150L131 151V152H133V153H129ZM133 150H134V151H133ZM149 150L151 151V153H150ZM184 150H185V151H184ZM190 150L193 151V153H194V151L197 152V153H194L195 156H194V154H193ZM209 150H210V151H209ZM224 150H227L228 153H224V152H227V151H224ZM245 150H246V151H245ZM70 151H73V154H72V155H70V154L72 153V152H70ZM153 151L156 152V153H154ZM159 151H160V152H159ZM182 151H183V152H182ZM223 151H224V152H223ZM233 151H235V152H233ZM242 151H243L246 155H245ZM260 151H261V152H260ZM75 152H77V153H75ZM79 152H80V150H79ZM158 152H159V153H158ZM163 152H165V154H166V152H167V155H165L166 157L163 156V155H164ZM176 152H177V155L175 154ZM180 152H181V154H180ZM187 152H188V154H186ZM190 152H191V153H190ZM209 152H210V153H209ZM232 152H233V153H232ZM240 152H241V153H240ZM246 152H249L250 155H249V153H246ZM253 152H254V153H253ZM68 153H70V154H68ZM128 153H129V154H128ZM146 153H147V155H146ZM149 153H150V156H149ZM160 153H161V154H160ZM169 153H170V154H169ZM173 153H174L175 156H173ZM200 153H201V154H200ZM205 153H206V155H209L210 157L208 158V156H206ZM211 153H212V154H211ZM231 153H232V155L229 156V154H231ZM236 153H237V154H236ZM239 153H240L241 155H240ZM258 153H259V154H258ZM74 154H75V155H74ZM132 154H133V156H132ZM139 154H141V155H140V157L142 156L141 158H143L144 160L146 159V164L144 165V168H142V167H143L142 165H143V163H144V160L142 161L140 158H136V157L139 156ZM155 154H156V155H155ZM159 154H160V155H159ZM168 154H169L170 157H168ZM178 154H180V155H178ZM183 154H184V155H183ZM203 154H204V155H203ZM215 154H216V155H215ZM220 154H221L222 156H221ZM225 154H226V156H225ZM235 154H236V155L239 154V156L237 157V156H235ZM247 154H248V155H247ZM255 154H257V156H256ZM73 155H74V156H73ZM134 155H136V156H134ZM154 155H155V156H154ZM161 155H162V157H161L162 159H160V156H161ZM182 155H183V157H181ZM189 155H190V157H191V160H190V161H189L190 158L187 157V156H189ZM196 155H197V156H196ZM202 155H203V156H202ZM212 155L215 156V157L217 156V158L220 159V160H221L223 157H224V158H223L221 161L219 160L218 162H220V163H218V162H217L218 159H215V157H212ZM233 155H234V157H233ZM243 155H244V157H247V158L242 159L241 156H243ZM251 155H254V158H252ZM258 155H260V156H262V157H259ZM69 156H71V158H70ZM76 156H78V155H76ZM79 156L81 157V153H79ZM145 156H146L147 158H146ZM148 156L150 157L149 159H148ZM156 156H157V157H156ZM158 156H159V158H158ZM178 156H179L181 159H180ZM204 156H206L207 158H206V157H205L206 159L202 158V160L204 159V162H202V163H203V165H202V163H201L202 160H201L200 157H204ZM218 156H220V158H219ZM228 156H229V157H228ZM250 156H251V157H250ZM66 157H67V158H66ZM74 157H75V158H74ZM144 157H145V158H144ZM164 157H165L166 159H164ZM185 157L187 158L188 161L186 160ZM192 157H193V158H192ZM198 157H199V158H198ZM227 157H228V158H227ZM232 157H233V158H232ZM235 157H236L237 159H238L239 157H240V158L237 160ZM244 157H243V158H244ZM249 157H250L251 160H253V161H250V158H249ZM72 158H74L75 161H74V159H72ZM134 158H136V159H134ZM154 158H155V159L158 158V159H156V160H158V161H157L158 163H159V161H160L159 165H158L157 162H155L156 160H155ZM169 158H170V159H169ZM174 158H175L176 160H178V161H177V162L174 161V160H175ZM178 158H179V159H178ZM188 158H189V159H188ZM197 158L200 159V162H199V160H198ZM210 158H212V159L210 160ZM225 158H226L227 160H226ZM138 159H139V160H138ZM167 159H168V160H167ZM171 159H172L173 162L171 161ZM182 159H183V161H182L183 163L181 162ZM193 159H196V160L193 161ZM235 159L237 160V163H236V160H235ZM240 159H242V160H240ZM261 159H260V161H263V160H261ZM263 159H264V158H263ZM70 160H73L74 163H76V162H77V163L74 164L73 161H70ZM134 160H135V161H134ZM137 160H138V161H137ZM140 160H141L143 163H141V162H140V164L137 163V162H139ZM154 160H155V161H154ZM161 160H162V161H161ZM164 160H165L166 163L164 162ZM169 160L172 162V164H170L171 162H170ZM184 160H185V161H184ZM213 160H214V161H213ZM224 160H225V162H223ZM239 160L241 161V163H239V162H240ZM243 160H244V161H243ZM255 160H256V161H255ZM15 161H16V162H15ZM15 161H14V164H16L15 167H22V166H23V165H22V164H23L22 161H21V162H20V160H19V161H18V160H15ZM17 161H18L19 163H18ZM136 161H137V162H136ZM147 161H148V162H147ZM149 161H151L150 163H155L154 166H153V164H152V169H153L154 171L150 168V167H151V164H150V165L148 164ZM152 161H154V162H152ZM211 161H212V162H211ZM215 161H216V163H218V165H217L216 167H215L216 163H213V162H215ZM226 161H227V162H226ZM246 161H247V164H246ZM249 161H250V162H249ZM254 161H255V162H254ZM93 162H92V164H93ZM161 162H163V163H161ZM168 162H169V163H168ZM179 162H180L182 165H181ZM186 162H187L188 164H190V163H191V164L186 166V165H185V164H187ZM189 162H190V163H189ZM193 162H194V164H193ZM206 162H207V163H206ZM208 162H209L210 165H213V166H212L213 169H210V170H209L210 165L208 164ZM243 162H244V164H242ZM20 163H21V164H20ZM107 163H108V166H107ZM109 163H110V164H109ZM113 163H114V165H115V164L117 165V167H116V165H115V168L112 166L113 169L116 170V171L113 170L114 173L112 172V167L110 166V165H113ZM136 163H137L139 166H141V168H140L139 166H137ZM164 163H165L166 166L164 165ZM176 163H177V165H176ZM184 163H185V164H184ZM204 163H205V164H204ZM211 163H212V164H211ZM221 163H222L223 166H221ZM223 163H224V164H223ZM226 163H227V165H226ZM57 164H60V165H57ZM102 164H104V165H102ZM132 164H133V165H132ZM156 164H157V166H156ZM160 164H161V165H160ZM167 164L172 165V167L170 166V168H169V167H168L169 165H167ZM173 164L175 165L174 167H173ZM178 164L181 165V167H183L184 170H185V169H186V170H185V171H184V170H180L181 168H178V167H179ZM206 164H208L209 167H208V165H206ZM236 164H238V165H236ZM240 164H241L242 166L244 165L243 168H241L242 166H240ZM250 164H251V165H250ZM252 164H254V165H253L254 167L252 166ZM262 164H263V162H262ZM12 165H13V164H12ZM17 165H18V166H17ZM19 165H22V166H19ZM131 165H132V166H131ZM146 165H147V167L149 168V170H148V168L146 167ZM184 165H185L186 167H184ZM191 165H192V166H191ZM200 165H201V168L199 167ZM204 165H205V168H204ZM228 165H229V166H228ZM257 165L259 166V167H257V168H259V169L261 168L260 170H258V169L255 167V166H257ZM13 166H14V165H13ZM53 166H54V165H53ZM69 166H70V167H69ZM80 166H82V165H80ZM103 166H104V167L106 166V168H104ZM121 166H122V167H121ZM123 166H124V167H123ZM125 166H126V167H125ZM134 166H135L136 168H138V169H136V171H135V170H132V168L135 169ZM159 166H160V167H159ZM190 166H191V167H190ZM194 166H197V167H198V170H199V169H200V170L197 172V167H194ZM220 166H221V167H220ZM246 166H247V167H246ZM249 166H250V167H249ZM74 167H75V168H74ZM93 167H94V168H93ZM102 167H103V168H102ZM107 167L109 168V170H108L109 172H107V169H108ZM153 167H154V168H153ZM161 167H162L163 169H162ZM165 167H167L168 169L165 168ZM175 167H176V168H175ZM188 167H190V168H188ZM202 167L204 168L203 170H202ZM219 167H220V168H219ZM54 168H55V167H54ZM56 168H55V169H56ZM99 168H100V169H99ZM101 168H102V169H101ZM117 168H118V169H117ZM122 168H123V170H120V169H122ZM126 168H127V169H126ZM155 168H156V172L159 171V172H157V174H156V172H155ZM157 168H158V169L160 168V169L158 170ZM171 168H172V169H171ZM177 168H178V169H177ZM183 168H182V169H183ZM191 168H194V169H191ZM207 168H208V169H207ZM214 168H215L216 170L219 168L220 171H219V169H218V170H217L218 172H217L216 170H214ZM223 168H224V169H223ZM229 168H230V169H229ZM262 168H263V169H262ZM74 169H75V170H74ZM79 169H81V167H80ZM83 169H84V172H83V173H84V174H83L84 177H82V175H81V172L83 171ZM94 169L96 170L95 173H94ZM110 169H111V170H110ZM124 169H125V170H124ZM141 169H142V171H140ZM169 169H170V170H169ZM175 169H177V170H175ZM190 169H191L192 171H191ZM221 169H222V170H221ZM249 169H250V170H249ZM251 169H252V171H251ZM253 169H254V170H253ZM85 170H87L88 172L90 171V172H89L90 174L88 173L87 176H86V175H85V172H87V171H85ZM150 170H152L153 172H152V171L150 172ZM161 170H162V171H161ZM165 170H167V172H165ZM171 170H172V171H171ZM178 170H179V172H181V173H180L181 175L179 174V172H177ZM204 170H206V171H204ZM208 170H209V171H208ZM211 170L214 171V172H212ZM98 171H99V172H98ZM100 171H101V173H100ZM103 171H105V174H104ZM117 171H118V172L120 171V172H119L120 175L117 173ZM122 171H123V173H122ZM125 171H127V172H125ZM129 171H131V173L133 172L132 175L130 174ZM146 171H147V172H146ZM175 171H176V172H175ZM182 171H183V172H182ZM186 171H187L189 174H191V175L193 174V177H194V178L196 177L197 179L195 178V179L193 180V177H191L189 174H187ZM189 171H190V172H189ZM200 171H201V172H200ZM202 171H203V172H202ZM207 171H208L209 173H206ZM221 171H222V172H221ZM253 171H255L256 173L253 172ZM257 171H258V172H257ZM259 171H261V172H259ZM73 172H76V173L78 172L81 176H80L79 174H74ZM106 172H107V173H106ZM115 172H116V174H115ZM124 172H125V174H124ZM134 172H135V174H134ZM137 172H138V173H137ZM139 172H140V173H139ZM141 172H142V173H141ZM149 172H150V173H149ZM160 172H162V173H161L162 175L164 174L162 177H161ZM172 172H173V173L175 172L174 176L177 175V176H176L177 178L174 177V176L172 175V174H173ZM193 172H194V173H193ZM195 172H196L197 174H195ZM235 172H236V173H235ZM240 172H241V173H240ZM92 173H94V177L96 176V180H95L94 177H92V175H93ZM97 173L100 174V176H102L101 174H103V176H102V177H99ZM109 173H110V176L114 174V175H115V178H114V176L110 177V176H109ZM154 173H155L156 175H151V174H154ZM165 173H166V175H165ZM169 173H170V174H169ZM184 173H185V174H184ZM199 173H200V174H199ZM205 173H206L207 175H206ZM214 173H215V174H214ZM230 173H231V174H230ZM234 173H235V174H234ZM242 173H243V174H242ZM244 173L246 174V176H244V175H245ZM257 173H258V174H257ZM261 173H262V174H261ZM7 174H8V172H7ZM9 174H11V173L9 172ZM34 174H35L34 176L37 177L36 174H38V171H37V173H34ZM71 174L73 175L72 177H71ZM138 174H139V175H138ZM142 174H144V175H146L147 177H150V178L148 179L146 176H144V175H142ZM158 174H159V175H158ZM167 174H169V177H168ZM186 174H187V175H186ZM201 174H202V175H201ZM203 174H204V175H203ZM229 174H230V175H229ZM239 174H241V175H243V176H241V175H239ZM68 175H70V176L67 177ZM74 175H76L79 179L76 178V176L74 177ZM78 175H79V176H78ZM89 175H90L91 177H89ZM107 175H108V176H107ZM118 175H119V176L122 175V176L118 178ZM124 175H126V176H124ZM127 175H128V176L130 175V177H128ZM134 175H135V177H134ZM179 175H180L181 177H185V175H186L187 178H185V179H184V178H183V179L181 178V179L183 180V183H184L185 181H186L187 183L181 184L182 182H180V181H182V180L180 179V176H179ZM183 175H184V176H183ZM197 175H198V176H197ZM200 175H201V176H200ZM228 175H229L230 177H228ZM232 175H233V177H231ZM260 175H262V176H260ZM38 176H39V174H38ZM97 176H98V177H97ZM116 176H117L118 179L116 178ZM140 176H141V177L143 176L145 179H144V178H141ZM152 176H153L155 179H154ZM157 176H159V177L156 178ZM172 176H173V177H172ZM235 176H236L238 182H239V179H240V182H239L240 184H239L238 186H239L240 188L242 187V190H240L239 187H236V185L238 184V182H237L236 178L234 179ZM237 176H238V177L240 176V177L238 178ZM35 177H34V178H35ZM73 177H74V178H73ZM103 177H105V178H103ZM123 177H124V179H123ZM132 177H133V178H132ZM139 177H140V178H139ZM190 177H191V178H190ZM203 177H205V178H203ZM206 177H207V178H206ZM220 177H222L223 180H222V178H220ZM226 177H227V178H226ZM242 177H243L245 180H242V179H241ZM246 177H247V178H246ZM262 177H263V179H262ZM70 178H71V179L73 178V179H72L73 182H72V180H71ZM87 178H90V179L87 180ZM92 178H93L94 180H93ZM97 178H98V179H97ZM99 178H100L101 180H100ZM102 178H103V179H102ZM112 178H113V179H112ZM126 178H127L128 180H127ZM129 178H131V179H129ZM135 178L137 179V181H134ZM146 178H147V180H149V181H145L146 184H144V180H146ZM151 178H153L154 182H153V180H152ZM161 178H163V179H161ZM165 178H166V179H165ZM171 178H172L173 181L170 180ZM173 178H174V179H173ZM202 178H203V179H202ZM225 178H226V180H225ZM228 178H229L231 181H230ZM231 178H233V179H231ZM84 179H86V180H84ZM91 179H92V180H91ZM105 179H106V181H104ZM115 179L117 180V182L115 181ZM121 179H123L124 183H123V181H122ZM136 179H135V180H136ZM139 179H141V180L144 179V180H143V182H141V180H139ZM150 179H151V180H150ZM164 179H165V180H164ZM175 179H176V181H175ZM191 179H192V180H191ZM208 179H209V180H208ZM246 179H248L249 182H248ZM261 179H262V180H261ZM80 180H82V181L80 182ZM99 180H100V181L103 180V182L99 183V182H100ZM118 180H120V181L123 183V186L125 187V188H123V190L125 189V191H122V187H123V186H122V183H121L120 181H118ZM125 180H126V181H125ZM129 180H130V181H129ZM158 180H160V181H161V180H164V181H161V182H160V181H158ZM187 180H188V181H187ZM189 180H190V181H189ZM195 180H196V181H195ZM198 180H199V182H198ZM204 180H205V181H204ZM227 180H228V181H227ZM250 180H252V181L250 182ZM75 181H76V182H75ZM78 181H79V183H78ZM85 181H86V182H85ZM91 181H92V182L94 181V183L92 184ZM96 181H97V182H96ZM111 181H112V182H111ZM113 181H114V182H113ZM133 181H134V183H133ZM138 181H139V182H138ZM165 181H166V183H167V181H168V183H167V184H164ZM169 181L171 182V184L169 183ZM191 181H192V182H191ZM221 181H222V182H223V181H227V182H226V185H224L225 183H224V182L222 183ZM232 181H235V182H234L235 184L232 183V187H231V182H232ZM242 181H243V182H242ZM246 181H247V182H246ZM253 181H254L255 184H251V183H253ZM261 181H262V182H261ZM7 182H8V181H7ZM9 182H10V179H9ZM71 182H72V183H71ZM108 182H110V183H108ZM126 182H127V183H126ZM135 182H136V183H135ZM137 182L139 183V185H138ZM150 182H151V183H150ZM158 182H159V183H158ZM174 182H175V183H174ZM81 183H82V184H81ZM87 183L90 184L91 186L88 185ZM112 183H113V184H112ZM114 183H116V185H115ZM130 183H131V184H130ZM140 183H141V184H140ZM142 183H143L146 187H145L144 185L142 186ZM160 183L162 184V186L168 187L169 189H168V188L165 189V187H162V186L159 187V186H160ZM173 183H174V188H175V186H180V187H176V189H177V191L175 190L176 192H178L179 190H180V192H181V190H182L183 192H181V193H180V192H179V193H176V192H175V194H174V189L172 188L173 191H171V188H170V187L173 186ZM177 183H178V185H176ZM188 183H189V184H188ZM199 183H200L201 185H199ZM228 183H230V185H229ZM236 183H237V184H236ZM248 183H249V184H248ZM260 183L263 184V185L261 184V185L263 186V189H261L262 187H260V185H259V188L261 189L262 194H261V192H260L258 186H256V188L252 187V186H255L256 184L258 185V184H260ZM78 184L81 185V186L83 185V187L85 186V188L87 189V190L85 189V194H86V195H84V192H83L84 189L81 188V189L83 190V191H81V189H80L81 186H78ZM100 184H101L102 186H101ZM104 184H105V185H104ZM110 184H111V185H110ZM124 184H125V185H124ZM132 184H133V186H132ZM147 184H148V185H147ZM149 184H150L151 186H152V185H153V186L151 187ZM154 184H155L157 187H155ZM180 184H181V185H180ZM192 184H193V185H192ZM195 184H196L197 189H196V187H194V188L191 187V186H195ZM205 184H207V185H205ZM241 184H242V185H241ZM243 184H244V185H243ZM250 184H251V185H250ZM7 185H8V186L10 185V186L7 188V187H6ZM70 185H69V186H70ZM96 185H97L98 187H97ZM113 185H114V186H113ZM128 185H129V186H128ZM134 185L137 186V188H136V191H137V189H138L137 192H139L140 189H141L142 191H144V192H143V193H141L142 191L139 192V193H141V194L136 193L135 189H133V188L136 187V186H134ZM166 185H170V187H169V186H166ZM188 185H189V186H188ZM198 185H199V186H198ZM227 185H228V187H229V186H230V187H229V188L226 187ZM233 185L235 186V188H234ZM87 186H88V187H87ZM93 186H94V188H93ZM111 186H113V187H111ZM118 186H119V187H118ZM138 186H140V187H139L140 189L138 188ZM147 186H148V187H147ZM149 186H150L151 189L149 188ZM184 186H185V187H184ZM186 186H187L188 188L190 187L189 190H187L188 188H187ZM204 186H205V187L207 186V187L205 188ZM243 186H244V187H243ZM247 186H250V187H247ZM100 187H101L102 189H101ZM103 187H104V189H103ZM105 187H106V188H105ZM110 187H111V188H110ZM114 187H116V189H117V188L120 189V187H121V189H120V190L122 191L121 193L124 192V194H121V193H120V190L117 189V190H118V191H117ZM130 187H131V189H132L133 191H135L133 194H138V195H139V196H137L138 198H139V197H140V198H141V197H142V198L144 197L145 199L143 198V200H142V199H138V200H136V199H137V197H136V198H134V199H135L137 202H139L138 204H136V201H132V202L130 201V202H129L131 196L133 195V194H131L133 191H131V193H130V190H129ZM132 187H133V188H132ZM141 187H142V188H141ZM144 187H145V188H144ZM153 187H154V188H153ZM182 187H183V188H182ZM202 187H203V188H202ZM245 187H246V188H245ZM5 188H6V189H5ZM12 188H13V187H12ZM73 188H74V189H77V190L74 191ZM78 188H79V189H78ZM88 188H89V190H88ZM95 188H96V189H95ZM109 188H110V189H109ZM143 188H144V190H143ZM156 188H158V189L161 188V189H160V190H161V193L164 191L162 194L160 193V194H161V195H160L161 197L158 195V193L160 192V190H159V192H158V190H157ZM163 188H164V189H163ZM186 188H187V189H186ZM208 188H209V189H208ZM230 188H231V189H230ZM232 188H234L235 190H240V191H242V192H241V195H239L240 191H239V192H238V191H233L234 189L232 190ZM237 188H238V189H237ZM244 188H245L246 190H245ZM247 188H248V189H247ZM253 188L256 189L255 192H254V194H253V192H252V191H254ZM257 188H258V190H257ZM2 189H3V191H5V190H9V189H10V190H12V192L10 191L11 194H13V193L16 192V195H18L19 197H18V196L16 197V195H13V196L16 197V198H14L13 196H8V195H6V191L3 192ZM4 189H5V190H4ZM92 189H93V190H92ZM99 189H100V190H99ZM127 189H128L129 191H127ZM148 189H150V190H148ZM152 189L156 190L158 193H156V191H154V190H152ZM162 189H163V190H162ZM184 189H185V190H184ZM190 189H191V190L194 189V190L191 191ZM200 189H201V190H200ZM204 189H206V190H208V191H206V190H204ZM249 189H250V190H249ZM13 190H14V191H13ZM16 190H17V191H16ZM78 190H80L81 192H80V191H79L80 193L77 192ZM91 190H92V192H89V191H91ZM97 190H98V191H97ZM101 190H102V191H101ZM106 190H107V191H106ZM115 190H116L117 192H114ZM167 190H168V191L170 190L169 193H168V192H165V191H167ZM186 190H187V191H186ZM203 190H204V191H203ZM214 190H215V191H214ZM218 190H219V191H218ZM231 190H232V191H231ZM251 190H252V191H251ZM73 191H74V192H73ZM86 191H88V192H87L88 194L86 193ZM94 191H95V192L97 191V192L95 193ZM99 191H100L101 193H100ZM105 191H106V193H105ZM108 191H109V193H108ZM112 191H113V192H112ZM145 191H146V192H148V191L150 192V193L148 192V193H149V194H148L149 196L147 195V193H146ZM184 191H186L188 194H187L186 192L184 193ZM197 191H198V194H196ZM216 191H217V192H216ZM248 191H250V192H252V193H250V192H248ZM93 192H94L95 195L93 194ZM118 192H119V193H118ZM151 192H152V194L155 193L156 195H155V194L151 195ZM172 192H173V193H172ZM189 192H190V193H189ZM192 192H194V193H192ZM195 192H196V193H195ZM199 192H200V193H199ZM209 192H210V193H209ZM212 192H214V193H212ZM218 192H219V194H218ZM244 192H245V193H244ZM259 192H260V193H259ZM4 193H5V195H4ZM75 193H76V194H75ZM81 193H82V195H81ZM90 193H92L94 196H96V199H95V197H94L92 194H90ZM110 193H111V194H110ZM126 193H129V194H126ZM203 193H204V194H203ZM206 193H208L207 195L209 196V198H208L207 195H205ZM224 193H225V194H224ZM227 193H228V195H227ZM229 193H231V194H229ZM233 193H234V194H233ZM236 193H237V194H236ZM243 193H244V194H243ZM247 193H248V195H247V197H246V194H247ZM255 193H258V194H255ZM107 194H108V195H107ZM115 194H116V195H115ZM117 194H118L119 196H120V194H121V196L123 197V202H124V201L126 200V198H127L126 195H128V196L131 195V196H129V197L127 198V199H129V200H126V201L129 203L130 206L135 207V206L137 205V207L139 208V205L142 207L144 204H146V205L148 204V205H149V208H151V209H148L147 206H143V207H144V208H147V209H146L147 211H148V210H149V211L151 210L153 213H152L151 211H150V213H148L149 211H148V212H146V211H145V212L142 211V213H144V214H142V213H141V214L136 213L137 211L144 210V208L142 207V209H140V208H139L138 210L135 209L136 212H135L134 215H132V218H129V217H131V216H129V215H131V214H129V215L127 216V214L122 215L123 213H122V214L119 213L120 215L117 214L119 217H117V215L115 216V214H113L112 217L115 216V218H112V217H111V213H109L110 217L107 215V219H105V216H104L103 213H105V215H106V214H108V213H106V212L109 211V210H108L109 208L106 207V206H110V204H112V202H113V201L110 200V199H113V198H111V197H113V196H111V195H114V199H113V200H115V199H116L115 197L118 196ZM125 194H126V195H125ZM142 194H143V196H141ZM167 194H168V195H167ZM169 194H170V195H169ZM178 194H179V195H178ZM181 194H183L184 196H183V195L181 196ZM185 194H186V196H185ZM193 194H194V196H193ZM195 194H196V195H195ZM210 194H211V196L214 195L213 197H211V199H210ZM215 194L218 195V198H217V196H216ZM222 194H223L224 196L227 195L228 197H225V198H224L223 196H221ZM232 194H233V196L235 195V197H233ZM252 194H253V196H251ZM260 194L262 195L261 197L259 196ZM1 195H3V196H1ZM21 195H22L23 198L21 197ZM89 195H90V198H89ZM101 195H102V196H101ZM105 195H106V196H105ZM157 195H158V196H157ZM171 195H172V197H171ZM187 195H189V196H187ZM199 195H200V196L202 195L201 198H199V197H200ZM243 195H244V196H243ZM255 195H256V197H255ZM257 195L259 196L258 199H256V198L258 197ZM5 196H6V197L8 196L9 198L11 197L12 199H11V200H10L9 198L6 199V198H4ZM83 196H84V197H83ZM91 196H92L95 200L92 199ZM97 196H99V197H97ZM100 196H101V197H100ZM119 196L117 197L118 199H116V201L118 200L119 202H121V200H119ZM121 196H120V199H122ZM135 196H136V195H135ZM135 196H134V197H135ZM151 196L153 197V200H154V199L157 200V203L155 202V200H154V201L151 200V199H152ZM163 196H164V198H166L165 196H167V198L164 199V198H162ZM195 196H198V197H195ZM203 196H204V198H205V201H207V203H208L209 199L212 200V201L214 200V202H213L214 204H213L211 201L209 202V205H210L212 208H211L209 205H208V208H211V209H208L207 206L205 205L206 202L204 203V198H202ZM220 196H221V197H220ZM229 196H230V197H229ZM236 196H239V199H238V197H236ZM241 196H242L243 199L241 198ZM249 196H250V198H249ZM2 197H3V198H2ZM72 197H73V198H72ZM78 197L82 198V200H83L84 198H87V197H88V198H87V199H84L83 202H82V200H81V199H78ZM109 197H110V198H109ZM124 197H126V198H124ZM146 197H147V198H146ZM156 197H157V198H156ZM159 197H160L161 199H160ZM168 197H170V198H168ZM175 197H176V198H175ZM177 197H178V199H177ZM180 197H181V198H180ZM186 197H187V198H188V197H191V198L185 199ZM231 197H232V199H230ZM253 197H254L255 199H254ZM99 198H100V199H99ZM101 198H103V199L106 200V201H104V200L101 199ZM171 198H173L172 200H173L174 202L177 203V204L175 203L177 206H178V203L180 204V205H179V208H178L175 204H173V201L170 200ZM207 198H208V200H207ZM221 198H222V199H221ZM226 198H227V199H226ZM260 198H261V199L263 198V199H262V200H259ZM13 199H14V200H13ZM21 199H22V202H21ZM64 199H65V198H64ZM132 199H133V197L131 198V200H132ZM134 199H133V200H134ZM149 199L151 200L152 203H151L150 201L148 202ZM168 199L170 200V202L168 201ZM174 199H175V200H174ZM176 199H177L178 201H177ZM192 199H193V201H195L196 199H197V200L199 199V201H195V202H193ZM201 199H203V201H201ZM218 199H219V200H218ZM233 199H234V200L236 199V200H237L238 202H240L242 205H245V204H246V205H254V206H253V207H254V208H253L254 210L251 209L252 206H246L247 209H245V208H246L245 206H242V205L240 206V204H239L238 202H237V204H236V203H235L236 200L234 201ZM241 199H242V200H241ZM244 199L246 200L245 202H244ZM248 199H249V200H248ZM252 199H253V200H252ZM7 200H8V202H7ZM16 200H17V201H16ZM18 200H19V201H18ZM76 200H77V201H76ZM78 200H79V201H78ZM88 200H89V202L91 203L90 206L93 207V208H92L93 210H91V207H90V206H89V207L86 206V205L89 204V203H88ZM98 200H99L100 203L98 202ZM141 200H142V201H141ZM145 200H146V202H145ZM161 200H162L163 203L161 202ZM163 200H164V201H163ZM184 200H187V201H186L187 203L190 202L189 204H186V206H187V205L190 206L191 203L193 202V204H192L190 207H194V208H189L188 206H187L186 208L184 207L185 210L187 209L188 211H189V209H191V210H190V212L192 211L191 213H190V212L187 213V211H185L183 208H182V209L180 208V207L185 206V203H186V202H185ZM230 200H231L234 204H232ZM247 200L250 201V202H248ZM254 200H255V202H258V203H255ZM10 201H11V202H10ZM14 201H15V203H14ZM75 201H76V202H75ZM84 201H86V203H85ZM91 201H92L93 203H92ZM94 201H95L96 203H94ZM103 201H104V202H103ZM179 201H180V202L182 201V203H183V201H184V203H183L184 205H183V204L181 205V203H180ZM188 201H189V202H188ZM191 201H192V202H191ZM241 201H242V202H241ZM262 201H263V202H262ZM81 202H82V203H81ZM101 202H103V203H105V204L102 203V205H101ZM123 202H121V203H123ZM127 202H124V203L128 204ZM133 202H134V204H135L134 206L132 205ZM144 202H145V203H144ZM167 202L170 203V204H168ZM198 202H199V204H198ZM201 202H202V203H201ZM243 202H244V203H243ZM252 202H253V204H252ZM259 202H261L262 205L259 204ZM7 203H8V204H7ZM16 203H19V204H16ZM80 203L82 204V207H81V204H80ZM84 203H85V205H84L85 207L83 206ZM107 203H108L109 205H107ZM130 203H131V204H130ZM153 203H155V206H153V205H154ZM194 203H196L198 206H196V205L194 206ZM203 203H204V204H203ZM223 203H225L227 206L224 205ZM248 203H249V204H248ZM254 203H255V204H254ZM1 204H3V205H1ZM13 204H14V206H17V207L12 206ZM98 204L101 205V206H98ZM150 204H151V205H150ZM163 204H164V205L167 204V206L165 205L166 208H164V205H163ZM171 204H172L173 206H172ZM200 204H201V205H200ZM202 204H203V205H202ZM211 204H212V205H211ZM235 204H236V205H235ZM238 204H239V205H238ZM258 204H259V205H258ZM8 205H10L11 208H10ZM18 205H19V206L22 205V206L19 207ZM95 205H96V206H95ZM103 205H104V206H103ZM162 205H163V206H162ZM204 205H205L206 207H205ZM255 205H256V206H255ZM1 206H2V208H1ZM6 206H7V207H6ZM152 206H153V208H152ZM158 206H159V207H158ZM160 206H161V207H160ZM168 206H170V207H168ZM175 206H176V208H175ZM200 206H201L202 208H201ZM225 206H226V207H225ZM233 206H234V207L236 206V207L234 208ZM258 206H259V207H258ZM18 207H19V208H18ZM77 207L82 208V210H83V208H86V209H84L83 211H86L87 213H88V210H91L92 212L89 211L88 214H87L86 212L83 214V213H82L83 211L80 209V211H81V213H80V211H79V209H78ZM94 207H95V208H98V209H99L100 207H101V208L98 210V209H95ZM104 207L107 209L106 212H104V211L106 210V209H104ZM137 207H136V208H137ZM157 207H158V208H157ZM171 207H173V208H172L173 210L170 209ZM195 207H196V209H195ZM203 207L207 208L209 211H207V209H205V208H203ZM223 207H225V208H223ZM250 207H251V208H250ZM261 207H262V208H261ZM6 208H7V209H6ZM75 208H77L78 210L76 211ZM88 208H89V209H88ZM154 208H155V209H154ZM159 208H160V209L163 208V209H161V211H160ZM167 208L170 209L171 216L167 214V212H168L167 210H169V209H167ZM221 208L224 209V210H222ZM236 208H238V209H236ZM240 208H241V210H240ZM242 208H244V209H242ZM248 208H250L251 210L249 211ZM256 208H257V209H256ZM260 208H261V209H260ZM5 209H6V210H5ZM10 209H11V210H10ZM13 209H14V210H13ZM16 209H17V210H16ZM19 209H20V211H18ZM23 209H24V210H23ZM103 209H104V211H103ZM157 209H159V210H157ZM174 209H176V210H174ZM203 209H204V210H203ZM258 209H259V210H258ZM21 210H23V212H22ZM73 210L76 211V215L71 214V213L74 212ZM94 210H95V211H94ZM96 210H97V211H96ZM101 210L103 211L102 213H100ZM154 210H155V211H154ZM163 210H164V211H163ZM165 210H166V212H165ZM177 210H178V211H177ZM181 210H183V211H182L183 213L181 212ZM195 210L197 211V213H196ZM205 210H206V211H205ZM210 210H211V212H210ZM233 210H234V214H233ZM238 210H240V211H238ZM242 210H243V211H242ZM245 210H247L248 212H246ZM252 210H253V212H252ZM257 210H258V211H257ZM260 210H261V212H260ZM3 211H4V212H3ZM6 211H7V212L10 211L11 213H10V212L7 213ZM14 211H16V212H14ZM24 211H26V212L24 213ZM173 211H174V212H173ZM176 211H177V212H180V213L177 214ZM212 211H213V212H212ZM255 211H256V212H255ZM12 212L15 213V214H13ZM98 212H99V213H98ZM109 212H110V211H109ZM140 212H141V211H140ZM160 212H162V213L164 212L165 214H164V213L162 214V213H160ZM170 212H168V213L170 214ZM185 212L187 213V215L184 217V214H186ZM204 212H206V215H204V214H205ZM221 212H222V213H221ZM235 212H237V213L239 212V213H241V214H239V213H238V214H235ZM242 212H243L246 216L243 215ZM245 212H246V213H245ZM251 212H252V215H251ZM3 213H5V214H3ZM19 213H20V214H19ZM23 213H24V214H23ZM27 213H28V212H27ZM74 213H75V212H74ZM79 213H80V214H79ZM90 213H91L92 215H91ZM145 213L150 214L151 216H150V215H149V216L146 215V216H147V218H146L145 216H143V215H145ZM173 213H174V214H173ZM192 213H194V214H192ZM199 213H200V214L202 213V214L200 215ZM203 213H204V214H203ZM210 213L214 214V216L212 217V214L210 215ZM258 213H259V214H258ZM260 213H261V214H260ZM7 214H9L10 217H9V215L7 216ZM11 214H13V216H12ZM16 214H17V215H16ZM18 214H19V215H18ZM21 214H22V215H21ZM65 214H66L67 216H71V217H69V218H70L69 220H68V219L66 220V218H68V217H67ZM86 214H87V215H86ZM98 214H99V215H100V214H103L102 216H104V222H102L103 217L101 216V218H100V216H99ZM136 214H137V215H136ZM138 214H139V215H138ZM152 214H153V216H152ZM154 214H155V216H154ZM160 214H162L163 217H162V215H160ZM181 214H182V215H181ZM190 214H191V215H190ZM195 214H197L198 216L195 215ZM216 214H217V216H219V217L216 218V219H215L216 222H214L215 220H214L213 218H215V215H216ZM221 214H223V215L221 216ZM254 214H255V215H254ZM256 214H257V215H256ZM14 215H15V216H14ZM31 215H32V217H31ZM58 215L56 214L57 217H58ZM83 215H85V216H83ZM90 215H91V216H90ZM121 215H122V217H120ZM135 215H136V217H137V216H138V217L136 218ZM140 215H141V216H140ZM156 215L158 216V218H157ZM166 215H168V216H166ZM172 215H174V218H173ZM176 215H177V216H176ZM178 215H179V216H178ZM188 215H190V216H188ZM199 215H200L201 217H205V219H207L209 222H208L207 220H205L204 218L199 217ZM238 215H240V216H238ZM16 216H17V217L20 216V217L17 218ZM29 216H30V219H29ZM65 216H66V217H65ZM77 216H78V217H77ZM80 216H81L82 218H81ZM89 216H90V217H93V218L95 217V218L93 219V218H90ZM96 216H97V217L99 216V217H98L99 220H96V218H97ZM123 216H124L125 218H123ZM139 216L142 217V218L144 217L145 219H144V218L141 219ZM165 216H166V218H165ZM196 216H197V217H196ZM209 216H211V217H209ZM217 216H216V217H217ZM234 216H235V217H234ZM241 216H242V217H241ZM243 216H244L245 218H243ZM247 216H250V217H247ZM252 216H253V217H254V216H255V217L257 216V218L260 217L261 219H260V218L257 219V218L254 217L255 220H253L254 218H253ZM5 217H6V218H5ZM14 217H15V218H14ZM24 217H25V218H24ZM75 217H77V219H78L80 222H79V221L76 222L77 219H76ZM79 217H80V218H79ZM84 217H85V219H84ZM86 217H87V218H86ZM108 217H109L111 220H109ZM116 217H117L118 220L116 219ZM127 217H128V218H127ZM148 217H149V218H148ZM159 217H160L161 219H160ZM168 217H169V219H168ZM177 217H178V218H177ZM181 217H182V218H181ZM189 217H190V218H194L195 220L197 219V220L195 221V220H193V219H190ZM206 217H207V218H206ZM221 217L223 218V220H222ZM240 217H241V218H240ZM7 218H8V219H7ZM11 218H13L14 221H13ZM27 218L29 219V221H28ZM31 218H33V219H31ZM72 218H73V220H74L75 222H74L73 220H71ZM89 218H90L91 221H92V220H93V221H92V222H91V221H88ZM98 218H97V219H98ZM156 218H157V219H156ZM179 218L181 219V222H180V223H179V221H180ZM185 218H188V219H185ZM199 218L202 219V220L200 221L201 224H198V223H199L198 220H200ZM209 218H210L211 220H210ZM220 218H221V219H220ZM242 218H243L245 221H244ZM4 219H5V220H4ZM15 219H16V221H18L17 223H16ZM25 219H27V220H25ZM36 219H37V220H36ZM75 219H76V220H75ZM81 219H82V221H81ZM86 219H87V220H86ZM101 219H102V220H101ZM112 219H113V220H112ZM120 219H121V220H120ZM124 219H125V220H124ZM128 219H129V220H128ZM135 219H136V220H135ZM148 219H149V220H148ZM151 219H153L154 221L151 220ZM155 219H156V220H155ZM167 219H168V220H167ZM237 219H238V220H237ZM246 219H247V220H246ZM6 220H7V223H8V224L5 223ZM8 220L10 221V223H9ZM35 220H36V221H35ZM119 220H120V221H119ZM126 220H128V221H130V222L134 221L135 223H136V222L138 223V222L140 221L138 224H134V222H133L132 224H134V226L137 225V227H138V225H140V227H138V228H139V229L141 228V229H140L141 231H139V229H137V227H134L130 222H128V221H126ZM142 220H144V221L146 220V221H145L146 224H147V221H148V224H147V225H151V227H152V225H153V226H155V227H152V228L150 227V228H149V226L147 227V225H146L145 223L141 224V223H142V222H141ZM165 220H166V221H165ZM170 220H171V221H170ZM173 220H174V221H173ZM175 220H177V221L179 220V221L177 222V221H175ZM182 220H185V221L187 220V221H186V224H185V223H184V224L187 226V230H188V231H189V229H190V231L193 230V231H191V232L189 231L190 235L188 234V231L185 229V228H186L185 225L183 226V223H182L183 221H182ZM188 220H191V221L188 222ZM219 220H221V221H219ZM239 220H240V221H239ZM252 220H253V221H252ZM256 220H257V221L259 220L261 223H259V221H258V224H257V223H256V222H257ZM4 221H5V222H4ZM34 221H35V224H34V223L32 224V222H34ZM37 221H38V222H37ZM69 221H70V222H69ZM71 221H73L75 224H72ZM95 221H96V222H95ZM97 221H98V222H97ZM100 221H101V222H100ZM107 221H108V222H107ZM111 221H112V222H111ZM117 221L120 222V224H121V225L119 224L120 226L118 225L119 222H117ZM122 221H123V222H122ZM144 221H143V222H144ZM160 221H161L162 223H161ZM167 221H168V222H167ZM185 221H184V222H185ZM202 221H203V222H202ZM211 221H212L213 223H212ZM237 221H238V222H237ZM246 221H247V223H248L249 226L252 225V224H253L254 226L252 225V226H250V227L248 228V225H247ZM248 221H249V222H248ZM251 221H252V222H251ZM254 221H256V222H254ZM3 222H4V223H3ZM11 222H12V223H11ZM36 222H37V223H36ZM88 222H90L91 225L95 222V223H94L95 225H92V226H91L90 224H88L89 227H90V228L88 227L89 230H88V228H87V226H86L87 224H85V223H88ZM115 222H116L117 224H114ZM149 222H150V223H149ZM151 222H152V223H151ZM154 222H155V223H154ZM157 222H159L160 224L157 223ZM166 222H167V223H166ZM173 222H174V224H173ZM175 222H176V223H175ZM193 222H194V223H193ZM206 222H207V224H208L209 226L206 224ZM219 222H224V223H219ZM229 222H230V224H229ZM241 222H242V223H241ZM243 222L246 223L245 226H243V225H244ZM250 222H251V223H250ZM13 223H14V224H13ZM18 223H20V224H18ZM97 223H98V225H97ZM105 223L108 224V227H107V228H106ZM126 223H128V224H126ZM156 223H157V225H158V229H156V226H157ZM163 223H164V225H165V223H166V225H167V226L165 225L166 229L164 228ZM170 223H172V224H170ZM177 223H178V224H177ZM181 223H182V224H181ZM195 223H196V224H195ZM202 223H203V224H202ZM204 223H205V224H204ZM210 223H211V224H210ZM214 223H215L216 225H215ZM217 223H218V224H217ZM232 223H233V224H232ZM2 224H4V227H3ZM5 224H7L8 226L5 225ZM10 224H11V225H15V226H11ZM27 224H26V225H27ZM101 224H102V225H101ZM103 224H104L105 226H104ZM109 224H111V226H110L111 228H109ZM123 224H124V225H123ZM125 224H126L127 226H125ZM144 224H145V225H144ZM154 224H155V225H154ZM168 224H170L173 228L170 226V228H172V229L169 230V226H168ZM179 224H181V225L179 226ZM188 224H190L191 227H192V225H193V227H195V228L193 229V227H192V229H191V227H189L190 225L188 226ZM223 224H224V225H223ZM226 224H229V225H226ZM231 224H232V225H231ZM237 224H238V225H237ZM255 224H256V226H259L258 228L256 227L259 231H257V229H255ZM20 225H22L21 227H25V228H21ZM29 225H27V226H29ZM83 225H84V226H83ZM114 225H115V226L118 225V226L115 227V229L117 228V230H119V231H118L119 233H118L117 231H115V229H114V227H113ZM122 225H123L124 227H123ZM128 225H131L132 229H131V227H129V228H130V229H129V228H128ZM142 225H144V226H142ZM162 225H163V226H162ZM196 225H197V226H196ZM210 225H212V226H210ZM221 225H222V226H221ZM225 225L228 226V227H230L231 229L228 228V227H226V228H227V229H226V228L224 227ZM5 226H6V227H5ZM9 226H11L12 229H11ZM16 226H17V227L19 226V227L17 228ZM30 226L28 227L29 229H30ZM93 226H94V227H93ZM96 226L99 227V228L97 229ZM100 226H101V229H100ZM121 226H122V228H124V229L126 228V230L122 229ZM175 226L178 227V228H180V229L175 228ZM200 226H201L203 229H202ZM213 226H214V227H213ZM219 226H220V228H219ZM233 226H234V227H233ZM238 226L242 227V228H241L242 230H241L240 227H238ZM246 226H247V227H246ZM13 227L16 228V229H13ZM33 227H34V226H32L31 229H32ZM76 227H74V229H75ZM102 227H103V228H102ZM143 227H146V228L143 229ZM162 227H163V228H162ZM184 227H185V228H184ZM196 227H200V228H196ZM208 227H209V228H208ZM237 227H238V231H237V232H239L240 234H239V233H238V234L236 233V234H237V235H240V236H236V234H235ZM243 227H244V228L246 227V228H245L246 230H245ZM1 228H2V229H1ZM6 228H8V229H6ZM28 228H26V231H25L26 235H27V230H29ZM94 228H96L97 231H96ZM134 228H135V229H134ZM154 228H155V229H154ZM159 228H160V229H159ZM161 228H162V229H161ZM183 228H184L185 230H181V229H183ZM205 228H206L207 230H206ZM212 228H213V229H212ZM222 228H223V229H222ZM235 228H236V229H235ZM3 229H4V230H3ZM10 229H11V231H9ZM19 229H20V230H19ZM31 229L29 230L28 234L31 233V231H32V232H33V231L35 232V228H33L34 230H31ZM107 229H108V231H110V230H112V231L108 232ZM109 229H110V230H109ZM120 229H121V231L123 232V234H125L126 232H128L129 234H130V232H131V234H132V233L134 232V233L132 234L133 236H132V235H131V236L128 235V233L125 234V235L128 236V237L124 236V235L122 234V232H120ZM136 229L139 231V233H138V232L135 233V232L137 231ZM167 229H168L169 231H168ZM173 229H175V230H173ZM177 229H178L179 231H177ZM195 229H196V230H195ZM197 229H198V232H197ZM200 229H201L203 232H205V233H203ZM204 229H205L206 231H204ZM215 229H216V230H215ZM229 229H230V231H231L232 229H234V230H233L234 232L231 231V233H230ZM247 229L250 230V231L252 230V231L249 232ZM253 229H255V230H253ZM7 230H8V231H7ZM14 230H15V231H14ZM16 230H17V231H16ZM80 230H81V232H80ZM90 230H91V231L93 230V231H92L93 233L96 231V232H95L96 234L99 232L98 236H97L95 233H94V235H93V233L90 234V233H91ZM94 230H95V231H94ZM101 230H102V231H101ZM123 230H124V231H123ZM127 230H128V231H127ZM129 230H130V231H129ZM131 230H132V231H131ZM133 230H134V231H133ZM142 230H144V231H142ZM148 230H151V231H155V230H156V231H155L154 233H153V232H150V234L152 233V234L150 235V234H148V232H149ZM163 230H164V231H163ZM166 230H167L168 232H167ZM171 230L173 231V233H172ZM180 230H181V231H180ZM211 230H212V233H211ZM214 230H215V231H214ZM223 230L226 231V232H224ZM227 230H228L229 232H228ZM239 230H240V231H239ZM244 230H245V231H244ZM260 230H261V231H260ZM2 231H4L3 233H6V234H5V237H7L8 239H11V243L13 242V240L15 241V240L18 238V236H20V237L15 241V243L13 242V244H11V243L9 242L10 240L8 241L7 238L3 237V235H2V234H3ZM6 231L9 232V235H8V233H7ZM13 231H14V232H13ZM103 231H104V232H103ZM114 231H115V232H114ZM146 231H148V232H146ZM158 231H159V232L161 231V233H159ZM174 231H175V232H174ZM182 231H183V232L185 231V232H186V233H185L186 235H185ZM209 231H210V233H209ZM221 231H222V232H221ZM253 231H256V234H254L255 232H253ZM12 232H13V233H12ZM16 232H17V234H15ZM34 232H33V233H34ZM105 232H106V233H105ZM124 232H125V233H124ZM157 232H158L159 234H158ZM163 232H164V233H163ZM178 232H179V233H178ZM194 232H195L197 235H195ZM200 232H202V233H200ZM258 232H260V233H258ZM21 233H22V234H21ZM33 233H32V235H33ZM100 233H102V234H100ZM103 233H104V235H103ZM110 233H111V234H112V233L114 234V235L112 234L114 238L118 236V237L116 238L117 240L114 239ZM115 233H116V235H115ZM140 233H141V234H140ZM143 233H144V234H143ZM155 233H156L158 236H157ZM167 233H168V234H167ZM175 233H177V234H175ZM192 233H193V234H192ZM199 233H200V234H199ZM217 233H218V234H217ZM220 233H221V235H220ZM223 233H224V236L222 235ZM232 233H234L235 236H234ZM241 233H242V234H241ZM249 233H250V234H249ZM261 233H262V234H261ZM11 234H13V235H12L13 237H11ZM20 234H21V235H20ZM34 234H35V233H34ZM79 234H81L82 236H79ZM83 234H84V235H83ZM120 234H121V235H120ZM137 234H138V235H139V234L141 235V236H140V235L138 236V239H140L139 237H142V238H141L142 241L140 240L139 243H138V240L136 239V238H137ZM160 234H161V235L163 234L164 237H162ZM170 234H171V236H170ZM178 234H179V235H178ZM183 234H184V235H183ZM202 234H203V235H202ZM208 234H209V236H210V235H211V236L209 237ZM226 234H227V237H226ZM246 234H247V235H246ZM252 234H253V235H252ZM15 235H16V236H15ZM17 235H18V236H17ZM89 235H90V237H88ZM105 235H106L107 238L110 239V240H112V238H113L112 243L114 244V248H115V249L118 247L119 243H123L124 246H125V245L127 246L126 250H127L129 247L131 248V250H130V248H129V250L131 251V253H130L128 250H127V251H126V250H125V251H122V250L125 248V247L123 248V246H122L123 249H120L121 247H119V249L117 248V251H118L119 253H118L113 247H111V248L109 247V249H111V250L114 249V250H112V252H111L112 255H114L115 252H116V255H117V253H118L120 256H121V255L123 256V255L125 254L123 257L121 256L122 258L119 256L121 259L117 256V258H119V260L116 259V255H114V256H115L114 259H110V258H113L112 255H111V253H110L111 250L109 251V249H108L109 243H110L111 241H110V240L107 241V238H106ZM134 235H135V236H134ZM142 235H143V236H142ZM146 235H147V237H146ZM148 235H150L151 237H150V236L148 237ZM152 235L155 237V241H154V238H153ZM159 235H160L161 237H160ZM165 235H166V236H169V237H166ZM173 235H176V236L178 235V236L176 237V236H173ZM198 235H200V237H199ZM204 235H205V236H204ZM213 235H218V236H215V237H214ZM228 235H229V237H228ZM230 235H231L232 237H230ZM241 235H242V236H241ZM260 235H261V236H260ZM8 236H9V237H8ZM104 236H105V237H104ZM122 236H124V237H122ZM189 236H190V238H189ZM191 236H194V238L192 237L193 240L191 239ZM197 236H198V238H199L201 241H198ZM201 236H204V237H201ZM212 236H213V237H212ZM245 236H251V237H249L250 239H248L247 237L245 238ZM252 236H253V237H252ZM2 237L4 238L3 241H2V239H3ZM15 237H16V239H15ZM35 237H36V236H35ZM91 237H92V238H91ZM93 237H94V238H93ZM95 237H96V238H95ZM100 237H101V239H102L103 242L100 241V240H101ZM109 237H110V238H109ZM121 237H122L123 240L121 239ZM134 237H135V241H134V239L132 240V241H133V245H135V246L137 245V246L135 247V246L132 245V246H133V248H132V247H131V239L128 240V238H134ZM143 237H144V238H143ZM158 237H159V238H158ZM171 237H173L174 239L171 238ZM180 237H182V238H180ZM233 237H234L235 239H234ZM257 237H258V238H257ZM13 238H14V239H13ZM20 238H21V239H20ZM88 238H89V241H90L91 244L88 242ZM118 238H119V240H118ZM125 238H126V239H125ZM147 238H148V239H147ZM150 238H152V239H150ZM162 238H164V240H163ZM165 238H166V239H165ZM168 238H171V240H172V241L174 240V241L172 242V241H171L170 239H168ZM175 238H176V239H175ZM179 238H180V240H179ZM183 238H184V239H183ZM188 238H189V240H188ZM201 238H203V239H204V238H205V239L208 238V240H207V239H206V240H205V239L203 240V239H201ZM215 238H216V239H215ZM221 238H222L223 242H222ZM237 238H238V239H237ZM256 238H257V240H256ZM12 239H13V240H12ZM94 239H95V240H94ZM99 239H100V240H99ZM103 239H105V240H103ZM177 239H178L179 241H178ZM185 239H187V240H185ZM190 239H191V240H190ZM194 239H195V240L197 239V240L194 241ZM224 239H225V240L227 239V241L232 242V243H231L232 245L228 244L229 242L227 243ZM228 239H229V240H228ZM232 239H233V240H232ZM244 239H245V240H250V241L253 242V243L251 244V242H249V241H245ZM59 240H60V239H59ZM91 240H93V241H91ZM97 240H98V241H97ZM124 240H126L125 244H124ZM144 240H145V241H144ZM147 240H148L149 242H153V243H152V244H151V243H148ZM160 240H161V242H160ZM162 240H163V241H162ZM210 240H211V242H210ZM213 240L215 241L214 243H217V242L220 240L219 243H221V245H220L219 243H217L218 245H217V244H214V243H213ZM238 240H239V242H241V243L243 242L242 244L245 245V246H242L241 243L239 244ZM243 240H244V241H243ZM252 240H253V241H252ZM6 241H8V242H6ZM17 241H18V242H17ZM77 241L80 242V243L78 244ZM96 241H97V242H96ZM105 241H106L108 244L105 243ZM109 241H110V242H109ZM119 241H120V242H119ZM146 241H147V242H146ZM166 241H167V242H166ZM175 241H176V242H175ZM180 241H182V242H180ZM183 241H184V243H186V241H187V242L190 241L191 243L194 242V243L191 244V245L195 244V245H193L194 247L196 246V244H199L200 246L198 245V247H195V248L193 247L194 249H193V252H192L191 250H188L189 248L186 250L185 246L182 245V244H184ZM197 241H198V242H197ZM236 241H237V243H236ZM4 242H6V243H4ZM16 242H17L18 244H17ZM62 242H63V244H64L65 247H66L65 250L68 249L67 251H65L64 249H62V248H63L62 246H64V245L62 244ZM87 242H88V243H87ZM94 242H95V245H93ZM99 242H100V243H99ZM101 242H102V243H101ZM114 242H115V243H114ZM116 242H117L118 245L116 244ZM135 242H137V244H136ZM156 242H158V243H156ZM162 242H164V243H162ZM169 242L174 243V245H177L178 248H176L177 246L175 247L174 245H172V244L169 243ZM177 242H178V243H177ZM224 242H226L227 244L224 243ZM245 242H247V244H245ZM254 242H256V243H254ZM3 243H4V244H3ZM86 243H87L88 246H90V247H88ZM97 243H99V244H97ZM112 243H111V244H112ZM128 243H129V245H128ZM141 243H142V244H141ZM159 243H160V244H159ZM167 243H169V244H167ZM203 243H205V244L203 245ZM207 243H209V244H207ZM223 243H224V244H223ZM8 244H9V245H8ZM10 244H11V246H10ZM22 244H23V243H22ZM54 244H55V243H54ZM80 244H81V245H80ZM102 244H105V246L102 245ZM111 244H110V246H111ZM113 244H112V245H113ZM143 244H145V245H143ZM149 244H150V245H149ZM153 244H154V245H153ZM162 244H163V245H162ZM170 244H171L172 246H171ZM201 244H202L203 246H205V247H203ZM212 244H213V245H212ZM222 244H223V245H222ZM235 244H236L237 246H236ZM256 244H257V245H256ZM51 245H53V243H52ZM61 245H62V246H61ZM85 245H86V246H85ZM91 245H92V246H91ZM101 245H102V246H101ZM107 245H108V246H107ZM121 245H122V244H120V246H121ZM146 245H147V247H148V246H149V247L147 248ZM161 245H162V246H161ZM164 245H165L166 248L163 247ZM167 245H169V247H168ZM184 245H185V244H184ZM208 245L210 246V248L208 247ZM216 245H217V247H216ZM249 245H250V246L253 245V246L250 247ZM254 245H255V246H254ZM258 245H259V247H258ZM21 246H22V245H21ZM84 246H85V247H84ZM94 246H96V247H94ZM103 246H104V247H103ZM115 246H117V247H115ZM138 246H140V247L142 246L141 248H143L144 251H143L142 249H140V247H138ZM151 246L153 247L154 251H155L156 249L158 250V251H157V250L155 251V253H157V256H158L159 254H161L160 256H158V260H156V259H157V256H156V254L152 251L153 249H152ZM155 246H156V249H155ZM170 246H171V247H170ZM182 246H183V248H181ZM211 246H213V247H211ZM214 246H215V247H214ZM220 246H221V248H219ZM224 246H225V249H222V248H224ZM238 246H239L240 248H239ZM247 246H248V247H247ZM17 247H18V248H17ZM61 247H62V248H61ZM82 247H83V248H82ZM100 247H101V250H102L103 252L100 251V249H99ZM174 247H175V248H174ZM201 247H202V248H201ZM226 247H228V248H226ZM229 247H230V248H229ZM232 247H233V249H231ZM234 247H235V248H234ZM241 247H242L243 249H242ZM249 247H250V248H249ZM254 247H255V248H254ZM86 248H87V249H86ZM97 248H98V250H97ZM102 248H103V249H102ZM104 248H105V249H104ZM106 248H107L108 250H107ZM136 248H139V249H136ZM149 248H150V249H149ZM158 248H159V249L161 248V249L159 250ZM170 248H172V249H170ZM191 248H192V247H191ZM213 248H214V249H213ZM216 248H217V249L219 248L220 250H219V249L216 250ZM236 248H237V249L239 248L237 254H238V255L240 254L239 256H241V257L238 256V258H235L236 260L238 259L237 261H235V259H233V256L237 257V254H236V255L234 254V253L237 252V249H236ZM247 248H248V249H247ZM1 249H2V250H1ZM20 249H21V251H20ZM60 249H61V250H60ZM88 249H89V250H88ZM95 249H96V250H95ZM135 249H136L137 251L141 250V252L144 253V254H145L146 249H147V253H146V254H148V253H150V252H152V253L148 254V255H147L148 257H147V256H145V257L143 256V258H141V257L139 258L141 252L138 254V255H139V256H138V255L136 254V251H134ZM162 249H163V252H160V251H162ZM168 249H169V250H168ZM178 249H182V250L178 251ZM183 249H184V250H183ZM196 249H199V250H196ZM200 249H201V250H200ZM204 249H205L206 251H205ZM227 249H229V253H228V250H227ZM234 249H235L236 251H235ZM244 249H245V251H244ZM246 249H247V250H246ZM250 249H251V250H250ZM254 249H256L257 251H256V250L254 251ZM13 250H14V251H13ZM15 250H16V251H15ZM18 250H19V251H18ZM59 250H60V251H59ZM63 250H64L65 252H67V253H65V252L63 253ZM86 250H87V251H86ZM92 250H93V251H92ZM104 250H105L106 252H105ZM119 250H121L122 254H121V252H120ZM149 250H150V251H149ZM164 250H165V251H164ZM173 250H174V251H173ZM176 250H177V251H176ZM185 250H186V252H185ZM208 250H211V251L213 252V254H212L211 251L209 252ZM214 250L217 251V252L215 253ZM221 250H222V251H221ZM226 250H227V251H226ZM12 251H13V253H11ZM23 251H24L25 255H24ZM76 251H79V250H76V248H75V251L73 250V252H76ZM83 251H84V252H83ZM90 251L93 252V253L95 252L96 254H95V253L93 254V253H91ZM96 251L98 252V254H100V256L102 255L101 257H98V259L96 258V255H97V256H99V255L97 254ZM99 251H100V253H99ZM170 251H172L171 253H173V254L170 253L171 256L168 254ZM181 251H183V252H181ZM187 251H188V252L190 251V252L188 253ZM198 251H200L199 254H198ZM201 251L204 252V253H205V252H206V253L208 252V253H207L208 256H207L206 253H205V254H206V255H205V254L202 253ZM224 251H225V252H224ZM231 251H233L234 253L231 252ZM250 251H251V252L253 251L254 253H251ZM3 252H5V253H7V254H5V253L3 254ZM50 252H51V251H50ZM50 252H49V253H50ZM58 252H61V253L59 254ZM73 252H72V253H73ZM86 252H87V254H88V253H89V254H88V255H85ZM107 252L110 253V258L107 257V256H109V253L107 254ZM113 252H114V253H113ZM133 252H134V253H133ZM159 252H160V253H159ZM164 252L167 254V258H168L169 260L166 259V257H165L166 254H165V256H164ZM175 252H177V254H175ZM178 252H179V253H178ZM184 252H185V253H184ZM191 252H192V253H191ZM194 252H195L196 255H194ZM196 252H197V253H196ZM222 252L225 253V254H223ZM226 252H227V253H226ZM230 252H231V253H230ZM240 252H242V253H240ZM243 252H244V253L246 252V253L244 254ZM248 252H250L252 255H251L250 253H248ZM258 252H259V254H257ZM20 253H21V255H19ZM27 253H28V252H27ZM62 253H63V254H62ZM77 253H78V252H77ZM90 253H91V254H90ZM123 253H124V254H123ZM127 253H128V255H129V254H130V255L128 256ZM137 253H138V252H137ZM153 253H154V254H153ZM180 253H182L183 255H179ZM214 253L218 255L217 258L219 257L218 260H217V258H214L217 262H216L215 260H213V256H214V257L216 256ZM9 254H10V255H9ZM11 254H12V255H13V254L16 255L18 259H17L14 255H13L14 258L12 259L13 256H12ZM57 254H58V255H57ZM66 254H67V255H66ZM69 254L74 255V256H73V257H72V256L69 257ZM131 254H132V255H133V254H136L138 257H137V258L135 257V258L138 259V260H135V258H134V256H136V255H134V256H133V259H132V255H131ZM146 254H145V255H146ZM162 254H163V255H162ZM184 254H185V255H184ZM188 254H189V255H188ZM197 254H198V255H197ZM243 254H244V255H243ZM249 254H250V255H249ZM18 255H19V257H18ZM59 255H61V257H62L61 260H60L61 257H60ZM64 255H65V256H64ZM83 255H84V256H83ZM90 255H91V256H90ZM141 255H143V254H141ZM152 255H153V256H152ZM172 255H173V259L171 258ZM192 255H194V256H193L194 258H192ZM201 255H202V256H201ZM203 255H204V256H203ZM211 255H212V256H211ZM222 255H223L224 257H222ZM229 255H231L230 257H231L233 260L230 259ZM232 255H233V256H232ZM245 255H246V256H245ZM247 255H249V256H247ZM256 255H258V256H256ZM23 256H25V257H23ZM82 256H83V258H82ZM92 256H93L94 258H93ZM125 256H126V257H125ZM155 256H156V257H155ZM161 256H162V257H161ZM177 256H179V258L182 259V260L180 261V260L178 259ZM182 256H183L184 258H183ZM186 256H187V257H186ZM188 256H190V257H188ZM197 256L199 257V260H198V257H197ZM226 256H227V257H226ZM242 256H243V257H242ZM244 256H245V257H244ZM251 256H252V257H251ZM7 257H8V258H7ZM20 257H21L22 259H21ZM30 257H32V258H30ZM51 257H52V258H51ZM64 257H66V259H65ZM84 257H85V258H84ZM88 257L90 258L89 260H91L90 262H89V260H88ZM104 257H105V258H104ZM106 257H107V258H106ZM124 257H125V258H124ZM128 257H129V258H128ZM153 257H155L156 259L153 258ZM164 257H165V258H164ZM181 257H182V258H181ZM203 257H204V258H203ZM207 257H208V258H207ZM228 257H229V258H228ZM248 257H250L251 259L248 258ZM257 257H258V258H257ZM24 258H26L27 260L24 259ZM68 258H69V259H68ZM71 258H74V259H76L77 261H78V260H79V261H78V262H77L76 260L74 261V260L71 259ZM99 258H100V259H99ZM101 258H103V259H101ZM127 258H128L129 260H128ZM170 258H171V259H170ZM175 258L178 259V262H177V260H176ZM190 258H191L192 260H190ZM195 258H196L197 260H196ZM202 258H203V259H202ZM205 258H206V259H205ZM209 258H212V259H211L212 261H211ZM223 258H224L225 260H224ZM245 258H248V259H245ZM252 258H253V259H252ZM255 258H256V260H255ZM2 259L5 260L6 262H4ZM7 259H8V260H7ZM31 259H32V260H31ZM33 259H34L35 261H34ZM43 259H45V257H43L42 260H43ZM50 259H51V260H50ZM53 259H54V260L56 259V260L53 261ZM70 259H71V260H70ZM85 259H86V260H85ZM94 259H95L96 262L92 261V260H94ZM106 259H107V260H106ZM122 259H123V261H121ZM124 259H125V260H124ZM126 259H127L128 261H126ZM131 259H132V260H131ZM148 259H147V260H148ZM165 259H166V260H165ZM186 259L189 260V261H187ZM208 259H209V261H207ZM219 259H220V260H219ZM227 259H228V260H227ZM240 259H241V260H240ZM257 259H258V260H257ZM13 260H14V263H13ZM20 260H21V262H20ZM28 260H29V263H28ZM42 260L40 259V261H42ZM48 260H49V262H47ZM66 260H67V261H66ZM68 260H69V261H68ZM100 260H101V261H100ZM103 260H104L105 263L103 262ZM117 260H118V261H117ZM130 260H131V261H130ZM144 260H143V261H144ZM154 260H155V261H154ZM163 260H164V261H163ZM172 260H173V261H172ZM194 260H195L196 262H195ZM200 260H201V261H200ZM202 260H203V261H202ZM229 260H231V262H228ZM239 260H240V261H239ZM2 261H3V262H2ZM43 261H45V260H43ZM51 261H52V262H51ZM58 261H59V262H58ZM112 261H114L115 263H112ZM143 261H142V264H144V263L146 262V261H144V263H143ZM205 261H206V262H205ZM210 261H211V262H210ZM226 261H227L228 263H227ZM255 261H256V262H255ZM11 262H12V263H11ZM18 262H19V263H18ZM33 262H34V263H33ZM57 262H58V263H57ZM62 262H60L59 264H63ZM69 262H71V263H69ZM79 262H81V263H79ZM82 262H84V263H82ZM123 262H125V263H123ZM174 262H177V263H174ZM183 262H184V263H183ZM201 262H202V263H201ZM203 262H204V263H203ZM224 262H225V263H224ZM235 262H237V263H235ZM238 262H239V263H238ZM241 262H242V263H241ZM254 262H255V263H254ZM159 263H157V264H159ZM117 264H120V263L118 262ZM146 264H147V263H146ZM231 264H232V263H231ZM260 264H261V263H260Z\"/></svg>",
	"mask_w": 264,
	"mask_h": 264
}]
</instances>
